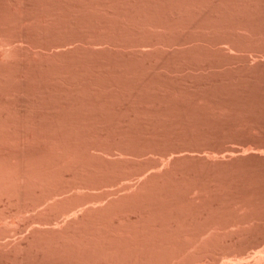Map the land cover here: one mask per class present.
Segmentation results:
<instances>
[{"label":"rangeland","instance_id":"1","mask_svg":"<svg viewBox=\"0 0 264 264\" xmlns=\"http://www.w3.org/2000/svg\"><path fill=\"white\" fill-rule=\"evenodd\" d=\"M16 1H18V0H16ZM19 1H20V0H19ZM19 1H18V2H19ZM22 1L25 3L24 6H23V3H18V4H22L21 7H20V5H18V6H19L21 9H23L22 7H25V5H26V7H28V8H26V7H25V8L28 9V10L30 11L31 14H33V11L36 12L35 10L38 8V9H37V12H38V13L36 12V17L38 16L37 14H39V16H38L37 18H40V19H41L40 16H43V14L40 13L41 9H44L43 11H44V13H45L46 8H48V7L46 6V4H47V5L49 4V3H47V2H46V4L43 3L44 0H40V1H39V0H26V2H25L24 0H22ZM22 1H21V2H22ZM28 1H29V3H30V1H31V3H32V1H33L32 4H35L36 7H35V5L33 6V5L30 3V4L32 5V6H31L29 3H27ZM38 1H39V3H38ZM45 1H48V0H45ZM54 1H55V0H54ZM54 1H53V0H52V1L49 0V2L52 4V5H50V7H51V6H52V7L54 6L52 10H54V12H55L54 14H56V15L53 14V11L48 10V9H47V12H46L47 15L49 14V17L55 16V17H53V18H54L53 23H51L52 20H50V23H49V24L45 23V21H46V22H49L48 19L46 18V16H47L46 14H44V15H46V16H45V20H43L44 18H42V20H41L42 22L44 21V23H42V24H40V25L38 26L36 23L38 22V20L40 21V19H37V18H36V19H37V22H34V23L32 24L29 20H31V19H33V18L29 19V18H30L29 16H31V14L28 13V12H29L28 10H25V8H24L23 10L27 11V13L24 12L23 10L19 12V10H21L20 8H19V10H18V7H17V6H13V7H12V5L10 6V3H9V2H11V3L13 2V3H14V2H15L14 0H0V5L2 6V7L0 6V7H1V9H0V13H1L2 11L5 10V11L2 13L3 16L5 15V12L10 13V11H11V15L14 14V15H13V16H14L13 19H11L12 16H11L10 14L6 13V15L8 14L9 17L5 15L6 17H8V19L6 18V20H10V19L12 20L11 22L8 21L10 24L13 23L14 18L17 17V16H16V13H17V12L20 13V14L17 13V15L19 14L18 16H21V12H24V14L26 13V16H28V19H29V20L26 19L25 22L23 21V19L21 20L22 16H21L20 20H18V18H17V19L15 18V21L17 22V24H18V22L20 21V24H19L18 26H20L21 23L23 24V22H24V24L26 25V27H25V25H23V28H25V29H27V30H29L30 27H31V28L33 27V28H32V29L30 28L29 31L26 30L28 33H27V32H23V34H21V29H20V28L17 29V28H18V27H17V24H16V26H15V21H14V28H13V29H15V30L17 29V30H16V31H17V34H16V35H13V33L15 34V32L11 33L12 36H13V38L15 37L14 39H16V36H17V38L20 37V35H18V30L20 31V34H21V37H20L19 39L23 40L22 37L25 38V37H27V36H29V35H32V33L30 34L29 32H30L31 30L34 32L35 30H33V29H36V27H37V29H36L37 33H40L41 31H42V32H43V31L45 32V31H47V30L49 29V31H48V35H49V36H44V34L47 35V33L45 32V33H43V34L41 33L44 37H42L41 34L36 35V37H34V36H35V33H36V32H35V33H33V36H30V38H29V37H28L27 39L25 38L26 40H28V39L30 40V39H31V40L29 41L30 43L27 41V42L29 43V45H28V44L25 45V44L27 43V42L25 43V41H26L25 39H24V40H25V41H24L25 44H23V42L16 41L17 43L19 42L20 44H21V43L23 44V45H22V44L20 45L21 47L26 46V47L28 48V46H32V44H31L32 42H36V40H38V41H39V44L42 45V48H41L40 46H39V47H40V48L42 49V51H43V50H44L43 47H45V48L48 49V47H50V45H51V48H52L53 43H54V44L56 43L57 47H59V48H57L56 45H54L53 48H55V50H58V51L55 52L54 49H51V50L53 51V52H52V51L50 50V48H49V49H48V52L51 51V52H50L51 54H55V53H60V54H61V53H63L64 56H66V54H65L64 51H65V49H66V47H67L66 51H67V50H68V51H67L66 53L69 54V55L67 54V56H68L69 58H68L67 56H66V57L68 58V61H69L70 59H72L71 61L75 60L76 62L73 61L74 63H77V61L81 60L80 58H81L83 55H85V58L87 59V60H86V59H85V60H86L87 62H85V60L83 59V58H84V56H83V57H82V60H84V61L81 60V61H79L78 63H79L80 66H81V64H82V65L84 64V68H85L86 66H89V67H86V69H84V70H83V66H82V68H80V70H83V72H84L85 74H84L82 71H78V72H82V74H83V75H82V74H79V76H80V75H82V76L86 75V72H88V74L91 73V74H90L91 76L86 75V77H83L84 79H85V78H88V77H90V78H88V80L86 79L87 81H86V80L84 81L83 79H79V78H78V80L74 81L75 78H73V79H71V78H72V76H74L75 74H76V75L78 74L77 71H73V70H76L77 68H75V69L73 68V70L71 71L72 68L70 69V67H68V68L70 69V71H71L70 74H73V75H71L70 79H69V77H68V80L74 81V82H75V85H76V84L78 85V86H77L78 88H79V85H80V91H78L79 89H78L77 91L80 92V93H82L83 95L88 94V97L86 96V97H87V98H86V97L83 96V97H84V99H83L82 97H80V94H79L77 91L75 92V90H74V93H73L72 91H70V88H71V87H69V92H70V94L73 95L74 98H67V97H65V94H66V93H65L64 91H66V89L64 90L63 88H66L67 86H69L70 83H68V81H67L68 84H67V86H66V84H65L66 82H65V81H66L67 79H66V80H65V79H63V80L60 79V78H61L60 74L65 75L67 72H66V73H65V72L63 73L62 70H60V71H61V73H60V71L56 70V75H57V76H60V78H59V77H56V78H59L60 81H59L58 83H56V85H53V86H52V90L56 91V94H55V92H53L52 90H50L51 88H50L49 90L52 91V92H48V94L50 93L49 96H50V95H53V96L56 95V96H55V97H53V96H52V97H49L50 101H46L47 103H46L45 106H47L48 103L52 101L51 98H54V99H55V100H53L54 102L57 100L58 103H60V104L62 103V102H60V101L57 99V98L60 96L59 91H60V92H63L62 94H64V95H63L64 97H63V96H61V97H63L65 100H64V99H61V101H63V100H64L65 102H66V101H69V103H70V104L72 103V104H71V106H69L70 104H69L68 102H66V104H65V103L63 104V103H62V105L59 104V106H61V107H60L61 109H60V108H58L59 106H56V105L58 104L57 102H56V104L51 102V103H52V107L50 106L51 104L49 103V104H50V105H48L49 107L46 108V107L43 106V105H39V104H41V103H40V102H41L40 100H42V101H44V100H46V99L48 100V98H46V96H45V95H48V94H47V93H44L43 89H45V88H43V86L41 85L42 83L44 84V82H42V81H43V80H42L43 77L39 75V76L42 78L41 81H40V80H37V78H38V74H37V73H36L37 75L34 74L35 72H38L39 69L37 68L38 70H37V71H34V72L31 70L33 73H31V72H29L30 74L28 73V74H29V80H31V81L34 80V76H37V77L35 78V80H36V81H39V84H40L41 86H39V85H38V82H36L35 85L37 84L38 86L36 85V86H34V87H38V89H37V88H34V87L32 86L31 81H30V83H28L29 86L27 85V81H25L27 78L25 79V78H24L25 76L21 74L22 71H24V70L19 71V72L17 71L18 73H20V72H21V73H20V75H18V74H16V72H15V75H14V76H15V78H14V83L18 84L17 82H19V81H21L22 79H24V83L26 82V83H25L26 86H25V84H24L23 82H21V83H19V84H21V88H20V85L18 84V85H19V88L16 87V88H17V90H16V88L14 87L15 85L13 84V85H14V86H13V87H14L13 90H15L16 92H17V91H20L21 89L23 90V89H25L26 87H28V91L30 90L32 93L34 92V90H35V91H38L41 87L43 88V89L41 88V90L43 91L44 94H42V93H41L42 91H40V90H39V91H40L41 95H40L39 91H38V92H34V95H36V94L39 93V96H38V95L36 96L38 99H39V98H42V97H43V99H44V97L46 98V99H44V100H43V99L38 100V101H39V102H38L39 104L36 103V100L34 99L33 95H31V93H29L30 91L28 92V94H30L31 97H33V99L30 98V100H28V99H29V98H28L27 101H26V98H27L28 95H27V96L25 95L26 92H25L24 95H23V97L25 96V97H24L25 100H23V101H26L27 103L29 102L28 105H30V102H31V105H32V106H31V109H33L32 107H35V109H34L35 113L38 114V112H36L37 108H38V109H39V108H43V110L45 109L46 112H49L50 110L52 111V109H53V104H55V105H54V106H55V107H54L55 109H56V107H57V109H59V110L61 111V112H60V111H58V110L53 109V111H54V110H55L56 112L58 111V114H56V112L53 113V111H52V112H50V114H49V113H46V114H48V115L45 116V113L43 112V110L40 109V110H39L40 112H39V114H38V115H42L41 118H43V121H45V123L47 122L49 125H53V124L56 125V126H52V128L55 129L54 127H56V129L58 130V132H57V130H55L54 133H55V134L58 133L60 139H57L58 136H55L54 133H52L53 129H51V127H50L49 125H48V127H47V123H46V125H45L44 128L42 127V126H44V122L41 123L42 125H41V124H38V123H40V122H38L37 124H38L39 126L36 125V127H35V126L33 125V124H35V122L33 123V122H31L30 120H26V119H24V117L26 116V113L23 112V111H27V113H28V112H31V113H30L31 116H29L28 119H31L32 121H39L38 118L40 119V116H38V117L36 116V118L34 117V119H36V120H34L33 117H32V116H35V115H36L35 113H33L34 111H33V112L30 111V108H29V107H28V109H27V108L25 109V107L23 106L24 104H26V102H24L23 105H20V106H22V107L19 106L18 109L16 108V109H17V111H16V110H15V106L17 107L18 104H20V103L22 104V103H23V102L21 101V99L23 98V97L21 96L22 93H21V92L17 93L19 97L17 96V94H16V97H15L14 95L11 96L10 94H11V91H12V90L9 91V92H10V94H9V92H7L8 90L5 91L6 89H5V87H4L5 85H4V86H0V87H3V88H4V89H3V88H2V89H3L5 92L1 91L2 89L0 88V91L3 92V94L6 93L7 95L10 96L11 99L14 98V97H15V98H19L20 101H21V102L17 101L18 103L16 102V104H15V101L13 102V99H12L11 102H13V103L15 104V106L13 107V103L10 104L11 102H8V100H6L7 98L5 99V96H7V95L5 94L4 96H2V97H4V99H3V98H2V100L0 99V102L2 101V102H1V103H2V106H3V105L5 106V103L8 104V105H7L8 107L11 105L13 108H12V107H10V108H12L13 111L15 112V113H14L13 111H11V112L14 113V116H13V115L10 113V111H9V110H12V109L9 108V110H8V108H7V106H6L5 108L7 109V113L9 112V113L11 114V116H10V114L8 113V114H9L8 116H10L11 118H12V117H15V115H17V114L19 113V112H18V110H19V111H20V115H19V114H18V115L21 116L20 118H21V120H22L20 123L23 122L22 124H25L24 122H26L27 126H29L28 124L32 123V126H34V127H33L34 130L36 129V131H35L36 133L38 132L37 129L40 130L39 132L42 131V132L40 133L41 136L43 135V136L45 137V134H47V132H48V130H49V132H51L52 135H53L54 137H56V138H53V136L51 135V133H49L50 136L52 137V139H51V138L49 137V135L47 134L45 138H46V139H47V137H49V138H48L47 140H45L44 137L41 138V137H39L40 135L38 136V133H39V132H38V133H37V136L40 138L41 141H40V140H36V139L32 136V135L34 134V136L36 137V135H35V133L32 132V130H31V128H30V129H28V130H31V132H32L33 134L30 133V137H29L28 134L25 133V135H27L28 138H29V139L27 138L28 140H30V138L32 137L34 140H36V142H37V141L40 142V145H42V146L45 145L44 147H46L47 150H49V151H54V150H51L50 148H48V147L52 146L53 143H55L54 145H57V146H55V148H56V147H59V149L57 148L58 151H59V150H63V149H65L67 146H68V149H71V148L74 147L73 149H71L72 151H69V152H72V153H69V156H70V155H73V152H75V154L77 153L76 156L74 155L75 159H78V158H80V159H85V160L87 159V162H88L89 160L92 161V159H94V158L91 159V154H92V157L95 156V159H96V160H99L100 163H101V160L103 159L101 164L104 163V161L106 160V158L108 159L107 162L109 163V162H112V161H110L111 159H112V160H113V158H114V159H117L118 157H119V158H120V157H124V155H125V157L122 158V160H123L124 162H128V161H129L128 163L131 162L130 165L132 164V166H128V167H133V166L135 165V163H138V162H139L140 164H142L141 167H144L143 165L147 162V161H145V160H149L148 163L152 166V161H153V163L155 164V161H158L159 158L161 159V157H162V159H161L162 162L164 161L163 159H166V158H167V159H169V160L171 159L172 161H174V165H175V164L177 163V161H180L181 159L184 160L183 157H184L185 159H187V158L193 153V156L190 157V159L192 160V159L196 156V157H195L196 159L194 158L195 160L193 159V160L191 161V163L194 162V163H193L194 165L191 164V166H190V163H188V164H187L188 166H187V165L184 163L186 160H185L184 162H183L182 160H181V161L186 165V166H184V164H183V166H184L183 169H184L185 167H187V169H190L191 167L194 168V166L196 167L195 169H197L198 167L195 165V164H197V163H195L196 161L198 162L199 165H201L200 163L203 161V158H204V161H203V162L207 161V162H205V163H208V162L210 161V162H209V165H210L211 161H212V163H213L214 156H217V154L221 151V152H220L221 155H219V154H220V153H219V154H218V157H220V156L222 157V155L224 156V155L226 154V156H224V157H225L224 159H225V160L227 159L228 162H230V166H227V168H228L229 170L231 169L230 171H231L232 173L226 172V170H225V172H223V171H224V170H223V171L220 173V175L223 174V173H227L226 175H231V176H232V174H233V170L235 169V170H234L235 175H233L232 177L235 178V176H236V180H234V181L236 182V184H239V185L241 186V188H240V186H237V185L235 186V183L233 182V179H234V178L232 179V177L230 178L231 180H228V179L226 178L229 182L232 181V183H228V181L225 182V180H226V179H225V174L222 175V176H224V179H225V180L223 179V180H224V181H223V184H224V182H225L224 185H223L222 183H220L221 181H219V180H221V179L219 178L220 176L217 175L218 177H216V176H214V173H212V174L209 175V173H211V172H209L207 176H210V177H211V175H213L212 177H216V179L219 178L217 183L220 184L221 187H220L219 190L222 191V192H223V190H221V189H224V188H225V187H222V185H223V186H225V185H230V186H231V185L234 184V185H233L234 187H232V186L230 187V191H231V188H233L234 191H235V189H236V193H233V194L230 193L231 198L227 197V198H225V200L227 199L228 201H230V199H232V198H233V200H240V199H241V200L238 202V203H239V207H240V204H241V205L243 204V205H242L243 208H246V207H244L245 204H246V206H248V207H249V205H251V204L254 206L255 204H254L253 202H254L255 199H256V198H254V197H256V195H258V194L260 193L259 197L257 196L258 198H260V199H258V201L260 202V204H259V202L256 200L255 203H256V204L258 203L259 205L254 206V207H253V211H252V209H251L252 205L249 207V209L252 211L251 213L255 212V214L253 213V215L255 216L256 221H255V218H253L254 220H252V221H255V222L258 223V224L252 222L254 225H252V224H251V225H252V226H255V227H256L255 229H257V230H254V227H252V226L245 227L244 230L242 229V230L244 231V233H243L242 231H239V232H240V236L238 235L239 232H237V231L235 232V229H232V228L230 229V231L233 230V231H231V233H230V231L228 232L229 229L226 230V231H227V234L225 233L226 231H224V233L222 232L224 236H221L222 238H219V239H222V240H223V242H221L222 245L225 244V241H224L225 238H224V237H227V236H228V237H227L228 244L230 243V241H232V245H233L234 243H237V245H236V244H234V245L238 246V248H239V249H238V248L235 246V247H236V249H235V248H234V245L232 246L231 244H229V245H231V247H232V248H230L229 245L227 244V246H225V247H228V248H230L231 250H233V251H232L233 253H232L231 250L229 249V250H230V255L228 254V256H227V255H224V254H223V256L221 255V257L218 256V255H220L219 252H221V251H223V250H224V252H226V248H225V247L223 248L222 245H221V246L219 245V247L217 246V247H218L217 250H219V248H220L221 251H216V250L213 249V248H211V251H210V252H209V250H206V249H205V251H206V252L208 251V254H209V253H212L213 250H215L216 253L218 252V253H217V254H218L217 257H219L220 260H218V261L216 260L217 263L215 262V264H218V263H220V264H226V263H228V264H229V263H232V264H238V263H240V264H245V263H246V264H264V226H262V225H264V224H263V223H264V212H263V211H264V208H263L264 206H263L262 208L260 207V206H262V202L264 201V194H263V192H264V191H263V190H264V183H263V182H264V168H263V167H264V75H263V74H264V52L262 51V50H264V41H261L262 38H263V36H264V34H263V33H264V30H263V29H264V22H263V20H264V0H244V2H243V0H239V1H236V0H228L229 2H228L227 0H218V1H217V0H214V1H213V0H207V2H205V3H207L208 6H209L210 8H212V9H210L209 7H208L209 9L206 8L207 5H205V3L202 1V2L204 3V4H203V3L201 2V0H196V1H195V2H198V3H197L198 6H200V5H202V7L205 6V7H204V9H205L204 11H205V12H206L207 9H208V11H207L206 13H204V14H201V13H203L204 11L201 12V11H200L201 8L199 9L200 14L203 15V18L205 17V16H204L205 14L209 15V12H210V14H211L212 16H207V17H205V18L207 19V18L209 17V18L211 19V17H212L214 21H219V20H220L219 23H218L219 25H220V23H221L222 21H223V22L225 21V23L227 24V22H228L229 20H231V21H229L230 23L228 22V23L230 24V25H229L230 28L228 27V29H231V31H233V30H232V25H233V24H231V23H237V25L234 24L235 27H233V29H235L236 26H237V28L240 27V25L242 24V26H241L240 28H241V30H242V28H243V29H244V32H243V30H242V32H240V28H239L238 33H237V29H236V31H234V32L231 33L232 35H231L230 33H228V32H227V33H228V34H227L226 31H224V30H220V31H222V33H219V32H218V31H219L218 29H220V28L222 29L223 26H222V25H221L220 27H218L219 25L215 26V25H216V22H215V24H214V22L212 23L213 20H211V22H210V23H212V24H211L212 26H208V25H210V24H207V26H203V27H204V28L208 27V28H206V29H209V27H213V26H215L216 28L218 27V29H217V30H218V31H217L218 33H216V31H215V30H216L215 27H213V29L215 28L214 31H211V30H210L211 28H210V29L208 30L209 32L205 31V29L202 28V27H200V26L198 27V25H197L198 23H197V22H194V20L197 19V18L194 19V15H195V17H197V15H198V13H195V12H198V9H197L198 6H195V5H196L195 2H192L193 0H191L192 5H193V3H194L193 8L195 7V8H194V9H195V10H194L195 12L193 11V8H192V11L189 10V9H187L188 12H186V14L188 13V15H189L191 12H192L193 14L195 13V14L193 15V18H192V19H194V20H191L192 22H194V24L190 21L191 18L188 19V21H187V19L185 18L184 21H185V22L187 21L188 23H189V21H190L191 24H190V23H189V24H190L191 26H190L189 24H187V26L189 25V27L192 28L193 30L196 29V30H195L196 32L194 31V32H195V35H196L195 37H188L189 33H188V30H187V29H190V28H187L185 22H184L185 25L181 24V25H183V27H182V26L179 27V26H177V24H174V21H173V20H172V23L174 24V25H173V28H175L176 26H177L176 29H177V28H181V27L184 28V26H185V27H186V28H185L186 31H184V30L181 31V29H179V30L177 29L178 31H176V32L174 33V35H172V34L168 35V34L171 32V31H170V32H168V31H169V30H172V28H171L172 25H171V23H170V22H171L170 20H171V19L177 20V17H176V18H175V17H174V18L172 17L173 15L171 16L172 18H171V17L168 18V22H169V24L171 25V26H170L171 29H169L168 31H164V29L167 30V29L169 28V24H168V22H167V24H168V25H167L168 28H167L166 25H163V27H162L163 29L161 28V26H162L163 23H162L161 25H157V24H156V25H154V26H160V28H159V27H155V28H157V29L153 28V29L150 30V28H151V26H150V28L146 30V34H145V35H144L145 31H144V33L142 34V30H140V27H137L136 23L131 22V20H129L130 22L128 21V18H131V17H132L131 15H133V14L135 13V14H134V16H135V15L137 14V12H135V10H132V9H135V7H136V9H137L138 6L140 5V3L142 4L141 6H143V4H144V7H145L147 4L144 3V2L146 1V2H148V5H149V6L147 5L145 8L150 7V6H151L150 8H152V5H153V9H156V7L159 6V3H161L162 1H163V5H164V4H166V2L170 4L171 1L174 2L175 0H171V1L168 0L169 2H168L167 0H162V1L160 2V0H159V1H158L159 3L157 2V0H156V1L153 0V1H155L156 3H158V4L156 5V7L154 6L156 3H152V2H153L152 0H140V1H138V0H130V1L133 3V5L135 4L136 6H135V5L133 6L132 3L129 2V0H126V2H127L128 4H127L124 0H94V1H93V0H92V1H91V0H85V1L88 3V5H92V6L94 5L93 7H95V8H94L95 10L92 11V10H93L92 7L89 6L90 9H92L90 13H87V12H88L87 9H88L89 7H88L87 5L84 6V5H85L84 3H86L84 0H83L84 3L82 2L83 4H80L79 1H81V0H79V1H78V0H74V1H73V0H68V1H67L68 3H69V1H71V2L69 3V4H70L69 7H70V6H71V7H74V9H75V8L78 9V7H80L78 10L75 9V11H74L73 8H71V7H70V8H71L72 10L65 9V8H67L66 6H68V3L65 2V0H64V1L62 0V2H61V0H60V1L58 0L59 2L56 0V1H57V2L55 1L56 6L54 5ZM151 1H152V2H151ZM165 1H166V2H165ZM179 1H181V0H179ZM179 1L176 0L175 2H179ZM186 1H188V0H186ZM186 1L183 0L181 3L185 2V3L187 4ZM189 1H190V0H189ZM189 1H188V3H190ZM219 1H221V2H219ZM224 1H225V2H224ZM230 1H231V2H230ZM235 1H236V2H235ZM260 1H261V2H260ZM5 2H7V3H5ZM73 2H74V3H73ZM75 2H77V3L75 4ZM78 2H79V3H78ZM89 2H94V3L91 4V3H89ZM121 2H122V6H121ZM134 2H135V3H134ZM136 2H137V3H136ZM142 2H143V3H142ZM149 2H150V3H149ZM164 2H165V3H164ZM175 2H174V3H175ZM200 2H201L202 4H200ZM209 2H213V3H211V5H209ZM217 2H218V3H217ZM223 2H224L225 4H226V3H228V4L225 5ZM232 2H233V3H232ZM237 2L239 3V5H238ZM240 2H241V5H242V6H245V8H244V7L241 8L242 6L240 5ZM246 2H247V3H246ZM258 2H259V3H258ZM8 3H9V4H8ZM37 3H38V4H37ZM40 3H41L42 5H43V4H45V5H43L42 8H41V4H40ZM58 3H59V4H58ZM61 3H62V4L64 3L63 5L65 6V8H64V6H62V7L59 6V5H62ZM66 3H67V4H66ZM71 3H72V4H71ZM98 3H99V6L96 5V4H98ZM151 3H152V5H150ZM174 3H173V4H174ZM181 3H179V5H180ZM214 3H216L217 5H216V4L214 5ZM221 3H222V4H221ZM235 3H236V4H235ZM255 3H256V4H255ZM260 3H261V4H260ZM7 4H8L12 9L9 8V6H8ZM39 4H40V6H39ZM57 4H58V5H57ZM79 4H80V6H79ZM117 4H118V5H117ZM129 4H130V5H129ZM138 4H139V5H138ZM145 4H146V5H145ZM176 4L178 5V3H176ZM176 4H174V5H176ZM186 4H181V5H180L181 8H182V5L186 6ZM218 4H219V6H218ZM233 4H235V6L238 5V6H236L237 8H236ZM251 4H252V5H251ZM5 5H7V6H5ZM14 5H16V2L14 3ZM27 5H28V6H27ZM72 5H74V6H72ZM125 5H126V6L128 5L129 8H128V6L126 7ZM163 5L160 4L161 8H164V7H162ZM166 5H168V4H166ZM166 5H165V6H166ZM174 5L172 6V8L174 7L173 9L176 10ZM187 5L189 6V5H191V4H187ZM246 5H247V6H246ZM250 5H251V6H250ZM29 6H31V7H29ZM37 6H38V7H37ZM44 6H45L46 8H44ZM48 6H49V5H48ZM96 6H97V9H96ZM123 6H124V7H123ZM131 6H132V7H131ZM141 6H140V7H141ZM169 6H171V5H169ZM169 6H166V7L170 8V10L172 11L171 7H169ZM184 6H183L182 9H180V7L178 6V7H179V10H182L181 15L183 14V11H185V10H183V9H185ZM211 6H212V7H211ZM214 6H215V7H214ZM220 6H221V7L224 6V9H226L227 7H228V8H231V7L233 6L234 8H232V9H236V12H237V13L233 12V11H235V10H232V9L228 10V8H227V9L225 10L226 12L223 13V14L227 15L229 18H228L227 16H224V17H223L224 20L221 21V18H220L221 16H220V15H223V14H219L220 12L218 11L219 9L217 8V7H220ZM240 6H241V7H240ZM248 6H249V7H248ZM3 7H4V8L7 7L9 10H10V9H11V10L9 11L7 8L4 9ZM33 7H35V8H33ZM39 7H40V8H39ZM50 7H49V8H50ZM52 7H51V8H52ZM58 7H61V8H62V9H61L62 11H61ZM69 7H68V8H69ZM85 7H87V8H85ZM98 7H99V8H98ZM125 7L127 8V9H126L127 11L125 10ZM154 7H155V8H154ZM166 7H165V8H166ZM176 7H177V6H176ZM196 7H197V8H196ZM221 7H220V8H221ZM225 7H226V8H225ZM239 7H240V10H239ZM252 7H253V9H252ZM14 8H17V9H14ZM31 8H32V9H31ZM51 8H50V9H51ZM54 8H55V9H54ZM56 8H57V9H56ZM63 8H64V9H63ZM81 8H82L83 11L85 10V13L87 14V15H86V14L84 13V14H85V17H87L89 20H88L87 18L85 19L84 15H83V17H84V18H83V19H84L83 22H85V20H88V21L86 22L87 25H83V24H86V23H83V24H82V21H81V25H83V26H81V27L78 28V25H77V27H76V29H75V24H77V23H75V22H76V20H78V18L81 19V15L79 14L80 16H79L78 18H76V20H75V18H73V17L76 16L77 13H80V12L82 11ZM123 8H124V9H123ZM161 8L159 9V8L157 7L158 11L161 10V12H162V9H161ZM165 8H164V9H165ZM189 8H191V6H189ZM215 8H216L217 10H215ZM246 8H247V10H248V8H250V10L246 11ZM2 9H3V10H2ZM13 9H14V12H16V10H17V12L14 13V12H13ZM119 9H120V10H119ZM142 9H143V8H142ZM142 9H141V11H142ZM153 9H152V10L150 9V10L152 11V15L155 14V13L157 14L158 12H155V13H154V12H153V11H154ZM164 9H163V11H164V13H165V10H164ZM166 9H167V8H166ZM202 9H203V8H202ZM213 9H214V10H213ZM224 9H223V10H224ZM244 9H245V10H244ZM6 10H7V11H6ZM32 10H33V11H32ZM38 10H40V11H38ZM57 10L60 11V12H57ZM64 10L66 11V13L64 12ZM68 10H69V11H68ZM88 10H89V9H88ZM117 10H118V11H117ZM122 10H124L123 12L126 11V13L129 12L131 17H127V16H129V15L126 16L125 13L121 12ZM128 10H131V11H128ZM144 10H147V12L149 11L148 13H151L150 10H149V8H148V9H143V12H144ZM211 10H213V11L211 12ZM221 10H222V9H221ZM221 10H220V11H221ZM237 10H239V13H238ZM241 10H243L244 12H242ZM43 11H41V12H43ZM49 11L52 12V13L50 14ZM73 11H74V12H73ZM77 11H78V12H77ZM83 11H82V12H83ZM95 11H96V12H95ZM136 11L139 12V9L136 10ZM166 11H168V10H166ZM176 11L179 12L178 10H176ZM176 11H175V12H176ZM189 11H190V13H189ZM217 11H218L219 13H218ZM240 11H241V12H240ZM12 12H13V13H12ZM62 12H63V13H62ZM67 12H69V13H67ZM70 12H71V13H70ZM76 12H77V13H76ZM132 12H133V14H132ZM145 12H146V11H145ZM147 12H146V15L149 17L150 14H147ZM161 12L159 11V13H158V14H160V16H161ZM168 12H169V11H168ZM172 12H173V11H172ZM172 12H169V16H170V14H171ZM175 12H173V13H175ZM221 12H222V11H221ZM223 12H224V11H223ZM227 12H228V13H227ZM260 12H261V13H260ZM57 13H58V15L60 16L59 18H61V19L64 18V16L66 17V18H65V19H66V20H65L66 22L64 21L65 23L61 20V21H62V24H61L60 20L57 18V16H58ZM72 13H73V14L75 13L76 15L73 16ZM94 13H95V14H94ZM116 13H118V14H116ZM120 13H121V14H120ZM129 13H128V14H129ZM164 13L162 12V16H164V15H163ZM173 13H172V14H173ZM192 13H191V15H192ZM226 13H227V14H226ZM250 13H251V14H250ZM34 14H35V13H34ZM40 14H41V15H40ZM68 14H70V17L73 16V17H71L72 19L68 16ZM81 14H82V13H81ZM92 14H93V16H92ZM123 14H124V15H123ZM138 14H139V13H138ZM138 14H137V15H138ZM140 14H141V13H140ZM167 14H168V13H167ZM167 14H166V15H167ZM177 14H178V17L181 16V15H179V13H177ZM184 14H185V12H184ZM196 14H197V15H196ZM200 14H199L198 16H201ZM213 14H215V15L217 14V15H216V16H215V15L213 16ZM228 14H229L230 16H229ZM234 14H235V15H234ZM240 14H241L242 16H240ZM243 14H244V15H243ZM247 14H248V15H247ZM256 14H257V15H256ZM22 15H23V14H22ZM61 15H62L63 17H61ZM88 15H89V17H88ZM121 15H122L124 18H125V16H126L127 19L124 20V18H123V20H122V18H120V17H122ZM142 15H143V13L141 14V16H142ZM188 15H187V16H188ZM249 15H250V16H249ZM254 15H255V17H254ZM260 15H261V16H260ZM5 16H4V17H1V15H0V17H1L0 20H1V23H2V24L0 23V25L3 26V29H4V27H7V28H8V27L10 26V25L7 24V22H5V19H3V18H5ZM10 16H11V17H10ZM26 16H23V17L27 18ZM114 16H116V17H114ZM141 16H137V19H138V20L135 18L136 16H135V17H132L131 19L133 20V19L135 18V19H136V22H137V21L140 22L141 20H139V17L141 18ZM150 16H151V15H150ZM153 16H154V15H153ZM153 16H151V18H152ZM162 16H161V17H162ZM167 16H168V15H167ZM167 16H164V17H162V18H165V17L167 18ZM175 16H177V15L175 14ZM187 16H186V17H187ZM232 16H233V18H231ZM234 16H235V17H234ZM236 16H237V17H236ZM239 16H240L241 18H240ZM244 16H245V17H244ZM31 17H32V16H31ZM34 17H35V16H34ZM49 17H48V18H49ZM67 17H68V18H67ZM76 17H77V16H76ZM91 17H92V18H91ZM156 17H157V16H156ZM161 17H160V18H161ZM189 17H190V15H189ZM218 17H219L220 19H219ZM238 17H239V18H238ZM249 17H250V18H249ZM251 17H252V18H251ZM25 18H24V19H25ZM55 18H56V19H55ZM90 18H91V19H90ZM142 18H143V17H142ZM149 18H150V17H149ZM151 18H150V19H151ZM179 18L181 19L182 16L179 17ZM183 18H184V16H183ZM183 18H182V19H183ZM198 18H200V17H198ZM209 18H208V19H209ZM227 18H228L229 20H228ZM2 19H3V20H2ZM50 19H51V18H50ZM67 19H69V20L71 19L70 22H69V20H67ZM80 19H79V20H80ZM83 19H82V20H83ZM135 19H134V20H135ZM143 19H145V18H143ZM146 19H147V22H148L149 19H148V18H146ZM146 19H145V22H146ZM155 19H157V18H155ZM155 19H154V18L152 19V20H154L153 23H157V20H155ZM169 19H170V20H169ZM200 19H201V18H200ZM206 19H205V20H206ZM225 19H227V22H226ZM233 19H234V20H233ZM235 19H236V20H235ZM242 19H243V21H242ZM57 20H58V21H57ZM63 20H64V19H63ZM74 20H75V22H74ZM158 20H161V22H162V19H159V17H158ZM163 20H164V19H163ZM198 20H199V19H198ZM201 20H202V19H201ZM201 20H199V21L202 22ZM203 20H204V19H203ZM205 20H204V21H205ZM251 20H252V22H251ZM254 20H255V21H254ZM258 20H259V21H258ZM3 21H4V23H3ZM21 21H22V22H21ZM27 21H29L28 23H31L32 25L30 26V25L27 23ZM33 21H36L35 18H34ZM33 21H32V22H33ZM56 21H57V25H58V24L60 25V26L58 25L60 28L57 26V29H56ZM125 21H128V22H125ZM164 21H167V20H164ZM164 21H163V22H164ZM179 21H181V20H179ZM182 21H183V20H182ZM196 21H197V20H196ZM209 21H210V20H209ZM232 21H233V22H232ZM238 21H239V22H238ZM240 21H242V22L240 23ZM58 22H59V23H58ZM73 22H74V23H73ZM77 22L79 23V21H77ZM122 22H123V24H122ZM139 22H137V23H139ZM145 22H144V23H145ZM149 22H152V21H149ZM149 22H148V23H149ZM161 22L158 21V24L161 23ZM206 22H207V20H206ZM206 22H203V24L205 25ZM248 22H249L250 24H248ZM254 22H255V24H254ZM259 22H260V23H259ZM40 23H41V22H40ZM54 23H55V24H54ZM63 23H64V25H63ZM70 23H71V24H70ZM125 23H126V24H125ZM132 23H134V25H133ZM178 23H179V22H178ZM225 23H222V24L224 25V28H225V26L228 25V24L225 25ZM243 23H244V24H243ZM245 23H247V24H245ZM4 24H5V25H4ZM38 24H39V23H38ZM53 24H54V25H53ZM65 24H66L67 26H65ZM72 24H73V25H72ZM124 24H125V25H124ZM127 24H129V25H127ZM145 24H146V23H145ZM165 24H166V23H165ZM192 24H193V26H192ZM199 24H200V23H199ZM213 24H214V25H213ZM239 24H240V25H239ZM253 24H254V27L256 26L255 28H258L257 30H256L255 28H252V27H251V26H253ZM257 24H258V25H257ZM7 25H8V26H7ZM27 25L30 26V27H28ZM35 25H36V27H34ZM46 25H47V26H46ZM49 25H50V27H51L52 25H53L54 27L52 26L53 28H52V27H51V28H50V27L47 28ZM61 25H63V26L61 27ZM68 25H69L70 27H69ZM119 25H120V26H119ZM146 25H147V24H146ZM150 25H152V23H150ZM175 25H176V26H175ZM178 25H180V23H179ZM200 25H202V24H200ZM238 25H239V26H238ZM243 25H244L245 28H246V26L248 25V26H247L248 28L245 29V28L243 27ZM245 25H246V26H245ZM1 26H0V27H1ZM40 26H42V28H41ZM43 26L46 27L44 30H43V28H44ZM64 26H65L66 28H65ZM73 26H74V27H73ZM79 26H80V24H79ZM85 26H86V27L88 26V28H85ZM122 26L124 27V29L127 28V27H128L127 29H129V27H130L131 29H130V31L126 29V30L128 31V32H126L125 30H123ZM135 26H136V27H135ZM139 26H140V25H139ZM148 26H149V25H148ZM152 26H153V25H152ZM164 26H165L167 29H166ZM259 26H260V27H259ZM12 27H13V25L10 26L11 30H12ZM16 27H17V28H16ZM68 27H69V28H68ZM71 27H72V29H73V28H74V29L72 30ZM117 27H118V28H117ZM133 27H134V30H133ZM143 27H144V25H143V26L141 25V29H142ZM194 27H196V28H194ZM249 27H250V28H249ZM261 27H263V29H262L263 31L260 30ZM7 28H6V29H7ZM10 28H9V29H10ZM21 28H22V27H21ZM39 28L42 29V30H40ZM63 28H65V29L68 30V31H69V29H71L72 31H71V32H68V31H66V30L63 29ZM67 28H68V29H67ZM77 28H78V30H79L80 28H82L81 31H82L83 33H82L80 30L78 31ZM120 28H122V29H120ZM135 28H137V29L139 28V30H140L141 32H139V30H138V33H137V32L135 31V30H137V29H135ZM145 28H146V27H145ZM147 28H148V27H147ZM224 28H223V29H224ZM251 28L253 29V32H252V29H251ZM25 29H24V30H25ZM38 29L40 30V32H39ZM50 29H53L54 31H53V30L51 31ZM55 29L58 30V32L61 30L62 33H61V32H59V33L57 32L58 34H55V33H56ZM59 29H60V30H59ZM62 29L65 30L66 32H65V31H62ZM84 29H85V30H84ZM119 29H120V30H119ZM176 29H175V30H176ZM192 29H191V32H192L191 34H193V30H192ZM201 29H202V30H201ZM203 29H204L205 32L203 31ZM213 29H212V30H213ZM225 29H227V28H225ZM228 29H227V30H228ZM247 29H249L248 32L250 31L249 34H252V33H254V31H256L255 34H257V35H256V36L254 35L253 37H251V36H252V35H251V36H250L251 38H250L249 35H248V33H247V31H246L247 34L245 33V30H247ZM250 29H251V30H250ZM0 30H1V28H0ZM4 30H5V29H4ZM4 30H2V32H0V33H3V34H1V36L4 35ZM11 30H8V31L10 32ZM24 30H22V31H24ZM143 30H144V29H143ZM173 30H174V29H173ZM173 30H172V31H173ZM175 30H174V31H175ZM258 30H260L261 33L263 34L261 40H260V38H258V37L261 36V34L259 33L260 31H258ZM6 31H7V30H5V33H6ZM8 31H7V32H8ZM32 31H31V32H32ZM75 31H78V33H76ZM84 31H85V32H84ZM121 31H122V33H121ZM134 31H135V32H134ZM147 31H148V32H147ZM174 31H173V32H174ZM189 31H190V30H189ZM210 31H211V32H210ZM223 31H224V33H223ZM231 31H229V32H231ZM11 32H12V31H11ZM53 32H55V33L53 34ZM79 32H80V33H79ZM86 32H87V33H86ZM131 32H132V33H131ZM167 32H168V33H167ZM180 32H182V33H180ZM185 32H186V33H185ZM213 32H215L216 34H214ZM257 32H258V33H257ZM68 33H69V34H68ZM115 33H116V34H115ZM118 33H119L120 35H119ZM129 33H130V36H131V37L134 35V33H137V34H136L137 36H138V34H139L138 39L141 37L140 35H143L140 39H142L144 36L149 35V34H150L149 36L152 35V37H153V35H154V38H155V39L158 38V40H154L153 38L150 37L151 39H153V41H159V39H160L159 37H163V40H164V39H165L164 36H167L166 38H168V37L170 38V37L172 36L170 39H172V40L175 39V40L178 41V43L175 42V44H176V43H177V45H179V43H181V44H182V43H187V44H185V46L182 44L184 47H180V46H177V45H176V48H178V50H176L174 47H171V46H170L171 48H169V49H168L167 46L164 48V46H165L166 43H164V45H162L163 43L160 45V44L157 42V43L161 46L160 49H162V52L164 51L163 49H166V48L168 49V50L166 49V50L168 51V54H167L166 51H164L163 53L161 52V53L163 54V57H162V58H160L162 55H160V56L158 55L159 57L155 55V57H154L153 54H157V53L160 54V51H159V52L156 51L157 53H153V54L151 55V56H153L154 58H152L151 56H149V57H151V58H148L146 52H144V54H143V53H140L141 56H142V59H141L140 61H142V63H143V57L145 58V59H144V60H145V63L143 64L144 67L141 68V67H142V66H140L141 63H140V61L138 60L141 56H140V57L138 56V54H139L138 52H136V53H138L137 56H138L139 58L137 59V56H136V57L133 56L134 58L131 56V58H130V62H131V60L133 59V60H134V63H135V58H136V60L139 61V65H138V66H140V67H138L137 64L132 65V64H133V61H132L131 63H129V64H128V62H127V65H126V64H124V63L126 62V58H128L127 53H126V52H127V49H123V48H121L122 45L118 47V45H120L118 42H123V40L121 41L120 39L125 38V37L127 36V34H129ZM148 33H149V34H148ZM205 33H206V34H205ZM209 33H210V34H209ZM233 33H235V34H233ZM241 33H242V34H241ZM6 34H9V33H6ZM25 34H28V35L24 36ZM63 34H64V36H63ZM66 34H67V35H66ZM70 34H71V35H70ZM74 34H75V35H74ZM77 34H80V35H77ZM81 34H82V36H83V35H84V36L82 37ZM131 34H132V35H131ZM175 34H176V35H175ZM179 34L182 35V36H180ZM191 34H190V35H191ZM212 34H213V35H212ZM220 34H221V36H223V37H220V38H219ZM237 34H238V36H237ZM239 34H240V35H239ZM244 34H246L247 36H245ZM9 35H10V34H9ZM9 35H8V38H7L6 40L9 39ZM22 35H23V36H22ZM40 35H41V37H39ZM56 35H57V36L59 35V36L57 37ZM69 35H70V37H68ZM76 35H77V36H76ZM118 35H119V36H118ZM123 35H124V36H123ZM136 35H135V36H136ZM157 35H158V36H157ZM162 35H164V36H162ZM202 35H203V36H202ZM205 35H206V36H205ZM214 35H215L216 37H215ZM226 35H227V36H226ZM259 35H260V36H259ZM1 36H0V37H1ZM50 36H51V37H50ZM54 36H55V37H54ZM61 36H62V37H61ZM65 36H67V37H65ZM74 36H76V37H74ZM85 36H86V37H85ZM113 36H114V37H113ZM120 36H122V37H120ZM130 36H127V37H129V39H131ZM135 36H133L132 38H134ZM137 36L135 37L136 39H137ZM155 36H156V37H155ZM175 36H176L177 38H176ZM185 36H186V37H185ZM193 36H194V35H193ZM213 36H214V37H213ZM217 36H218V37H217ZM229 36H230V37H229ZM239 36H240V37H239ZM241 36H242V37H241ZM6 37H7V36H6ZM6 37L3 38V36H2V40H3V39L5 40ZM38 37H39L40 39H39ZM47 37H48V38H47ZM59 37H61V38H59ZM116 37H117V38H116ZM127 37H126V38H127ZM196 37L198 38V40L201 41L200 43H199V41L197 42V38H196ZM205 37H206V40H205ZM208 37H209V38H208ZM227 37H228V38H227ZM243 37H244V38H243ZM256 37L259 39V42H258V41L254 42L255 40L253 41V38H254V39H257ZM13 38L11 37L10 39H13ZM32 38H33V40H32ZM35 38H37V39L35 40ZM43 38H44V40H43ZM45 38H46V39H45ZM53 38H55V39L58 38L59 40L57 39V41L55 42V39H53ZM70 38H71V40H70ZM73 38H74V40H75V39H77V40L74 41V40H72ZM81 38H82V39H81ZM83 38H85V39H83ZM119 38H120V39H119ZM144 38H145V37H144ZM147 38H148V37H147ZM150 38H149V39H150ZM194 38H195V41H193V44H195V46H196V43H195V42H197V44H201V48H202V46H203L204 44H207V45L205 46V49H206V47L209 48V46H210L209 43H210V42H212V43L214 44V45H213V44L211 43L212 46H215V48L211 46V47H210V51H211V48H213V49H212L213 51H212L211 53L209 52V53L212 54V55H213V52H214V55H213L214 60H213V58H211L212 55L208 58V56H209V53L207 54L208 51L205 53V55L203 54L205 57H204L203 55L200 56V52L198 53V51H199L201 48L198 49V48H197L198 45L196 46V48H197V50H198V51L196 50L197 52L193 51L195 48H194L193 50L191 49V48L193 47V46H192L193 44L191 43V41H192ZM207 38H208V39H207ZM213 38H216V39H213ZM225 38H226V39H225ZM236 38H237V39H236ZM10 39H9V40H10ZM14 39H13L12 42L15 43V40H14ZM47 39H48V41H47ZM49 39H53V40H51V43H52V44L49 43V42H50ZM61 39L63 40V42H62ZM64 39H65L68 43H67ZM116 39L118 40V42H116V41H117ZM184 39L186 40V42H185ZM190 39H191V40H190ZM219 39H221V40H219ZM233 39H234V40H233ZM241 39H242V40H241ZM246 39H249V40L245 41ZM258 39H257V40H258ZM2 40H0V41H2ZM16 40H18V39H16ZM21 40H20V41H21ZM34 40H35V41H34ZM42 40H43V41H42ZM68 40H69V41H68ZM80 40H81V41H80ZM82 40H83V41H82ZM85 40L87 41V43H89L88 45H87V43H86ZM119 40H120V41H119ZM133 40H134V39H133ZM133 40H132V41H133ZM145 40H148V39L145 38ZM145 40H143L144 43L146 42V43L148 44V47H149V45H150L151 43H149L148 41H145ZM163 40H160V41H163ZM175 40H174V41H175ZM181 40H182V41H181ZM204 40H205V41H204ZM209 40H210V42H209ZM214 40H216V41H214ZM228 40H232V41H230V42H231V43L233 42V45H235V46L241 44L243 48H244V46H246V45H244L246 42L252 40L253 43H251L250 48H248L249 50H244V49H242L241 47H239L238 50H240V48H241V49L244 50V51H242V50H240V51H236L237 49H236V50H234L235 48L232 49V47H235V46H232ZM235 40H236V41H235ZM237 40H238V41H237ZM239 40H241V41L239 42ZM263 40H264V38H263ZM38 41H37L36 44L34 43L33 46H35V47H36V45L38 46ZM45 41H46V42H45ZM59 41H60V42H59ZM78 41H80V42H78ZM160 41H159V42H160ZM165 41H167L168 43H172V44L175 46V44L173 43L174 41H173V42H169V39H168V40L165 39ZM202 41H204V42L202 43ZM225 41H226V43H225ZM242 41H243V43H242ZM3 42H4V41H3ZM7 42H9V41H7ZM12 42H11V43H12ZM57 42H58V43H57ZM83 42H84V43H83ZM150 42H152V40H150ZM205 42H206V43H205ZM228 42H229V44L232 46L231 48L229 47L230 45L228 46ZM234 42H235V44H234ZM236 42H238V44H237ZM17 43H16V44H13V45H14V46L17 45L18 47H20L19 44H17ZM61 43H63V44L65 43L64 45H65L66 47L63 48L64 45H62ZM66 43H67V44H66ZM69 43H71V44H74V43H75V46H74V45H70V46H72V47H70V46L68 45ZM76 43H77V44H76ZM80 43H81V44H80ZM117 43H118V44H117ZM123 43H124V42H123ZM126 43H127V44L129 43L128 40H127ZM126 43H125V45H126ZM132 43H133V44L136 43V44L138 45L139 42L137 43V42L133 41ZM153 43L155 44L156 42H153ZM153 43H152V45H154ZM188 43H189V44H190V43L192 44V45H191L192 47L189 45V46H190V49H189ZM215 43H216V44H215ZM6 44H7V43H6ZM6 44H5L4 48L6 47ZM30 44H31V45H30ZM45 44H46V45H45ZM47 44H49V45H47ZM59 44L62 46V51H63V52H62V51L59 52V51L61 50V47H60ZM83 44H85V46H84ZM130 44H131V42L129 43V47H131V45H132V44H131V45H130ZM142 44H143V43H142ZM142 44H141V41H140V45H142ZM158 44H156V45H158ZM181 44H180V45H181ZM246 44L248 45V43H246ZM1 45L3 46L4 44L2 43ZM10 45H12V44H10ZM10 45L7 44L8 47H9ZM13 45H12V46H13ZM43 45H44V46H43ZM78 45H79V46H78ZM115 45H116V46H115ZM125 45H124V46H125ZM156 45H154V46H156ZM168 45H169V44H168ZM173 45H172V46H173ZM14 46H13V47H14ZM80 46H81L82 48H85V47H86L88 50H87L86 48H85V49H82ZM126 46H127V45H126ZM154 46H153V47H154ZM186 46H187V47H186ZM10 47H11V46H10ZM10 47H9V48H10ZM15 47H16V46H15ZM21 47H20V51H19V53H20V52L22 53V51H21L22 48H21ZM69 47H70V49H69ZM78 47H80L79 49H82V50H80L81 52L84 50L82 53L79 52V49L77 50V52H79V54H81L82 56L79 55L77 52H75L76 49H77ZM116 47H118V48H116ZM129 47L127 46V48H129ZM132 47H133V46H132ZM135 47H136V46L134 45V49H133V50H137V51H138V48H139L140 50H142L141 46H140V47H137V48H135ZM143 47H144L143 49H145L146 44H145V46H144V44H143ZM157 47H158V46H157ZM157 47L150 48V49H149V48H146V49H148L147 51L149 52V50H151V49H158ZM199 47H200V46H199ZM0 48H1V46H0ZM4 48L2 47L1 49H4ZM11 48H12V47H11ZM11 48H10V49H11ZM27 48L24 47V49H27ZM33 48H34V47H33ZM74 48H75V50H74ZM172 48H174V49L176 50V52L179 53L180 55H178L176 52H174V49L172 50ZM181 48H182V49H183V48H184V49L186 48L185 51H184V49L181 50V51L188 52L189 50H191L193 53L195 52L196 54H199L200 59H197V58H199L197 55H195L193 58L190 57L191 54H189L190 56L187 57L188 53H186V56H184V55H185L184 52H183L184 55L182 56V55H181L182 52H181V53L178 52ZM236 48H237V47H236ZM245 48H247V46H246ZM1 49H0V50H1ZM13 49H14V48H13ZM18 49H19V48H18ZM29 49H30V48H29ZM29 49H28V50H29ZM31 49H32V47H31ZM31 49H30V50H31ZM34 49H35V51L38 50V51H37V54H38V52H39V48H38V49H37V48H34ZM34 49H32V50L34 51ZM114 49H115V50H114ZM118 49H119V51H118ZM129 49H132V48H129ZM146 49H145V50H146ZM160 49H158V50H160ZM188 49H189V50H188ZM16 50H17V48H16ZM16 50H15V51H16ZM22 50H23V49H22ZM32 50L29 51V52H32L31 54H32V56H33V53H34L35 51L33 52ZM69 50H70V51L73 50L74 52L71 51V52H72V53H71ZM89 50H90V51H89ZM122 50H123V52L126 53V54L124 53V55H126V56H125L126 58H125V60H124V63H122V65L124 64V65H126V66H124V65L121 66V70H120V69H117L118 71L120 70V72L117 71V72H118V74H117L115 68L113 69V67H115V65H116L117 67H119L118 64H119L120 62H118V61H119L118 57L120 58L119 55H122V53H123ZM124 50H125V51H124ZM187 50H188V51H187ZM207 50H209V49H207ZM214 50H215V51H214ZM224 50H225V51H224ZM255 50H256V51H255ZM42 51H40V52L42 53ZM46 51H47V50H46ZM46 51H44V52H46ZM117 51H118L119 53H117ZM131 51H132V50H131ZM142 51H144V50H142ZM151 51H152V50H151ZM154 51H155V50H154ZM171 51H172L176 56H175ZM204 51H205V50L202 48V53H204ZM216 51H217V52H216ZM23 52H26V50H24ZM69 52H70L71 54H73V55H71ZM115 52H116L117 54H116ZM120 52H121V53H120ZM128 52L130 53V50H129ZM133 52H135V51H132L131 54H129V56H130V55H133ZM192 52H191V53H192ZM222 52L224 53V55H222V54H223ZM229 52H230V53H229ZM244 52H245V53H244ZM257 52H258V53H257ZM21 53H20V54H21ZM35 53H36V52H35ZM41 53H40V55H41V56H45V57H46L47 54H48V53H46V54L44 55V54L42 53V54H43V55H42ZM50 53H49V54H50ZM75 53H76V55H75ZM145 53H146V55H145ZM151 53H152V52H151ZM151 53H150V54H151ZM164 53H165V54H164ZM170 53L174 55V59L171 58V57H173V56H171ZM193 53H192V54H193ZM195 53H194V54H195ZM215 53H219V54H217V56H216ZM220 53H221V54H220ZM226 53H227V55H226ZM24 54H25V53H23V55H24ZM27 54H28V52H27ZM27 54H26V55H27ZM37 54H34V56H33L34 59H36V61L34 60V61H35L34 63H36V64L38 63V65H39V62H40V61L37 60L39 54H38V55H37ZM63 54H61L62 59H63V58H66V57H63ZM115 54H116V55H115ZM118 54H119V55H118ZM142 54H143L144 56H143ZM150 54H149V55H150ZM21 55H22V54H21ZM26 55H24V56H26ZM35 55H37V57H35ZM40 55H39V57H41ZM77 55H78V56H81L78 60H77L78 57L76 58ZM86 55L88 56V58L86 57ZM134 55H135V53H134ZM168 55H169V56H168ZM207 55H208V56H207ZM221 55H222V56H221ZM225 55H226V56H225ZM228 55L231 56V57H232V55H233V59H232L231 57L228 58ZM234 55H235V57L237 56L236 59H234ZM248 55H249V56H248ZM50 56H51V58H53V60L50 58ZM50 56H47V57H46V60H48V58H49L51 61H54V59H55L56 57L54 58V57H52V55H50ZM72 56H74V57H72ZM114 56H115V58H114ZM116 56H117V58H116ZM146 56H147V58H146ZM164 56H165V57H164ZM177 56H179V57H177ZM180 56H182V58H181ZM202 56H203V57H202ZM206 56H207V57H206ZM215 56H216V57H215ZM223 56H225L224 58H225L226 60H228V61H230L231 59L234 60V63H233V61L231 60L232 62H231V61H230V62L232 63V65H231L230 62L227 61V62L229 63V64H228L227 62H225L226 60L223 59ZM255 56H258V57H259L258 59H260V61H259V60L257 61V59L255 58ZM27 57H28V56H26V58H27ZM70 57H72V58H70ZM123 57H124V56H123ZM168 57H169V58H168ZM220 57H222V58L219 59ZM244 57H246L247 60H245L246 58H244ZM26 58H25V59H26ZM28 58L31 59L32 57H28ZM67 58H66V60H67ZM74 58H75V59H74ZM159 58H160V59H159ZM170 58H171V59H170ZM175 58H176V59H175ZM179 58H180V59H179ZM187 58H188V59H187ZM194 58H195V60H193ZM201 58H202V59H201ZM227 58H228V59H227ZM240 58H241V59H240ZM242 58H244V59H242ZM20 59H21V56H20ZM39 59H40V58H39ZM42 59H43V58H42ZM59 59H60L61 61H59L58 58L56 59V60H57V64H58V62L61 63V62L64 61V60L62 61V59L60 58V56H59ZM111 59H112V60H111ZM146 59H147V60H146ZM158 59H159V63H156V62H158ZM167 59H169L168 61H170V62L166 61ZM181 59H182L183 61H182ZM189 59H190V61H189ZM251 59H253V61H254V59H256V60H255L256 62H255V63H254V62H251V61H252ZM21 60H23V57H22ZM21 60H20L19 63L22 62ZM40 60H41V59H40ZM44 60H45V58H44ZM46 60L44 61L45 63H47ZM116 60H117V61H116ZM120 60H121V59H120ZM127 60H129V59H127ZM171 60H172V61H171ZM173 60H174L175 62H174ZM176 60H178L179 62H177ZM186 60H187V61H186ZM192 60H193L194 62H193ZM203 60H204V61H203ZM206 60H208V61H206ZM212 60H213L214 62H212ZM216 60H217V61L219 60L218 62H219L222 66H224L225 68H223L220 64H218V62H217ZM261 60H262V61H261ZM23 61H24V60H23ZM32 61H33V58L31 59V62H32ZM37 61H38V62H37ZM51 61H49V63H50ZM115 61H116L117 63H115ZM165 61H166V63H165ZM191 61H192L193 63H195V64L192 65L193 63H192ZM205 61H206V62H205ZM215 61H216L217 63H216ZM221 61H222V63H221ZM241 61H242V62H241ZM243 61L246 62V64H244ZM247 61H248V62L250 61L249 63H251V64L249 65V63H248ZM31 62H30V63H31ZM44 62H42V63H43L42 65L45 66V68H43V67H42V68H43L44 70L46 69V70H45L46 72L49 71V70L47 71V68H48V67H50L51 69H52L53 67H56V68L58 67V69H60V67H61V66H59V65H61V64H59V65H56V64H55V65H54L55 62H51V63H53V66L50 65L51 63H50V64L47 63V65L49 64V66L44 65ZM69 62H70V61H69ZM69 62H68L67 64H63V67H64V65H65V69H66L67 66H69ZM80 62H81V63H80ZM82 62H85L86 64H85V63H82ZM121 62H123V59H122ZM183 62H185V63H184L183 66H182L181 64H182ZM189 62H190L191 64H190ZM200 62H201V63H200ZM207 62H208V63H207ZM224 62H225V64H224ZM240 62H241V63H240ZM257 62H258V63H257ZM0 63H1V62H0ZM3 63H4V62H3ZM3 63H1V64H3ZM5 63H6V62H5ZM19 63H18V64H19ZM25 63H26V66H27V63H29V62H27V59H26V62H25V61L22 62L23 65H24ZM30 63H29V65H31ZM34 63H33V64H34ZM70 63H71V62H70ZM78 63H77V64H78ZM162 63H163V64H162ZM215 63H216V64H215ZM226 63H227V64H226ZM242 63H243V64H242ZM247 63H248V65H249V67H251V68L248 67ZM22 64H21L20 66H23ZM40 64H41V62H40ZM77 64H75V67H77V66H76ZM88 64H91V66L88 65ZM113 64H114V65H113ZM172 64H175V66L172 65ZM197 64H198V65H197ZM201 64H203L204 66L201 65ZM209 64H210V65H209ZM238 64H239V65L241 64V65H244V66L247 65L248 68H247V67H244V68H243V67H241V65L239 66ZM3 65H4V64H3ZM7 65H8V62H7V64H6V66H7ZM13 65H14V64H13ZM34 65H35V64H34ZM38 65H36V66H38ZM79 65H78V66H79ZM120 65H121V64H120ZM129 65H130L131 67H130ZM154 65H155V66H154ZM165 65H166V67L163 68V66H165ZM176 65H177V66H176ZM212 65H213V69H215V70L212 69V67H211ZM216 65H217V66H216ZM226 65H227V66H226ZM236 65H238L240 68H238V66H236ZM0 66H1V65H0ZM4 66H5V65H4ZM6 66H5V67H6ZM9 66H10V65H9ZM16 66H19V65H16ZM26 66H25V67H26ZM32 66H33V65H32ZM32 66H31V67H32ZM70 66H72V63L70 64ZM112 66H113V67H112ZM136 66H137L139 69L141 68L140 71L138 70L139 72H137V70H135L136 68L134 69V67H136ZM146 66H149V68L151 69L152 72H153V70H154V68H155V70H154L155 73L153 72V73H152L153 75L151 74V72L149 73V70H150V69H148V67L146 68ZM150 66H151V67H150ZM152 66H154V68H153ZM168 66H169V67H168ZM170 66H171V67H170ZM179 66H180L182 69H181V68H177V67H179ZM184 66H187V69H185V71H186L187 73L184 72V68H186V67H184ZM195 66H197V67L195 68ZM214 66H216V67H214ZM229 66H231V67H230L231 69L229 68ZM1 67L3 68V71H4L5 68H4L3 66H1ZM23 67H24V66H23ZM23 67L20 68V69H23ZM25 67H24V68H25ZM27 67H28V66H27ZM29 67H30V66H29ZM63 67H61V68L63 69ZM72 67H73V66H72ZM122 67H123V68H122ZM125 67H126L127 69H125ZM132 67H133V68H132ZM158 67L160 68V71H157V70H159ZM172 67H173V68H172ZM174 67H175V69H174ZM190 67H191V68H190ZM192 67H194V68H192ZM199 67H200V68H199ZM217 67H218L219 69H218ZM227 67H228L229 69H227ZM235 67H236V68H235ZM2 68H0V69L2 70ZM8 68H9V67H8ZM8 68H7L6 70H8ZM39 68L42 69L40 66H39ZM88 68H90L91 71H93V73L90 71V69L87 70ZM110 68H111V69H110ZM129 68H130V70H129ZM144 68H145V69H144ZM156 68H157V70H156ZM162 68H163V69H162ZM206 68H207V70H206ZM220 68H221V69H220ZM246 68H247V69H246ZM10 69H11V68H9L8 73H9V71H11L13 68H12L11 70H10ZM20 69H19V67H18V70H20ZM29 69H30V68H29ZM29 69H28V70H29ZM43 69H42V70H43ZM48 69H49V68H48ZM51 69H50V70H51ZM54 69H55V68H54ZM54 69H53V71H55ZM65 69H64V70H65ZM124 69L127 70V72L124 71ZM146 69H148L147 72H146V71H143V70H146ZM152 69H153V70H152ZM166 69H168V70H169V69H170V70L172 69V70H171V71H170V70L168 71V70H166ZM176 69H177V71H176ZM178 69L180 70L179 72H181V73H178ZM188 69H189V70H188ZM191 69H192V71H190ZM195 69H196V71H194ZM197 69H198V70H197ZM199 69H200V70H199ZM217 69H218V72H217ZM222 69H223V71H224L225 73L222 71ZM232 69H233V70H232ZM234 69H236L235 72H232V71H234ZM237 69H238V72L240 71L239 73L237 72ZM248 69H249V70H248ZM253 69H254V70H253ZM14 70H15V68H14ZM28 70L26 69V71H28ZM34 70H36V69L34 68ZM64 70H63V71H64ZM109 70H112V71L114 70V74H117V77L119 76L118 78H120L121 81H122V80H125V79H126V81H124V82L122 81V82H121L120 79H119V80H118V79L115 80L116 77H114L113 74H111L112 72L110 73ZM131 70H132V71H131ZM174 70H175V71H174ZM201 70H202V71H201ZM204 70H205V71H204ZM226 70H227V71H226ZM241 70H242V71H241ZM258 70H259V71H258ZM15 71H16V70H15ZM40 71H41V70H40ZM45 71H44V72H45ZM65 71H67V70H65ZM121 71H124L123 73H124V74H127V75H123V73H122ZM128 71L131 72V74L128 73ZM134 71H135V73H134ZM173 71H174V74L172 73ZM189 71H190V72H189ZM200 71H201V72H200ZM220 71H221V72H220ZM255 71H256V72H255ZM0 72H1V71H0ZM24 72H25V71H24ZM46 72H45V73H46ZM115 72H116V73H115ZM125 72H126V73H125ZM132 72H133V73H132ZM141 72H142V73H141ZM159 72H160V73H159ZM163 72H165V74H164ZM170 72H171V73H170ZM182 72H183V73H182ZM192 72H193V73H192ZM214 72H216V73H214ZM228 72H229V73H228ZM230 72H231L232 74H231ZM236 72H237V73H236ZM2 73H3V72H2ZM10 73H11V72H10ZM40 73L43 74V71H42V72H39V74H40ZM45 73H44V74H45ZM50 73H52V72H50ZM57 73H59V75H58ZM68 73H69V71H68ZM68 73H67L66 75H68ZM145 73H147V74H145ZM166 73H168V76H167ZM176 73H177L178 75H176ZM199 73H200V75H201V78H200ZM213 73H214V74H213ZM218 73H219V74H218ZM242 73H244V74H242ZM3 74H4V73H3ZM6 74H7V72H6ZM23 74H24V73H23ZM26 74H27V73H26ZM28 74H27V75H28ZM32 74H33L34 76H32ZM48 74H49V72H48ZM52 74H53V73H52ZM52 74H51V75H52ZM54 74H55V73H54ZM54 74L52 75L53 77H54ZM110 74H111V75H110ZM119 74H120V75H119ZM121 74H122L123 77H125L124 79L121 78V77H122ZM129 74H130V76H128ZM133 74H134V75H133ZM135 74H137V75H135ZM138 74H139L140 76H142V77H144V76L146 77V76H149V75H150L151 78H152L153 80L150 78V76L148 77V79L146 78L147 81L145 80V77H144V80H143V78L139 77V78H141L142 81L145 82V83H144V82L141 83V80H138V78H136L137 76H139ZM148 74H149V75H148ZM160 74H161L162 78H161ZM169 74H170V75H169ZM179 74H180L181 76H183V74H184L183 78H182ZM189 74H190V75H189ZM194 74H195V75H194ZM217 74H218V75H217ZM222 74H223V75H222ZM229 74H230V75H229ZM234 74L236 75V77H235ZM240 74H241V75H240ZM252 74H253V76H252ZM0 75H1V74H0ZM16 75H18V78H19V79H18L19 81H17V82H15V79H16V77H17ZM21 75H22V76H21ZM27 75H26V76H27ZM30 75H31V76H30ZM51 75H50V77H51ZM66 75H65V77H66ZM92 75H94V76L92 77ZM132 75H133L134 77H133ZM175 75H176V76H175ZM187 75H188V76H187ZM220 75H221L222 77L225 76V79L222 78V77H219ZM227 75H228L229 77H228ZM239 75H240V76H239ZM250 75H251V76H250ZM7 76H9V75L7 74L5 77L7 78ZM10 76H13V75H10ZM10 76H9V77H10ZM23 76H24V77H23ZM43 76H44V75H43ZM82 76H81V77H82ZM108 76H109V78L111 77L110 79H112V76H113L115 79L113 78V79H112L113 81H112V80H110V79L108 78ZM115 76H116V75H115ZM120 76H121V77H120ZM127 76H128V78H127ZM131 76H132V77H131ZM135 76H136V77H135ZM152 76H153V77H158V78H153ZM169 76H170V77H169ZM171 76H173V78H174V76H175V79H173ZM179 76H180V78H179ZM208 76H209V77H208ZM217 76H218V77H217ZM2 77H3V76L0 77L1 80H2L1 82H4L5 79H4V78L2 79ZM20 77H22V78H20ZM30 77L33 78V80L30 79ZM40 77H39V78H40ZM45 77H47V76H45ZM48 77H49V76H48ZM63 77H64V76H63ZM74 77H75V76H74ZM77 77H78V76H77ZM81 77H80V78H81ZM177 77H178L179 79H178ZM186 77H187V78H186ZM192 77H193V78H192ZM197 77H198V78H197ZM211 77H212V78H211ZM213 77H214V78H213ZM66 78H67V77H66ZM91 78H92V79H91ZM105 78H108L111 84L114 83V86H112V85H113V84H112L110 87H108L110 84H109L108 79L106 80ZM130 78H131L132 80H134V78H135L134 83H133V81H132ZM159 78H160V79H159ZM171 78H172L173 80H172ZM181 78H182V79H181ZM185 78H186V80H185ZM189 78H190V79H189ZM205 78H206V79H205ZM230 78H231L232 80H230ZM10 79H12V78H10ZM46 79H47V78H46ZM51 79H52V77L50 78V80H49V79H48V80L51 81ZM59 79H58V80H59ZM154 79H155V80H154ZM158 79H159V82L161 83L160 85H159V82H157ZM161 79H162V80L164 79V81H162ZM166 79H168V80L166 81ZM191 79H192V80H191ZM212 79H213V80H212ZM214 79H215V80H214ZM222 79H224V80H222ZM7 80H8V79H7ZM7 80H6V81H7ZM35 80H34V81H35ZM48 80H47V81H48ZM55 80H56V79H55V77H54V80L51 81V82H53V84H54V81H55ZM58 80H56L55 82H57ZM61 80H62V82H61ZM64 80H65V81H64ZM81 80H82V81H81ZM96 80H97V81H96ZM148 80H149V81H148ZM170 80H171L172 83H170ZM184 80H185V81H184ZM220 80H221V81H220ZM225 80L227 81L228 84L226 83ZM8 81L11 82V80H8ZM12 81H13V80H12ZM22 81H23V80H22ZM34 81H33V83H34ZM49 81H48V83H45L44 85L47 84V85L49 86V85L51 84V83H49ZM63 81H64L65 83H64ZM83 81H84V82H83ZM89 81H91V82H89ZM92 81L94 82V84H93ZM117 81H119L120 84H119ZM135 81H137V82H135ZM155 81H156V82H155ZM178 81H181V82H178ZM192 81H193L195 84H196V82H197V84L195 85L194 83H192ZM222 81H224V82H222ZM228 81H229V82H228ZM230 81H231V83H230ZM1 82H0V83H1ZM40 82H42V83H40ZM45 82H46V81H45ZM60 82H61V84H60ZM87 82H88L89 84H87ZM107 82H108V84H107ZM115 82H116V83H115ZM125 82H127L128 85H130L128 89L126 88L128 85H127V83H125ZM129 82H131V83H133V84H131V83H129ZM148 82H150V84H148ZM154 82H155V83H154ZM168 82H169V83H168ZM177 82H178V83H177ZM185 82H186V83H185ZM211 82H212V83H211ZM220 82H221V83H220ZM253 82H254V83H253ZM11 83H12V82H11ZM22 83H23L24 86H25L24 88L22 87V86H23ZM62 83L65 84V87H64V85H63V87H61V86H62ZM71 83H73V82H71ZM81 83H85V84L89 85V86H87L89 89L86 87V91H87V90H90V91H87V92H86L84 88H83V89H84V90H83L81 87L84 86V85L82 84V86H81ZM91 83H92L93 85H91ZM95 83H96L97 85H96ZM104 83H105V84H104ZM135 83H137V84L139 85V87H138V85L135 84ZM140 83H141V84H140ZM173 83H174V84H173ZM181 83H182V84H181ZM209 83H210V84H209ZM3 84H4V83H3ZM8 84H10V83H8ZM57 84L59 85L58 88L56 87ZM118 84H119V85H118ZM121 84H122V85H125V84H126V85H125V88H124V86H122ZM142 84H143V85H142ZM146 84H148L149 86L146 85ZM170 84H171V85H170ZM172 84H173V85H172ZM177 84H178V85H177ZM192 84H194V86H193ZM222 84H223V85H222ZM229 84H230V85H229ZM254 84H255V85H254ZM261 84H262V85H261ZM18 85H16V86H18ZM107 85H108V86H107ZM133 85H134V86H133ZM135 85H137V86H135ZM145 85H146V86H145ZM151 85H152V86H151ZM156 85H157V87H158V85H159V87H158V88H157V87L155 88ZM162 85H163V86H162ZM166 85H167V86H166ZM179 85H180V86H179ZM183 85H185V86H183ZM201 85H202V91H200V90H201ZM207 85H208V86H207ZM225 85H226V86H225ZM231 85H232V86H231ZM8 86H10V85H8ZM8 86H7V87H8ZM50 86H51V85H50ZM50 86H49V87H50ZM70 86H71V85H70ZM73 86H74V84H72V88L77 89V88H75V87H73ZM91 86L94 87V89H92ZM105 86H106V87H105ZM115 86H116V87H115ZM117 86L119 87L118 89H117ZM120 86H122V87H120ZM131 86H133V87H131ZM140 86H141V87H140ZM143 86H144V87H143ZM153 86H154V87H153ZM178 86H179V87H178ZM189 86H190L191 88H189ZM199 86H200V88H198ZM221 86H222V87H221ZM223 86H224V87H223ZM230 86H231V87H230ZM236 86H237V87H236ZM242 86H243V88H242ZM261 86H262V87H261ZM11 87H12V86H10V87H8V88L12 89L13 87H12V88H11ZM39 87H40V88H39ZM49 87H48V88H49ZM54 87H56L57 90H55L56 88L54 89ZM59 87H61L63 90H62V91L59 90ZM96 87H98V88H96ZM100 87H101V88H100ZM102 87H103L104 89H103ZM111 87H112V88H111ZM113 87H115V89H114ZM134 87H135V89L138 88L137 90H138L140 93H137L138 91H136V90L134 89ZM148 87H151L152 89L150 88L149 91H147V90H148ZM163 87H164V90H165V91L162 89ZM165 87H166V88H165ZM167 87H168V89H167ZM174 87H175V88H174ZM182 87H184L185 89H184V88L181 89ZM196 87H197V88H196ZM215 87H216V88H215ZM225 87H227V88H226L227 90L225 89ZM232 87H233V88H232ZM29 88H31V89H29ZM46 88H47V86H46ZM67 88H68V87H67ZM106 88H107L108 91H110L111 89L114 90V91L112 90L113 92L111 91V94H110V95L113 94L112 96H110V95L108 94V91L105 90ZM108 88H109V89H108ZM120 88H121V90H120ZM139 88H140L141 91L144 92L145 94L142 93V92L140 91ZM145 88H146L147 90H146ZM159 88L161 89V91H160ZM173 88H174V89H173ZM186 88H187V89H186ZM188 88H189V89H188ZM203 88H204L205 90H204ZM207 88H208V89H207ZM218 88H219V89H218ZM222 88H224V92H223V89H222ZM234 88H235L236 90H235ZM19 89H20V90H19ZM32 89H33V90H32ZM100 89H101V91H100ZM116 89H117V90H116ZM122 89H123L124 91L128 90V91L126 92L127 94H125V93L123 94V92L120 93L119 91H122ZM131 89L133 90V93L136 94V96L132 97L134 94L131 95L132 92H131V93L129 92V90L132 91ZM143 89H144V91H143ZM153 89H155V90H153ZM177 89H178V90H177ZM229 89H230V93H229ZM239 89H240V90H239ZM241 89H242V90H241ZM26 90H27V89H26ZM151 90H152L153 92H152ZM162 90H163V91H162ZM169 90H170V91H169ZM172 90H173V91H172ZM182 90H183V92H182ZM197 90L199 91L198 93H196ZM203 90H204V91H203ZM210 90H211L212 92H211ZM219 90H220V91H219ZM231 90H232V91H231ZM15 91H14V94H15ZM102 91H103V92H102ZM117 91H118L119 93H118ZM146 91H147L148 93H149L150 91H151L152 93H155L154 91H156V92H158V93H155V94L149 93V94H148ZM159 91H160V92H159ZM167 91H168V93H167ZM195 91H196V92H195ZM214 91H216V92L219 91V93H216V92H214ZM23 92H24V91H23ZM45 92H47V89H46ZM66 92H67V91H66ZM69 92H67V94H69ZM94 92H95L96 94H94ZM104 92H107V95H109V96H107L106 93L104 94ZM116 92H117L118 94H121V96H122V97H121L122 99H121V98L119 97L120 95H117L119 101L117 100V98H116V96H115V95L117 94ZM135 92H136V93H135ZM169 92H170V93H169ZM176 92H177V93H176ZM181 92H182V93H181ZM213 92H214V94H212ZM234 92H236V93H234ZM35 93H36V94H35ZM92 93H93V94H92ZM101 93H102V95H101ZM109 93H110V92H109ZM114 93H115V94H114ZM146 93H147V94H146ZM160 93H161V94H160ZM163 93H164V95H163ZM171 93H172L173 95H172ZM178 93H179V94H178ZM183 93H184V95H183ZM204 93H205V94H204ZM209 93H210V94H209ZM3 94L1 93V95H3ZM26 94H27V93H26ZM90 94H92V95H94V96H92V95H90ZM98 94H100L101 96H99ZM103 94H104V95H103ZM137 94H139V96H140V94H141V96L144 94L143 96H144L145 98H143V96H142V97H139ZM176 94H177V95H176ZM180 94H182V95H181L182 97L180 96ZM215 94H216V95H215ZM256 94H257V95H256ZM1 95H0V97H1ZM30 95H29V96H30ZM57 95H59V96L57 97ZM124 95H126V97H124V99H123V96H124ZM146 95H147V98H146ZM166 95H167V96H166ZM169 95H170V96H169ZM175 95L178 96V97H176ZM188 95H189V96H188ZM200 95H201V96H200ZM206 95H207V96H206ZM9 96H7V97L9 98ZM13 96H14V97H13ZM20 96H21V97H20ZM29 96H28V97H29ZM67 96H68V95H67ZM75 96H76V97H75ZM89 96H91V99H89V98H90ZM95 96H96L97 98H96ZM128 96H129V98L127 99ZM184 96H185V97H184ZM186 96L188 97V100L186 99V98H187ZM191 96H192V97H191ZM194 96H195L197 99H196ZM197 96H198V97H197ZM199 96H200V97H199ZM204 96H205V97H204ZM208 96H210V97L207 98ZM216 96H217V97H216ZM36 97H35V98H36ZM56 97H57V98H56ZM70 97H71V95H70ZM78 97H79L80 99H79ZM94 97H95V98H94ZM100 97L102 98V100H98V98L100 99ZM103 97H104V100H106V99H107V100L104 101V100H103ZM109 97H110V98H111V97H115L116 100L113 99V98H111V100H110ZM138 97L140 98V100H139ZM153 97H154V98H153ZM157 97H158V99H157ZM163 97H164V98H163ZM168 97H169V98H168ZM203 97H204L205 99H204ZM10 98H9V99H10ZM37 98H36V99H37ZM75 98H76V99H75ZM77 98H78V99H77ZM131 98H132V99H131ZM134 98H135V99L138 98V99L135 100ZM148 98H149V99H148ZM160 98H161V99H160ZM166 98H167V99H166ZM174 98H175V101H174V100L171 101V100L174 99ZM210 98H211V99H210ZM213 98H214V99H213ZM215 98H217V101H213V100H216ZM220 98H221V99H220ZM227 98H228V99H227ZM237 98H238V99H237ZM66 99H67V100H66ZM70 99H71V100H70ZM72 99H73V102H72ZM86 99H87V100H86ZM95 99H96V100H95ZM120 99H121V100H120ZM125 99H126V100H125ZM146 99H147V100H146ZM156 99H157V100H156ZM165 99H166V100H165ZM181 99L185 101V104H184V101H183V102H180V101H182ZM190 99H191V100H190ZM200 99H201V102H199ZM203 99H204V101H205V100H206V101L204 102ZM15 100H18V99H15ZM74 100H75L76 102H74ZM92 100H93V101H96V103L93 102ZM108 100H109V101H113V100H114V101H115V104H116V105L118 104L120 107H119L118 105H117V106L114 105V101H113V102H109V103L111 104V105H109V103L107 102ZM129 100H130V104H129ZM134 100H135V101H134ZM138 100L141 101L140 103H141V104L143 103L144 105L142 104V106H140L141 104L139 103V106H138V102H139ZM144 100H145V101H144ZM152 100H153V101H152ZM163 100H164V101H163ZM167 100H168V101H167ZM178 100H179V101H178ZM192 100H193V101H192ZM194 100H195V101H194ZM208 100H209V102H208ZM258 100H259V101H258ZM5 101H6V102H5ZM9 101H10V100H9ZM64 101H63V102H64ZM79 101H80V102H79ZM84 101H85V103H84ZM99 101H100V102H99ZM116 101H117V103H116ZM123 101H124V103H126V102H128V103H126V104L121 103V102H123ZM133 101H134L135 104H136V101H137V104H136L137 107H136V105L133 103ZM148 101H149V102H148ZM155 101H156V102H155ZM158 101H159V102H158ZM177 101H178L179 103H177ZM211 101H212V102H211ZM218 101H221L222 103H221V102H218ZM233 101H234V102H233ZM44 102H45V101H44ZM44 102H43V103H44ZM102 102H104V103H102ZM150 102H151V104H149ZM153 102H155V105H154ZM163 102H164V103H163ZM165 102H166V103H165ZM174 102H175V103H174ZM197 102H198V104H197ZM206 102H207V103H206ZM213 102H214V103H213ZM216 102H217V103H216ZM258 102H259V103H258ZM32 103H33V104H32ZM43 103H42V104H43ZM88 103H89V104H88ZM90 103H91V104L93 103L94 105H90ZM98 103H100V105H98V106L100 107V109H102V110L105 112L106 116H105V114L103 113V111L101 112L102 114H101L100 112H98V111H101V110L99 109V107L96 105V104H98ZM120 103H121V104H120ZM132 103H133L134 105H131ZM152 103H153V104H152ZM159 103H160V104H159ZM161 103H162L163 105H162ZM169 103H170V104H169ZM171 103H173V104H171ZM188 103H189V104H188ZM195 103H196V105H195ZM205 103H206L207 105H206ZM212 103H213V105H212ZM244 103H245V104H244ZM260 103H261V104H260ZM44 104H45V103H44ZM86 104H87V105H86ZM103 104H104V105H103ZM123 104H124V105H123ZM128 104H129V105H128ZM145 104H146V105L148 104V107H147ZM181 104H182V105H181ZM190 104H191V105H190ZM201 104H202V105H201ZM208 104H209L210 106H209ZM214 104H215V105H214ZM216 104H218V105L221 104V105H219V106H220V107H219L218 105L216 106ZM222 104H223V106H222ZM0 105H1V104H0ZM33 105H34V106H33ZM38 105H39L40 107H38ZM72 105H73V107H72ZM76 105H78V106L80 105V106H79L80 108H81V106H82V108H84V107H86V106H87V107H86L85 109H82V108L80 109L78 106H77V107H78V108H77ZM84 105H85V106H84ZM95 105H96L97 108L94 107ZM101 105H103L104 107L101 106ZM105 105H106V106H105ZM113 105H114L116 108L113 107ZM126 105H127V106H126ZM149 105H152L151 108H152L153 106H157V108H156V107H153L154 109L152 108V111H151V108L149 107ZM158 105H159V106H158ZM167 105H168V106H167ZM170 105H171V106L173 105V107H171ZM178 105H179V106H178ZM184 105H185V106H184ZM189 105H190L191 107H190ZM192 105H193V107H192ZM211 105H212V106H211ZM224 105H225L226 107H224ZM236 105H237V106H236ZM239 105H240V106H239ZM248 105H249V106H248ZM2 106H0V107H2ZM25 106H26V105H25ZM64 106H65V109L67 110V111H66V114H67V115H66V114H65V115H66V117H68V118H67L68 120H67L66 118H64L65 115H64V117H62L63 115H62V116H61V115L59 116V117H61L62 119H61V118L59 119V117H58V115H59L60 113L63 114V113L65 112V110H62V107L64 108ZM74 106H75L77 109H76ZM91 106L94 107V108H96V109H94V111H93V110H90V109H93ZM145 106H146V107H145ZM161 106H163V108H162ZM169 106H170V108H168ZM174 106H175V107H174ZM186 106H187V107H186ZM205 106H206V107H205ZM238 106H239V107H238ZM242 106H243V107H242ZM69 107H71V108H69ZM102 107H103V108H102ZM105 107H106V108L109 107L110 110H109V109H106ZM111 107H112L113 109H112ZM126 107H128V108H126ZM129 107H130L131 109H130ZM134 107H135V108H134ZM140 107H141V108H140ZM160 107H161V110H160ZM194 107H195V108H194ZM202 107H203V108H202ZM210 107H211V109H210ZM213 107H214V108H213ZM218 107H219L220 110L218 109ZM228 107H229L230 110H231V109H232V110L230 111V110L228 109ZM240 107H241V108H240ZM246 107H247V108H246ZM5 108H4V109H5ZM19 108H20V109H19ZM67 108H68L69 110L71 109L72 112H73V110H74V114H73L71 111L69 112ZM87 108H89V109H87ZM104 108H105L106 110H105ZM121 108H122V109H121ZM125 108H126V110H125ZM155 108H156V109H155ZM173 108H175V110H174ZM192 108H193V109H192ZM196 108H197L198 111L196 110ZM205 108H206V109H205ZM224 108H225V110H224ZM237 108H238V109H237ZM1 109H2V108H1ZM1 109H0V110H1ZM98 109H99V110H98ZM111 109H112L116 114H115L113 111H111ZM114 109H115V110H114ZM118 109H119V110H122V111H121L122 114H123L124 112H125L124 114H127L128 111L130 110L129 113L127 114L128 116L125 115L126 118H125V116L123 117L124 114L122 115ZM133 109H134V110L136 109V110H135V112H137V114H136L137 117H136V118H138V120H137L136 118H134V117H135V116H134L135 112H134ZM137 109H138V110H137ZM139 109H140V110H139ZM141 109H143V111H142ZM147 109H148V110H147ZM149 109H150V110H149ZM157 109H158V110H157ZM164 109H166V110H164ZM179 109L181 110V111H180V112H181V116H180ZM183 109H184V110H183ZM227 109H228L229 111H228ZM41 110H42V111H41ZM77 110H80V111L82 110L83 112H81V114H80V113H79L80 111H78V113L76 112ZM86 110H89V111H86ZM108 110H109V111H108ZM116 110H117V111H116ZM144 110H145V111H144ZM146 110H147V111H146ZM156 110H157V111H156ZM159 110H160V112H159ZM168 110H169L170 112H168ZM177 110H178V111H177ZM182 110H183L185 113H183ZM201 110H202V111H201ZM211 110H212V111H211ZM240 110H241V111H240ZM246 110H247V111H246ZM2 111H3V110H2ZM37 111H38V110H37ZM63 111H64V112H63ZM85 111H86V113H85ZM107 111H108L109 113H110V111L113 112V113H110V115H109V113H108ZM132 111H133V112H132ZM140 111H141V112H140ZM153 111H154V112H153ZM187 111H188V112H187ZM194 111H196V112H194ZM203 111L205 112V114H204ZM216 111H217V112H216ZM219 111H220L221 113H220ZM225 111H226V113H225ZM16 112H18V113L16 114ZM41 112H43L44 114H41ZM68 112H69V113H68ZM75 112H76V113H75ZM97 112H98V113H97ZM106 112H107V113H106ZM117 112H118V114H117ZM131 112H132V113H131ZM139 112H140V113H139ZM147 112H149V113H147ZM155 112H156V113H155ZM164 112H165V113H164ZM174 112H176L177 114L175 113L176 115H174ZM198 112H199V113H198ZM209 112H210V113H209ZM214 112H215V114H214ZM238 112H241V113H238ZM3 113H4V112H3ZM23 113H24V114H23ZM52 113H53V114H52ZM82 113H83L84 116L82 115ZM87 113H89V114H91V115L89 116ZM92 113H93V115H92ZM94 113H95V116H94ZM99 113H100V114H99ZM133 113H134V114H133ZM160 113H161V114H160ZM167 113H168V114H167ZM196 113H197L198 116L201 114L204 118H199V120H198V119H197L198 116H196ZM202 113H203L205 116H204ZM206 113H207L208 115H207ZM223 113H224L225 115H223ZM232 113H233V116H232ZM21 114H23V115H21ZM28 114H29V113H28ZM77 114L80 115V117H81V118L79 117V119H81V120H80L81 123H78V121H77L78 117H77V119H75V117H76ZM107 114L109 115V117H108ZM112 114H113V115H112ZM130 114H131L132 116H130ZM149 114L151 115L150 117H149ZM153 114H154V115H153ZM155 114H156V115H155ZM159 114H160V115H159ZM166 114H167V115H166ZM178 114H179V115H178ZM182 114H183V116H182ZM185 114H186L187 116H186ZM192 114H193V116H192ZM219 114H220V115H219ZM239 114H240V115H239ZM55 115H57L58 118H57ZM96 115H97V117H96ZM115 115H116V116H115ZM169 115H170V116H169ZM194 115H195L197 118H195ZM215 115H217V116H215ZM222 115H223V116H222ZM236 115H239V116H236ZM241 115H242V116H241ZM8 116H7V117H8ZM19 116H18V118H19ZM22 116H24V117H22ZM50 116H52V117L55 116V117L51 119ZM69 116H70V118L72 117V120L70 119L71 121L69 120ZM87 116H88V117H87ZM110 116H111V117H110ZM121 116L123 117V119L121 118ZM140 116H141V117H140ZM142 116H143V119H144V120L142 119ZM145 116L148 117L149 119H148V118H145ZM153 116H155V118H151V117H153ZM158 116H160V117H158ZM162 116L165 117V118H163ZM172 116H175V120H176V121H174V122L172 121V123H171L170 120H174V117H172ZM177 116H178V117H177ZM189 116H190V117H189ZM202 116H199V117H202ZM207 116H208V117H207ZM212 116H213V117H212ZM218 116H219V118H218ZM229 116H230V117H229ZM240 116H241V117H240ZM248 116H249V117H248ZM7 117H5V119H6ZM16 117H17V116H16ZM47 117H50L49 119H50L51 121H50ZM73 117H74V118H73ZM82 117H83V118H82ZM86 117H87V119L85 120L84 118H86ZM99 117H100L101 120L99 119ZM102 117H103V119H102ZM104 117L107 118V120H106ZM112 117H113V118L115 117V119H113ZM119 117H120V119H122V121H121L120 119H118ZM127 117H128V119H127ZM168 117H169V118H168ZM176 117H177V118H176ZM179 117H180V118H179ZM205 117H206V118H205ZM221 117H222V118H221ZM232 117H233V118H232ZM235 117H236V118H235ZM237 117H238V118H237ZM243 117H244V118H243ZM11 118H10V119H11ZM26 118H27V116H26ZM44 118L48 119L50 122H49V121H46V119L44 120ZM55 118L59 119L61 123H62V121H64L65 123L67 122V123L69 124V125H66L67 123L65 124V123L63 122V124H65V126H64L63 124H60V123L58 122L59 120L56 121V122H58L61 126L63 125L64 127H67V128H68V126H69V127H71V128L73 129V128L77 127V125H78V129H79V130L82 128V125H81V124L84 123V122L82 123V121L85 120L86 124H85V123H84V124H85L86 126L83 124V126L85 127V129H84L83 131H86V132L79 131L77 128H75V129H74L75 131H76V129H77V131H79V132L76 133V132H74V130L70 129V130H72L71 134L74 132L76 135L79 136V138H78L77 136H76L77 138L74 137V136L72 137V135L69 134V135L71 136V140H68V142H67L66 140L68 139V136H69V135H67V134L69 133L70 130H69V129L67 130L68 133L65 132V133H67V134H66L67 139L63 138L62 135L65 137V135H64V131H66V130H62V129H61V130H62V131H61L62 133L59 132V129H58V128H60V127H59L60 125L57 126V123H56L55 120H54ZM94 118H95V120H97V118H98L97 121H98L99 123H98L97 121H95ZM109 118H110V119H109ZM116 118H117V119H116ZM124 118H125V119H124ZM156 118H157L158 120H157ZM159 118H160L161 120H160ZM170 118H171V119H170ZM181 118H182V119H181ZM186 118H188L190 122H189ZM190 118H191L192 120H190ZM212 118H213V119H212ZM214 118H216V119H214ZM225 118L228 119V120H226ZM239 118H240V119H239ZM245 118H246V119H245ZM8 119H9V117L5 120V121H7V123H8ZM10 119H9V121H10ZM16 119H17V118H16ZM74 119H75V122H77V125L74 123V121H73ZM82 119H83V120H82ZM90 119H92L93 122H92ZM104 119H105V120H104ZM131 119H134V121H132ZM140 119H141V120H140ZM145 119H146V120H147V119L149 120L148 123H147V121H146ZM151 119H152L153 121H152ZM162 119H164V120H163V123H162ZM166 119H168V120H166ZM183 119H184V120H183ZM185 119H186V120H185ZM196 119L198 120V121H196V122H199L200 124H196V122H195ZM200 119H202V120L200 121ZM203 119H204L205 121H204ZM237 119H238V120H237ZM241 119H242V121H241ZM12 120H14V119H12ZM19 120H20V119H19ZM52 120H54V123H53V124H52V122H53ZM99 120H100L101 122H100ZM103 120L105 121V124H104V121H103ZM110 120H111V122H107V121H110ZM117 120H118V121H117ZM124 120H126V121L124 122ZM128 120H131L132 123H133V122H137V123H135V124L133 123V124H134V125H133V124H132L130 121H128ZM135 120H136V121H135ZM150 120H151V121H150ZM179 120H180V122H182V124L179 123ZM207 120H208V121H207ZM209 120H211V121H209ZM215 120H216V121H215ZM217 120H218V121H217ZM244 120H245V121H244ZM255 120H256V121H255ZM40 121H41V120H40ZM69 121H70L72 124L74 123L73 126H72V124H71ZM80 121H79V122H80ZM88 121L90 122V124H89ZM113 121H114V122H113ZM115 121H116V122H115ZM127 121H128V122H127ZM144 121H146L145 123H147L149 126H148L147 124H146V125H145V124L143 125ZM155 121H156V122H155ZM164 121L166 122V125H164V124H165ZM168 121H169V122H168ZM185 121H187V122H185ZM192 121H193V123H192ZM206 121L209 122V123H207ZM214 121H215L216 123H215ZM235 121H236V122H235ZM87 122H88V123H87ZM91 122H92V123H91ZM106 122H107V123H106ZM112 122H113V124H112ZM118 122H119V124L122 123V124H120V125H121V126H125V128H124V127H120V126L118 127V126H117V125H118ZM139 122H141V123L143 122V123H142V124H139ZM149 122H150V124H149ZM160 122H161V123H160ZM175 122H176V123H175ZM227 122H229V123H227ZM231 122H232L233 124H232ZM11 123H13V121H12ZM11 123H9V125H10ZM15 123H17V122L15 121ZM94 123H96V124H94ZM101 123H102V124H101ZM109 123H111V125H109ZM114 123H115V124H114ZM116 123H117V125H116ZM151 123H152V124H151ZM153 123H154V124H153ZM157 123L160 124V125H157V126H156ZM168 123H171V124H168ZM184 123H185V124H184ZM187 123H189V124L191 123V124L189 125V124H187ZM203 123H204L205 125H204ZM230 123H231V124H230ZM247 123H248V124H247ZM13 124H14V123H13ZM13 124H12V125H13ZM22 124H19V125H21V126H19V127H21V128H19V129H21V131H24V128H23L24 126L22 127ZM79 124L81 125L80 127H79ZM87 124H89V126H88ZM93 124H94V126H93ZM123 124H125V125H123ZM126 124H127V125H126ZM131 124H132V125H131ZM175 124H176V125H175ZM195 124H196V125H195ZM206 124H207V126H206ZM227 124H228V125H227ZM234 124H235V125H234ZM239 124H240L242 127L239 126ZM40 125H41V126H40ZM74 125H75V126H74ZM96 125H99V126L97 127ZM104 125H106V126H104ZM107 125H108V126H107ZM113 125H114L115 127L117 126L116 129H115V127H114ZM129 125H131V127H129ZM139 125H140V127H139ZM142 125H143V127H142ZM163 125H164V128H163ZM171 125H172V126H171ZM173 125H174V127L176 126V127H175L176 129L173 127ZM179 125H180V126H179ZM188 125H189V126H188ZM208 125H209V126H208ZM210 125H211V126H210ZM216 125H217V126H216ZM222 125H223V126H222ZM25 126H26V125H25ZM63 126H62V127H63ZM91 126L93 127V130H94V131L96 130L95 132L92 130V127H91ZM101 126H103V127H101ZM110 126H113L114 128L112 129V127H110ZM126 126L128 127V130H129V131H127V127H126ZM137 126H138V127H137ZM146 126H147V127H146ZM153 126H154V127H153ZM155 126H156V127H155ZM185 126H188V127H185ZM198 126H199V127H198ZM220 126H221V127H220ZM228 126H229V127H228ZM236 126H237V127H236ZM29 127H31V125H30ZM46 127H47V129H46ZM57 127H58V128H57ZM64 127H63V128H64ZM84 127H83V128H84ZM86 127H87L88 130H91V131H88V130L86 129ZM95 127H96L97 129H96ZM106 127H107V128L110 127V128H108V129H109L110 135L112 134V136L109 135L108 129H107ZM141 127H142V128H141ZM145 127H146V131L144 130ZM149 127H150L151 129H153L154 132L157 131V133H153V130L150 131V130H149ZM152 127H153V128H152ZM169 127H172V128L170 129ZM178 127H180V128H178ZM197 127H198V128H197ZM215 127H216L217 129H216ZM225 127H226V128H225ZM8 128H12V126H11V127L9 126ZM13 128H15V125H14ZM13 128L11 129L12 131L14 130ZM48 128H49V129H48ZM67 128H66V129H67ZM89 128H90V129H89ZM103 128H106V129H103ZM117 128H118V129H117ZM120 128H121V130H120ZM132 128H134L135 130L133 131ZM140 128H141V129H140ZM154 128H155V129H154ZM158 128H159V129H158ZM161 128H162L163 130H161ZM173 128H174L175 130H173ZM210 128H212L213 130L210 129ZM219 128H220V129H219ZM230 128H231V130H230ZM234 128H235V129H234ZM22 129H23V130H22ZM25 129H26V127H25ZM45 129H46V130H45ZM98 129H99V130H98ZM114 129H115V130H114ZM124 129H125V130H124ZM147 129H148L150 132H152L153 134H152V133H149ZM156 129H157V130H156ZM165 129H166V130H165ZM169 129H170L171 131H170ZM233 129H234V130H233ZM26 130H27V129H26ZM34 130H33V131H34ZM51 130H52V131H51ZM97 130H98V131H97ZM105 130H106V131H105ZM111 130H112V131H111ZM116 130H117V131H116ZM118 130H119V131H118ZM123 130H124V131H123ZM136 130H137V131H136ZM138 130H139V131H138ZM142 130L145 131V132H143V134H142V132H141ZM168 130H169L170 132H169ZM179 130H180L181 132H180ZM197 130H198V131H197ZM226 130H227V131H226ZM9 131H10V129H9ZM21 131L19 130V132H21ZM87 131H88L90 134H89ZM113 131H114V132H113ZM120 131H121V132H120ZM132 131H133V133H132ZM175 131H176V133H175ZM182 131H183V132H182ZM184 131H185V132H184ZM186 131H187V133H186ZM218 131H219V132H218ZM6 132L8 133V130L5 131V135L7 134ZM16 132H17V131H14V133H16ZM91 132H92V133H91ZM96 132H97V133L100 132V133L97 134ZM103 132H104V134H102ZM105 132H107L108 136L106 135ZM115 132H117L118 134L121 133L122 135H121V134H120V136H119V135H117V136H116V135H113V133L116 134ZM122 132H123V133L128 132V133H127V135H126V133L123 134ZM136 132L139 133L140 135H138ZM140 132H141V133H140ZM164 132H165V133L167 132L168 134H167V133L165 134ZM190 132H191V133H190ZM11 133H13V132H9V133H8V134H10V138H11V137L14 138V136H15L16 134H15L14 136H11ZM23 133H24V132H21V135H18V133H17V135H18V136H22ZM28 133H29V132H28ZM59 133H61V136H60ZM74 133H73V134H74ZM78 133H79V134H78ZM80 133H82L83 135L80 136ZM85 133H86V134H85ZM144 133H146V134H144ZM161 133H162L163 135H161ZM172 133H173V134H172ZM183 133H184V134L186 133L187 135L185 136V135H183ZM203 133H204L205 135H204ZM232 133H233V134H232ZM84 134L87 135L86 138H88V140L85 138ZM92 134H93V135H92ZM94 134H95V135H94ZM96 134H97V135H96ZM130 134H131V136H130ZM132 134L134 135L133 138H132ZM148 134H151V135H148ZM154 134H155V135H154ZM157 134H158V136H157ZM170 134L173 135V136H170ZM179 134H181V136H180ZM12 135H13V134H12ZM23 135H24V134H23ZM25 135H24V136H25ZM88 135H89V136H88ZM90 135H91V136H90ZM105 135H106L107 137H105ZM136 135H138V137H137ZM141 135H144V136L146 135V137H142ZM153 135H154V136H153ZM168 135H169V136H168ZM176 135H178L179 137L176 136ZM188 135H191V136L193 137V139H191V136H188ZM193 135H195V136H193ZM225 135H227V136H225ZM248 135H249V136H248ZM257 135H258V136H257ZM7 136H8V135H7ZM24 136H23V137H24ZM93 136H94L95 139L93 138ZM102 136H104V137L106 138V140L103 139L104 137L102 138V142H104V145H105V146H104V145L102 144V142L100 141V140H101L100 137H102ZM109 136H110V137H109ZM115 136H116V138H115ZM118 136H119V137H118ZM126 136H128V139H129V137H130L129 140L131 141V144H133V142H137V143H134V144L130 147V146H129V145H131V144H130V141L127 140L126 138H124V137H126ZM165 136H167V137H165ZM184 136H185L186 138H185ZM221 136H222V137H221ZM8 137H9V136H8ZM23 137H22V140H23V142H24V138H23ZM38 137H37V139H39ZM96 137H97V138H96ZM117 137H118V138H117ZM149 137H150V138H149ZM156 137H157V139H156ZM158 137H159L160 139H159ZM161 137H162V139H163V138L166 139V140L163 139V140H165V144H164V141L161 139ZM174 137H175V138H174ZM187 137H188L190 140H189ZM198 137H200V138H198ZM203 137L205 138V141H206V142L203 141V143H202V140L204 139ZM217 137H218V138H217ZM228 137H229V138H228ZM13 138H11V139H13ZM32 138H31V140H30L31 142H32V140H33ZM61 138H62L63 140L65 139L64 142L62 141ZM123 138H124V139H123ZM140 138H141V139H142V138H145V139H142V140H141ZM168 138H169V139L171 138V139L169 140ZM183 138H184V139H183ZM197 138H198V140H199L200 142L196 140ZM222 138H223V141H222ZM6 139H7V137H6ZM8 139H9V138H8ZM11 139L8 140V142H9V141H11V142L14 141L13 143L16 144L17 141H16V140H13V141H12ZM16 139H18V142H20L18 137H16ZM42 139H43L44 141H43ZM49 139H51V140H49ZM55 139H57L56 142H55ZM69 139H70V137H69ZM73 139H74V140H73ZM92 139H93V140H92ZM122 139H123V140H122ZM133 139H134V140H133ZM136 139H137V141H136ZM146 139H147V140H146ZM149 139H150V140H149ZM154 139H155V140H154ZM167 139H168V140H167ZM175 139H176V140H175ZM180 139H181V141H180ZM211 139H212V140H211ZM214 139H215L216 142L214 141ZM216 139H217V140H216ZM219 139H220V140H219ZM224 139H225L226 141H225ZM229 139H230V141H228ZM25 140H26V137H25ZM34 140H33L32 143L35 144V146H34V145H31V143H30V144L28 143V146L31 145V146H30L31 149H33V148L38 149V148L36 147V142H35ZM48 140H49L50 142H49ZM60 140H61L63 143H62ZM76 140H77V141H76ZM78 140H79V141H78ZM82 140H84V141H82ZM85 140H86V141H85ZM95 140H97L96 143H95ZM113 140H114V142L118 141V142H116V143H118V146L120 145L122 149L124 148V151H126V154H127L128 157L126 156V154H124L125 152H124V153L122 152V153H123V156H120L121 152L119 151V149H120L121 151H123V150L120 148V146L118 147L117 144L113 142ZM121 140H122V141H121ZM132 140H133V141H132ZM138 140H141V141H138ZM173 140H174L176 143H174ZM185 140H186V141H185ZM192 140H194L195 143H194V141H192ZM15 141H16V142H15ZM42 141L44 142V144H41ZM45 141H47V142H45ZM52 141H53V143H51ZM57 141H58V142H57ZM65 141L67 142V144H66ZM71 141L73 142V144L71 143ZM81 141H82V142H81ZM125 141H126V142H125ZM143 141H144V142H143ZM151 141H153V142H151ZM157 141H161V142H157ZM162 141H163V142H162ZM169 141H170V142H169ZM171 141H173V142H171ZM190 141L193 143V145H192V143H191ZM207 141H209V142H207ZM212 141H214V142H212ZM224 141H225V142H224ZM8 142H7V144H9V145L12 144V145L15 147V144H13V143H11V142L8 143ZM23 142H22V141L20 142V146H25V145H27V143L24 145ZM25 142H27V140H26ZM28 142H29V141H28ZM38 142H37V143H38ZM43 142H42V143H43ZM48 142H49L50 144H49ZM74 142H75V144H74ZM80 142H81V143H80ZM85 142H86V143H85ZM87 142H88V144H87ZM91 142H92V143H91ZM93 142H94V143H93ZM106 142H108V143L106 144ZM123 142H124L125 144H124ZM138 142H140V143H138ZM141 142H142V144H141ZM148 142H149V143H148ZM154 142H157V143H154ZM166 142H167V143H166ZM179 142H180V143H179ZM183 142H184L185 144H184ZM196 142H197L199 145L196 144ZM219 142H220V143H219ZM21 143H23V144H21ZM45 143H48V144H45ZM77 143H80V144H77ZM82 143H83V144H82ZM97 143H99V144L101 143L103 146H101V144L98 145ZM109 143H111V144L113 143L114 147H113L111 144H109ZM121 143L124 144V145L122 146ZM147 143H148V144H147ZM158 143H160V144H158ZM161 143H162V144H161ZM168 143H170V144H168ZM173 143L176 144V145L174 146ZM187 143H189V144H187ZM201 143H202L204 146H203ZM206 143H208V144H206ZM215 143H216L217 145H218V144H219V145L216 146ZM7 144H6V145H7ZM58 144H59V146H58ZM60 144H61V145H60ZM62 144H63V145L66 144L67 146L65 145V146L63 147ZM68 144H69V145H68ZM71 144H72V145H71ZM81 144H82V145L85 144L84 146H85L86 148H85V147H82ZM90 144H91V147H90ZM96 144L98 145V149H99L100 151H98ZM108 144H109V145H108ZM115 144H116V145H115ZM136 144H137V145H136ZM138 144H140V145H138ZM145 144H146V146H145ZM153 144H154V145H153ZM163 144L166 145V146H164ZM179 144H180V145L182 144V145L179 146ZM190 144L192 145V148H190V147H191ZM205 144H206L207 146H206ZM212 144H213V145H212ZM224 144H225V145H224ZM4 145H5V144H4ZM4 145H0V146L2 147V146H4ZM40 145L38 144V146H40ZM46 145H47L48 147H47ZM49 145H50V146H49ZM54 145H53V147H54ZM76 145H78L79 148H80V149H83V150H79V151H78L79 148H78V146H76ZM126 145H127V148H128V146L130 147L129 149L126 148L127 150L125 149V146H126ZM135 145H136L137 147H136ZM141 145H142V146H141ZM151 145H152V146H151ZM155 145H156L157 147H158V146H159V147L157 148V147H155ZM161 145H163V146H161ZM167 145H168V151H166V150H167ZM172 145H173V146H172ZM183 145H185V146H183ZM197 145H198V146H197ZM200 145H201V147L203 146V148H202L203 153L199 154V155H200L199 157H200L202 160L199 158L201 161H200V160L198 161V160H197V159H198L197 157H198V153H199L200 151H199V152H197V151L201 149ZM209 145H210L211 147H213L214 145H215V146H214V148H211V150H210V146H209ZM242 145H243V146H242ZM18 146H19V144H18ZM28 146H27V147H28ZM42 146H41V147H42ZM70 146H71V148H70ZM75 146H76V147H75ZM87 146H88V147H87ZM95 146H96V147H95ZM100 146H101V147H100ZM107 146H109V147H107ZM138 146H140L139 148H141V150H140V149L138 150ZM144 146L147 147V148H148V147H151L152 149H151V148H148V149H147V148H145ZM170 146H172L173 149H172V147H170ZM176 146H177L178 148H176ZM195 146L198 147V148H196ZM1 147H0V151H3V150H1V149L4 148L5 146L2 147V148H1ZM25 147H26V146H25ZM25 147H23V150L25 149ZM27 147H26V148H27ZM30 147H29V149H28V153H29V151L32 152V150H30ZM32 147H33V148H32ZM41 147H40V148H41ZM44 147H43V148H44ZM53 147H52V148H53ZM61 147H62V148H61ZM94 147H95V149H94ZM103 147H104V148H103ZM105 147H106V148H105ZM111 147H112V148H111ZM133 147H134L135 149H133ZM160 147H161L162 149H161ZM174 147H175V148H174ZM199 147H200V148H199ZM204 147H206L205 149H207V150H206V152L208 151L207 153L205 152ZM208 147H209V150H208ZM220 147H221V148H220ZM11 148H12V146H10V148H7L8 150H7V149L5 150V148H4V152H6V153H8V152H13L15 149H17V144H16V147H15V149H14L13 151H10ZM19 148L21 149V147H19ZM46 148H45V149H41V150L46 151V152L48 153V154L45 153V155H46V154L49 155V156H50V155H53V154H51V153L49 154V152L46 150ZM60 148H61V149H60ZM76 148H77V149H76ZM84 148H85V149H84ZM87 148H89V149H87ZM107 148H109V149H107ZM143 148H144L146 151L148 150L149 153H150V152H151V153L149 154V153L147 152L148 155L145 154L146 151H144ZM164 148L166 149L165 151H163ZM180 148H181V149H180ZM189 148H190V150H189ZM20 149H19V150H20ZM35 149H33V150H35ZM93 149H94V150H93ZM113 149L115 150V152H112V151H114ZM116 149H117V150H116ZM136 149H137V150H136ZM150 149H151V150H150ZM160 149H161L162 151H161ZM182 149H183V152H182ZM186 149H187V151H186ZM193 149L195 150V153L197 152L196 155H195ZM196 149H197V150H196ZM218 149H219V151H218ZM229 149H230V150H229ZM231 149H232V150H231ZM237 149H238V150H237ZM245 149H246V150H245ZM11 150H12V149H11ZM65 150H66V152L68 153L67 148H66ZM76 150H77V151H76ZM86 150H87V151H86ZM91 150H92V151H91ZM104 150H105V151H104ZM106 150H108V151L110 150V151H109L110 153H109L108 151H106ZM128 150H129V151H128ZM135 150H136V151H135ZM152 150H154V152H153ZM157 150H158V151H161L162 154H163V153L165 154V152H167L166 154H168L169 151H170L169 154L171 155V153H172V155H171V156H167V155L165 154V155L167 156V157H166L164 154L161 155V152H158ZM174 150H175V151H174ZM179 150H180V153H179ZM212 150H214V151H213V154H214V152H216V150H217V154L215 153L216 155H215V154H214V156L212 155L213 158H212V157H211V158L209 157V160H207V158H208V153L211 152ZM35 151H36V150H35ZM38 151H39V149H38ZM55 151H56V149H55ZM55 151H54V152H55ZM58 151H57V152H58ZM63 151H64V150H63ZM80 151H81V153L83 154V156L85 155L84 158L81 157L82 154H81V156L79 155V154H80V153H79ZM82 151H83V152H82ZM84 151H86L85 154H84ZM103 151H104V152H103ZM127 151H128V152H127ZM137 151H139V154L142 152L143 154H142V153H141V154H142V155L145 154V155L142 157V155H141V154L139 155ZM155 151H156V154H157V152H158L157 155L154 154ZM176 151H177V152H176ZM192 151H193V152H192ZM222 151H223V152H222ZM238 151H239V152H238ZM242 151H243V152H242ZM15 152H16V153L19 152V155H20V153H21L22 155H24V154H23L24 151L21 152V151H17V150H16ZM31 152H30V153H31ZM33 152H34V151H33ZM40 152H41V151H39V153H40ZM57 152H56V154H58ZM102 152H103V155H102ZM105 152H106V153H105ZM117 152H119V156L117 155V154H118ZM131 152H132V153H131ZM134 152H135V153H134ZM173 152H174V153H173ZM181 152H182V154H181ZM184 152H186L187 154H188V152H190V153L188 154L189 156H187V154H185ZM191 152H192V153H191ZM241 152H242V153H241ZM16 153H15V154H16ZM28 153L25 152V155H26V154L28 155ZM36 153H37V156H38L39 153H38L37 151H36ZM36 153H34L33 155H35ZM59 153H60V152H59ZM78 153H79V154H78ZM87 153H88V154L91 153L90 156L88 157L89 159H88V158H85ZM112 153H116V155L114 154V157H113V154H112ZM130 153H131V154H130ZM177 153H179V154H177ZM211 153H212V152H211ZM211 153H209V154L211 155ZM222 153H223V154H222ZM230 153L233 154V155H232L233 158L231 157V154H230ZM17 154H18V153H17ZM31 154H32V153H31ZM41 154H42V153H41ZM62 154L64 155V154H65V151H64V153L62 152L61 154H58V155L60 156V155H62ZM100 154H101V155H100ZM105 154H106V155H105ZM111 154H112V155H111ZM134 154H135V155H134ZM169 154H168V155H169ZM175 154H177V156H176ZM180 154H181L182 156H181ZM183 154H184V155H183ZM227 154H228V155H227ZM229 154H230V155H229ZM33 155H30V154H29L28 156H31V157H32ZM42 155H43V154H42ZM42 155H40L39 157H41ZM45 155H44V157H45ZM77 155H79V156H77ZM99 155H100L101 157L103 156V158H102V159H101V157H100V158H97ZM110 155H111V156H110ZM129 155H130V156H132V155H133V156H137V155H138V156H137V157H134V158H133V156H132V157L130 158ZM160 155H161V156H160ZM173 155L176 156V157H173ZM194 155H195V156H194ZM210 155H209V156H210ZM244 155H245V156H244ZM37 156H36V157H37ZM67 156H68V155H67ZM69 156H68V160H69ZM96 156H97V157H96ZM116 156H118V157L116 158ZM139 156H141V157H139ZM159 156H160V157H159ZM164 156H165L166 158H165ZM178 156H180V157L178 158ZM229 156H230V158H232V159H228V158H226V157H229ZM238 156H239V157H238ZM33 157H34V156H33ZM44 157H43V158H44ZM46 157H47V156H46ZM46 157H45L44 159H46ZM53 157H54V156H52V158H53ZM72 157H73V156H72ZM72 157L70 156V158H72ZM74 157H73V159H74ZM104 157H105V160H104ZM138 157H139V158H138ZM163 157H164V158H163ZM205 157H206V159H205ZM218 157H215V160H216V161H217ZM221 157H220V158H221ZM242 157H243V158H242ZM49 158H50V157H47L48 160H49ZM54 158H55V157H54ZM56 158H57V157H56ZM59 158H60V157H59ZM62 158H63V157H62ZM64 158H65V161H66V159H67V158H66V155H65ZM110 158H111V159H110ZM119 158H118L117 160H119ZM127 158H130V159H128V161H125V160H127ZM132 158H133V163H134V165H133V163H132V161H131ZM135 158H136V159H135ZM173 158H174V159H173ZM177 158H178L179 160H178ZM216 158H217V159H216ZM220 158H219V159H220ZM41 159H42V158H41ZM41 159H40V160H41ZM60 159H61V158H60ZM75 159H74L75 166H76V165L78 166L81 162H80V163L77 162V161L75 162ZM80 159H78V161H81ZM95 159H94V160H95ZM120 159H121V158H120ZM124 159H125V160H124ZM134 159H135V160H134ZM137 159H139V160L137 161ZM167 159L163 162L164 164H165V162H167ZM175 159H177V160H175ZM188 159H189V158H188ZM188 159H187V161H188ZM210 159H212V160H210ZM219 159H218V161H217L218 163H219ZM40 160H39V162L41 163ZM42 160H43V159H42ZM50 160H51V159H50ZM61 160H62V159H61ZM68 160H67V161H68ZM117 160H116V161H117ZM122 160H119V161L121 162ZM222 160H223V159H222ZM222 160H220V161H221V163H219L220 166H223L222 162L224 163L225 166H226L227 164L229 165V163L227 162V160H226V162H225V161H222ZM229 160H230V161H229ZM45 161H46V160H45ZM52 161H53V160H52ZM62 161H64V160H62ZM83 161H84V160H83ZM99 161H98V162H99ZM123 161H122V163L124 164ZM135 161H136V162H135ZM141 161H142V162H141ZM144 161H145V163L143 164ZM150 161H151V163H150ZM181 161H180L179 163H177V164H181V166H182ZM189 161H190V160H189ZM189 161H188V162H189ZM216 161H214V163H215ZM232 161L234 162V164H233ZM249 161H250V162H249ZM50 162H51V161H50ZM55 162L58 163V162H59V159L56 160ZM60 162H61V161H60ZM70 162H71V161H70ZM96 162H97V161H96ZM107 162H105V164H106ZM158 162H160V160H159ZM162 162H161V163H162ZM217 162H216V163H217ZM253 162H254V163H253ZM45 163H46V162H45ZM45 163H44V164H45ZM64 163H65V162H64ZM76 163H78V164H76ZM82 163H83V165H84V164H85V161L82 162ZM113 163H114V162H113ZM118 163H119V162H118ZM118 163H114V166H116L115 164H118ZM148 163H146V165H149ZM205 163H204V165H205ZM218 163H217V164H218ZM225 163H227V164H225ZM237 163H238V164H237ZM247 163L249 164V167L252 166V168H253V169H256V170L253 171V169H251V167H250L251 170L248 169L249 167H248V164H247ZM251 163H252V164H251ZM46 164L49 165L50 163L47 162ZM55 164H56V163H55ZM60 164H63V162L60 163ZM67 164H69V163H67ZM71 164H72V163H71ZM101 164H98V165L100 166ZM105 164H104V165H105ZM109 164H110V163H109ZM126 164H127V163H126ZM140 164H136L135 167L141 169L140 166H139ZM156 164H157V163H156ZM156 164H155V165H156ZM158 164H159V163H158ZM158 164L156 165V167L160 165V164H159V165H158ZM177 164H176V165H177ZM198 164H197V165H198ZM202 164H203V163H202ZM219 164H218V165H214V164H212V165H214V167H217V166H219ZM221 164H222V165H221ZM231 164H232V166H231ZM235 164H236V165H235ZM245 164H247L246 167H245ZM250 164H251V165H250ZM64 165L66 166V164H64ZM64 165H61V166H64ZM73 165H74V164H73ZM88 165L90 166L91 163H90V162H89V164L86 163V164L84 165V167H85V166H88ZM95 165H96V164H95ZM110 165H111V164H110ZM120 165H121V163H120ZM120 165H119V166H120ZM124 165H125V164H124ZM124 165L120 166V168H121V167L125 168ZM128 165H129V164H128ZM146 165H145V167H146ZM150 165H149V166H150ZM161 165H162V164H161ZM204 165H201V168H202V166H203V167H206V166L209 167V165H206V166H204ZM237 165H238L239 167H238ZM240 165H241V166H240ZM242 165L244 166L243 168H245V169H244L245 171H243L244 175H245V174L250 175V176L245 175V176L247 177V179L249 178L250 180H249V179L246 180V177L243 175L242 171H241V173H240L239 170H241L240 168H242ZM253 165H254V166H253ZM255 165H256V166H255ZM257 165H258V166H257ZM259 165H261V166H259ZM52 166H53V163H52ZM52 166H51V165L49 166L50 169H52V168H51ZM55 166H56V165H55ZM57 166H58V165H57ZM69 166H70V164H69ZM75 166H71V167L74 168ZM77 166H76V167H77ZM91 166L94 167V163H92ZM114 166H113V164H112L113 169L117 170V167H114ZM137 166H138V167H137ZM149 166H148V167H149ZM151 166H150V167H151ZM153 166H154V165H153ZM177 166H178V165H177ZM181 166L179 165V168H178V169H180ZM220 166H219V167H220ZM233 166H234V167H233ZM67 167H68V166H67ZM78 167H79V166H78ZM82 167H83V166H82V164H81V166H80L79 168H82ZM96 167H97V165H96ZM100 167H103V166H100ZM108 167L111 168V166H109V165H108ZM128 167H126V168L128 169L127 171H129V169H130V168H128ZM135 167H133V169H134ZM145 167H144V168H145ZM154 167H155V166H154ZM160 167H161V166H159V168H157V170L160 171L159 173L164 172V171H163L164 169H162V168H164V166H162L161 169H160ZM189 167H190V168H189ZM231 167H232V168H231ZM237 167H238L239 170L237 169ZM257 167H258V168L260 167V169H257ZM54 168H55V167H54ZM54 168H53V169H54ZM87 168H90V167H86V169H87ZM109 168H107V169H109ZM123 168H121V169L123 170ZM144 168H142V169H144ZM174 168H175V166H174ZM192 168H191V169H192ZM210 168H212V170H213V172H214V168H213L212 166H210ZM210 168H209V169H210ZM224 168L227 169L226 167H224ZM243 168H242V170H243ZM246 168H247V169H246ZM261 168H262V169H261ZM50 169H48V171H49ZM64 169H65V167L63 168V171H64ZM86 169L84 168L83 170L86 171ZM94 169H95V167L92 168V169L90 168V170H93V171H94ZM102 169H105V167L102 168ZM111 169H112V168H111ZM111 169H109V172L111 171ZM118 169H119V168H118ZM139 169L136 170V171L138 172ZM152 169H153V168H151V169H149V168H148V169L145 168V170H146V173H145V174H147V172H150L149 170L152 171ZM154 169H155V168H154ZM181 169H182V168H181ZM183 169H182V170H183ZM195 169H194V170H195ZM199 169H200V168H199ZM203 169H204V168H203ZM209 169L207 168V169H204V170H206L205 172H207ZM217 169H219V168L217 167ZM232 169H233V170H232ZM57 170H58V168H57ZM60 170H61L60 172H62L61 167H60ZM66 170H67V169H66ZM66 170H65V172H66ZM72 170H73V169H72ZM83 170H82V171H83ZM90 170H89V171H90ZM100 170H101V168H99V171H100ZM115 170H113L112 172H115ZM145 170H144V171H145ZM155 170H156V169H155ZM157 170H156V171H157ZM173 170H174V169H173ZM176 170H177V169L174 170L175 172L173 171V174L175 175V173H176V176H178V175L180 176V173H181L180 171H181V170H180V171H179V170L176 171ZM204 170H202V172H204ZM210 170H211V169H210ZM212 170H211V171H212ZM237 170H238L239 173H240V174L238 173V175H236L237 173L235 172V171H237ZM248 170H250V171H248ZM260 170H263V171H260ZM52 171H53V170H52ZM58 171H59V170H58ZM74 171H76V170L74 169ZM74 171H72V172L74 173ZM79 171H81V170L79 169ZM82 171H81V172H82ZM89 171H87V172H89ZM93 171H92V172H93ZM102 171H103V170H102ZM107 171H108V170H107ZM125 171H126V170L124 169V171H123L122 173H123V175L126 176V174H127L128 172L126 171V172H127V173H126ZM132 171H133V170H132ZM141 171H142V170H141ZM141 171H140V173H141ZM183 171H186V172H187L186 168H185V170H183ZM183 171H182V172H183ZM188 171H190V170H188ZM198 171H199V170H198ZM215 171H216V173H217V172L220 171V170H216V169H215ZM238 171H237V172H238ZM247 171H248L249 173L252 172L253 174H255V171H256V174L259 173L258 175H259L260 177H259L258 175H256V174H255L256 176H255V175H252V173L249 174ZM257 171H258V173H257ZM55 172H56V171H55ZM67 172L71 173V171H68V170H67ZM83 172H84V171H83ZM97 172H98V171H97V169H96V173H97ZM117 172H118V173H117ZM117 172H115V173L119 174V171H117ZM124 172H125L126 174H124ZM129 172H130V171H129ZM134 172H135V171H134ZM142 172H143V171H142ZM154 172H155V171H154ZM157 172H158V171H157ZM157 172H156V173H157ZM177 172H178V173H177ZM190 172H192L191 175H190L189 172H187V174L189 173L190 176H193V174H194L193 172H195V174H197V173H196L197 171H192V170H191ZM202 172H201V173H202ZM245 172H246V173H245ZM69 173H68V174H69ZM73 173H72L70 176H72ZM78 173H80V172H78ZM89 173H91V172H89ZM103 173H105V171H104ZM115 173H114V174H115ZM130 173H131V172H130ZM135 173H136V172H135ZM135 173H133V174H135ZM140 173H139V174H140ZM166 173H167V172H166ZM168 173H170V172H168ZM184 173H185V172H183V174H184ZM216 173H215V175H216ZM261 173H262V174H261ZM50 174H51V173H50ZM54 174H55V173H53V175H52L53 177H54ZM57 174H58V172H57ZM63 174H64V172H63L62 174H60L59 176H61V175H63ZM84 174H86V172H85ZM94 174H95V172H94ZM99 174H100V173H99ZM105 174L107 175V172H106ZM112 174H113V173H112ZM117 174H115V176H116ZM141 174H142V173H141ZM149 174L151 175L152 173H149ZM177 174H178V175H177ZM183 174H182V175H183ZM185 174H186V173H185ZM185 174H184L183 176H181V177L183 178V177L185 176ZM217 174H219V173H217ZM241 174H242V175H241ZM65 175H66V174H65ZM75 175H76V174H75ZM80 175L82 176V177H80V178L82 179L84 176H83L82 174H80ZM88 175H90V174H88ZM91 175H92V173H91ZM103 175H104V174H103ZM108 175L110 176V173H109ZM152 175H153V174H152ZM162 175H163V174H162ZM199 175H200V171H199L198 176H199ZM201 175H202V174H201ZM201 175H200V176H201ZM251 175H252V176H251ZM261 175H262V176H261ZM56 176H57V175H56ZM67 176H68V175H67ZM67 176H64V179H63V180H64L65 182H67V181L65 180V178H70V176H68V177H67ZM99 176H100V175H99ZM127 176H128V175H127ZM127 176H126V177H127ZM131 176H134V175H131ZM131 176H128V179H129V177L131 178ZM143 176H145V175L143 174ZM143 176L141 175V177H140V175H139L138 178L136 177V178H137V181L139 182V180H138L139 177L141 178V181H143V179H144ZM146 176L148 177L149 175H146ZM164 176H165V175H164ZM168 176H169V177H167V176H166V177L169 179V178H171L172 174H171V176H170V175H168ZM190 176H189V177H190ZM196 176H197V175H196ZM200 176H199V177H200ZM202 176H204V174H203ZM202 176H201V177H202ZM205 176H206V175H205ZM237 176H238V177H237ZM242 176H243V177H242ZM62 177H63V176H62ZM75 177H76V176H75ZM86 177H89V176H86ZM86 177H85V178H86ZM92 177H93V175H92ZM95 177H96V176H95ZM95 177H94V178H95ZM102 177H104V176H102ZM102 177H101V178H102ZM105 177H106V176H105ZM117 177H118V176H117ZM117 177H116V178H117ZM149 177H150V176H149ZM149 177H148V178H149ZM155 177H156V176H155ZM157 177L159 178L160 176L157 175ZM157 177H156V179L159 180L160 178L158 179ZM174 177H175V176H174ZM174 177L172 176V178H174ZM201 177H200V181H201ZM239 177H240L242 180H239ZM244 177H245V178H244ZM251 177H252V178H251ZM261 177H262V179H261ZM51 178H52V177H51ZM73 178H74V175H73ZM73 178L71 177V179H73ZM76 178H77V177H76ZM89 178H90V177H89ZM107 178H108V179H107V181H108V180H109V177H107ZM111 178H112V177L110 176V179H111ZM113 178L116 179L114 176H113ZM113 178H112V179H113ZM124 178H125V177H124ZM136 178L133 177V179H131V180L133 181V180L136 179ZM145 178H146V177H145ZM148 178H147V180H148ZM150 178H151V177H150ZM150 178H149V180H150ZM153 178H154V176H152V182L154 183V181H156V180H153ZM172 178H171V179H172ZM187 178H188V177H187ZM193 178H196V177H195V176H194V177H191V179H193ZM208 178H209V177H208ZM237 178H238V181H237ZM256 178H257V179H260V180H256ZM53 179H54V178H53ZM57 179H58V178H56L55 181H57ZM83 179H84V178H83ZM91 179H92V178H91ZM91 179H88V180H91ZM96 179H98V178L96 177ZM99 179H100V177H99ZM126 179H127V178H126ZM175 179H176L177 181H179V179H177L176 177H175L172 181L175 182V181H174ZM184 179H186V178L184 177ZM203 179L205 180V179H207V177H202V180H203ZM211 179H213V178H209V180H211ZM216 179L214 178V180H216ZM252 179H253L254 181H253ZM59 180H61V178H60ZM77 180H79V178H78ZM88 180H87V181H88ZM102 180L104 181L103 183H105L106 178H105V180L102 178ZM116 180H118V179H116ZM119 180L121 181V178H120V177H119ZM160 180H162V176H161V179H160ZM160 180H159V181H160ZM181 180H182V179L180 178V183H181ZM189 180H190V179H189ZM189 180H188V181H187V180H183L184 182L182 181V183H187V182H188V183H187V185L184 184V185H182V186H183V187H184V186H185V187L187 186V189H188V184L191 183V182H193V181L190 182ZM193 180H194V179H193ZM196 180H197V182H198V181H199V178L196 179ZM245 180H246V182H245ZM262 180H263V181H262ZM64 181H62V182H64ZM72 181H73V180H72ZM72 181H71V182H72ZM74 181H76V180H74ZM74 181H73V182H74ZM79 181H80V180H79ZM84 181H85V179H84ZM84 181L82 180V182H84ZM92 181H93V180H92ZM92 181H91V182H92ZM98 181L100 182L101 179L98 180ZM98 181H97L95 184L99 183ZM110 181H111V180H110ZM112 181H115V180H112ZM126 181H128V180H125V181H123V182L121 181V182H122V183H127ZM137 181L134 180L133 183H134V182H137ZM150 181H151V180H150ZM164 181H165V178H164ZM164 181H163V182H164ZM167 181H168V180H167ZM172 181H171V182H172ZM200 181H199L198 183H200ZM249 181H250V182H249ZM255 181H256V182H255ZM59 182H61V181H59ZM59 182H58V183H59ZM62 182H61V183H62ZM77 182H78V181H77ZM138 182H137V183H138ZM160 182H161V181H160ZM160 182H159V183H160ZM195 182H196V181H195ZM203 182H205V181H203ZM207 182H208V181H207ZM211 182H212V183L209 182V183H210L209 185H211V186H208V185H206L205 183H204V185H205V186H204L203 183H202V186H203V187H206V189H207V186H208L207 191H208V194H209L210 196H212V198H210L209 195H208V197H209V198H210L215 204H217V205H218V203H220V205H225L226 203L228 204V202H226L225 204H224V203H223V204L221 203V202H225V201H223L224 199L222 200V197H223V196L220 197V194H222V192H219L218 189H217V187L219 188V184H218L217 187H215L216 185L214 186L215 189H216V190H215L214 187H213V185L216 183V181L213 182V181L211 180ZM238 182H239V183H238ZM241 182H242V183H241ZM253 182H254V184H256V185H255V187H252V189L254 188L253 190H254L256 193H255V192H252L253 190L251 189V185L253 184ZM259 182H260V184H261V183H263V184L260 185ZM100 183H101V182H100ZM106 183H109V181L106 182ZM106 183H105L104 185H106ZM114 183H115V182H114ZM116 183H117V182H116ZM116 183H115V184H116ZM118 183H119V182H118ZM118 183H117L118 186L115 185L116 187H114V186H113V187H112V186L109 187V186H110V184H109V186H108L107 188H103V189H104L105 191H107L108 193H110V194H111V193L113 194L114 192H116L117 189H119V187H122V189H124V187H123L124 185L121 186V185H120L121 183H119V184H118ZM129 183H132V182L129 180V181H128V184H129ZM141 183H142V182H141ZM153 183H152V184H153ZM157 183H158V182H156L155 184H157ZM159 183H158V184H159ZM164 183H165V182H164ZM166 183L168 184V186H169V185H171V187L173 186L172 184H169L170 181H169V182H166ZM175 183H176V184H175ZM175 183H174V184H175L174 187H175V189L177 190L176 186H177V183H178V182H175ZM213 183H214V184H213ZM240 183H241V184H240ZM243 183H246V184H244L245 186L242 185ZM248 183H250L251 185L248 184ZM139 184H140V183H138L137 186H138ZM160 184H161V183H160ZM160 184H159V185H160ZM162 184H163V183H162ZM167 184H166V185H167ZM178 184H179V183H178ZM193 184H194V182H193ZM196 184H197V183H196ZM196 184H195V185H196ZM200 184H201V183H200ZM207 184H208V183H207ZM254 184H253V186H254ZM258 184H259V185H258ZM97 185H98V184H97ZM107 185H108V184H107ZM133 185H134V184H133ZM153 185H154V184H153ZM153 185H152V187H153ZM159 185H158V186L156 185L157 188L160 187ZM163 185H164V184H163ZM166 185H165V186H166ZM191 185H192V183H191ZM246 185L248 186V187H247V188H248V191H249V192H252L254 195H255V194H256V195H255V196H254V195L252 196V198H253L254 200L251 198V200H252L253 202H252L251 200L248 201V200L250 199V197H249V199H248V196H247V195L251 196L252 193H250L251 195L249 194V192L247 193V195L245 194V195H246V196H245L246 198H245L243 195H241V196H243L246 200L248 199L247 201L245 200V202L242 203L241 201H242V200L244 201V198H243V197H240L239 199H234V197H232V195H234V194L237 195V194H238V192H237L238 189H237V188H240V189L238 190V191L240 192L239 195L242 194V193L244 194V192H245L246 190L243 192L241 189H243V187L246 189ZM129 186H130V185H129ZM131 186H132V185H131ZM134 186L137 187V186H136V183H135ZM165 186H163V187L165 188ZM189 186H190V185H189ZM242 186H243V187H242ZM258 186H259V187H258ZM104 187H105V186H104ZM154 187H155V186H154ZM166 187H167V186H166ZM169 187H170V186H169ZM169 187H167V188H169ZM178 187H179V185H178ZM193 187H194V186H193ZM197 187H198V186H197ZM199 187H200V186H199ZM203 187H200V188H203ZM212 187H213V188H212ZM227 187L229 188V186H227ZM227 187L224 189V191H226ZM235 187H236V188H235ZM249 187H250V188H249ZM256 187H257V188H256ZM262 187H263V188H262ZM97 188H99V190H100V188H102V187H100V185H98V187H97V186L95 187V190H96ZM157 188H156V189H157ZM179 188H180V187H179ZM191 188H192V186L189 187L190 190H191ZM210 188H211V189H210ZM89 189H92V188H87V189L84 188V189H82V190H83V191L86 190V192H87ZM165 189H166V188H165ZM171 189H172V188H171ZM187 189H184V190L186 191ZM189 189H188V190H189ZM194 189H195V188H194ZM209 189H210V190H209ZM261 189H263V190H261ZM82 190H80V191H82ZM93 190H94V189H93ZM104 190L101 189V191H99V192H103V194H104ZM154 190H155V189H154ZM154 190H153V191H154ZM159 190H162V187H161ZM173 190H174V189H173ZM173 190H172V191H173ZM176 190H175V192H177ZM180 190H181V189H180ZM180 190H178V191H180ZM184 190L182 189V192H184ZM192 190H193V189H192ZM204 190H205V189H204ZM204 190H203V189L200 190L201 192L199 193V195L204 194L203 197H205L207 194L205 195L206 192L203 193ZM243 190H244V189H243ZM250 190H252V191H250ZM83 191H82L80 194H84L85 192L83 193ZM96 191L98 192V190H96ZM118 191H119V190H118ZM118 191H117V192H118ZM120 191H121V189H120ZM120 191H119V192H120ZM165 191H166V190H165ZM165 191H164V192H165ZM169 191H170V190H169ZM196 191H197V190H196ZM210 191H212L211 193H215L216 191L218 192V194L220 193L218 196L220 197L221 201H220V199H219V197H218L217 195H216L217 197L214 199L213 196H215V195H214V194H210ZM214 191H215V192H214ZM228 191H229V189H227L226 192H228ZM230 191H229V192H230ZM234 191H233V192H234ZM241 191H242V192H241ZM257 191H259V192H257ZM260 191H263V192H260ZM91 192L93 193L94 191H90V192L88 191L89 194H90ZM99 192H98V193H99ZM159 192H160V191H159ZM161 192L163 193V190H162ZM161 192H160V193H161ZM166 192H168V191H166ZM166 192H165V193H166ZM170 192H171V191H170ZM182 192H181V193H182ZM187 192H188V191H187ZM187 192H186V193H187ZM193 192H194V191H193ZM198 192H199V188H198ZM122 193H124V191H123ZM122 193H121L120 195H122ZM149 193H150V192H149ZM149 193H148V194H149ZM153 193H154V192H153ZM153 193H152V196H151V194H150L149 196H151V197L153 198V196L155 195V197H156V199H157V197H159L158 194H160V193H157V192H156L157 194H154V195H153ZM172 193H174V192H172ZM172 193H171V194H172ZM177 193H178V192H177ZM188 193H189V192H188ZM188 193H187V194H188ZM194 193H196V192H194ZM194 193H192V191H191V194L189 193V194H190L189 196H191V195L194 194ZM257 193H258V194H257ZM261 193H262V194H261ZM96 194H97V193H95L94 195H96ZM100 194H102V193H100ZM100 194H99V195H100ZM103 194H102V195H103ZM106 194H107V193H106ZM106 194H105V195H106ZM110 194H108V197H109ZM117 194H118V193H117ZM117 194L115 195V193H114L115 196L112 195L111 198L113 199V197L116 198V196H117V197L120 196L119 194H118V195H117ZM148 194H147V195H148ZM171 194H170V196H171ZM174 194H175V193H174ZM178 194H179V193H178ZM187 194H186V197H188ZM197 194H198V193H197ZM224 194H225V192H223V195H224ZM226 194H227V193H226ZM156 195H157V196H156ZM166 195H167V193H166ZM175 195H176V194H175ZM195 195H196V194H195ZM199 195H198V196H199ZM230 195H229V193H228L227 196H230ZM236 195H234V196H236ZM100 196H101V195H100ZM110 196H111V195H110ZM145 196H146V194H145ZM149 196H148V197H149ZM160 196H161V195H160ZM163 196H164V194H163ZM163 196H162V197H163ZM168 196H169V195H168ZM168 196H166V197H168ZM172 196H173V194H172ZM180 196H181V201H182V203H183V201L186 200V199H185V195H184V199H183V197H182L181 194H180ZM198 196H197V197H198ZM225 196H226V195H225ZM106 197H107V196H106ZM108 197H107V199H105L102 203H105L106 200H109L110 198H108ZM139 197H140V196H139ZM141 197H142V196H141ZM151 197H149V198H151ZM166 197H164L163 199H165ZM191 197H192V196H191ZM191 197H188V198H191ZM193 197H194V196H193ZM193 197H192V199H193ZM197 197L195 196L194 198L198 199L199 197H198V198H197ZM203 197H202V198H203ZM208 197H207V198L205 197V199H206V200H207V199L209 200ZM236 197L238 198L239 196H236ZM144 198H145V197H144ZM170 198H171V197H170ZM175 198H176V196H175ZM175 198H174V199H171L172 202H173V200H174V201L178 200L179 197L177 196V199H175ZM188 198H187V200H190V199H188ZM242 198H243V199H242ZM262 198H263V200H262V202H261V199H262ZM146 199H147V196H146ZM160 199H162V198H160ZM168 199H169V197H168ZM179 199H180V198H179ZM182 199H183V200H182ZM192 199H191V200H192ZM199 199L201 200V198H199ZM203 199H204V198H203ZM213 199H214V200H213ZM217 199L219 200V202H218ZM142 200H143V199H142ZM142 200L140 199L141 204L143 205V204H145V203H142V202H143ZM147 200H148V199H147ZM154 200H155V198H154ZM158 200H159V198H158ZM166 200H167V199H165V201H166ZM187 200H186V202H187ZM194 200H195V199H194ZM208 200H207V201H208ZM211 200H209L210 203H208V202L206 201V202H207V205L211 204ZM233 200H232V202H233ZM145 201H146V200H145ZM148 201H150V200H148ZM152 201H153V200H152ZM152 201H151V203H153ZM160 201H161V200H159V201H155V203H156V202H157V203H158V202L160 203ZM196 201H197V200H196ZM196 201H194V203H193V201H191V202H192V205L194 204V206H195V204H196L195 202H196ZM198 201H199V200H198ZM201 201H202L203 203L205 202L204 200H201ZM146 202H147V201H146ZM163 202H164V200L162 201V203H163ZM168 202H170V200H169ZM177 202H178V201H177ZM186 202L184 201L183 206L186 205ZM189 202H190V201H189ZM199 202H200V201H199ZM202 202H201V203H202ZM206 202H205V203H206ZM216 202H218V203H216ZM232 202H231V203H232ZM240 202H241V203H240ZM247 202H248V203H247ZM250 202H252V203H250ZM148 203H150V202H147V204H148ZM151 203H150V204H151ZM157 203H156V205L159 204V203H158V204H157ZM173 203L175 204V202H173ZM179 203H180V201H179ZM182 203H181L180 205H182ZM201 203H200V205H201ZM231 203H230V204H231ZM234 203H235V202H234ZM238 203H235L236 205H234V204L232 203L234 206H237V208H236V207H232V205L229 206V204H228V207H227V208H226L227 204H226L224 207H222V208L220 207V205H218V206L221 208L220 210H222L223 208H225V210H227V209L232 210V211H231L232 213L235 212L234 215L236 214V216H235L234 219H238V218H240V217H241L242 219H243V218H247V217H248V218L250 217V218L252 219V216H251L252 214L250 213V210H249L248 208H247V209H248L249 211L247 210V212H246V216H247V215H248V216H247V217H243L244 214H242V212L244 213L245 211H244V209H243V211H242L241 208H240L241 210L239 209V207H238ZM132 204H133V203H132ZM139 204H140V203H139ZM141 204H140V206H141ZM153 204H154V203H153ZM166 204H169V203L166 202L165 205H166ZM174 204H173V206H172V203H171V206H172L173 208H174V206H176L178 203H176V205H174ZM215 204H214V207L216 206L215 209H218L219 207H218L217 205H215ZM134 205L137 206V207H139L138 205H136V202H135ZM145 205H146V204H145ZM160 205H161V203H160ZM163 205H164V203L161 205V207H163ZM165 205H164V206H165ZM180 205L178 204L177 206H178V207H181ZM189 205H191V204H188V207H191V206H189ZM197 205H199V204L197 203ZM200 205H199V207L201 208ZM203 205H206V204H202V206H203ZM207 205H206V208H207ZM212 205H213V204H211V207H213ZM263 205H264V202H263ZM146 206H148V207L142 206L141 208H144V209H142V210H145V209H147V208H148V210H149L150 207H152V205H151V206H150V205H146ZM154 206H155V205H154ZM154 206H153V207H154ZM158 206H159V205H158ZM167 206L169 207L170 205H167ZM258 206L260 207L261 211H260V209L258 208ZM131 207L134 209V206H131ZM156 207H157V206H156ZM161 207H158V208H159L158 210H160ZM168 207H167V208L165 207V208L168 210ZM172 207H171V208H172ZM188 207L183 208V209H187ZM192 207H193V206H192ZM192 207H191V208H192ZM199 207L196 206V209H198ZM211 207L208 206V209L210 208V212H211ZM217 207H218V208H217ZM132 208H130L131 211H132ZM163 208H164V207H163ZM173 208H172V210L169 208V210H168L169 214H170V210L173 212ZM181 208H182V207H181ZM200 208H199V209H200ZM203 208H204V206L201 208L202 211H203L204 214H205V215L203 216V218H204V217H207V216H206V212H205L206 208H205V209H203ZM231 208H232V209H231ZM234 208H236V210H235ZM257 208L259 209L258 211H257ZM130 209H129V210H130ZM151 209H152V211L150 210V211H151V213L149 212L150 214H152V212L154 211L153 208H151ZM154 209H156V208H154ZM174 209H176V208H174ZM179 209H180V208H179ZM199 209L197 210V212H199ZM208 209H207V211H208ZM213 209H214V208H213ZM233 209H234V210H233ZM255 209H256V211H255ZM134 210H135V209H134ZM148 210H147V211H148ZM181 210H182V209H181ZM181 210H180V211H181ZM189 210H190V209H189ZM189 210H188V211H189ZM191 210H192L191 212L193 213V214H191V215H192V217H194V212H195V211H194L193 209H191ZM220 210L218 209V212H219ZM230 210H227V212H226V211H224V209H223L224 212H221V213H222V214H225V215H222L221 213H218V214H215V215H218V217L223 216V217H226V218H227V217L229 218V215H230V218H231L232 214H230ZM131 211H129L128 214H132ZM135 211H136V216H138V219H139V216H140L139 211H141V210L138 208V210L136 209ZM145 211H146V210H145ZM164 211H165V210H163V212H164ZM186 211H187V210H186ZM202 211H201V212H202ZM212 211H213V213H214V211H216V210H212ZM228 211H229V212H228ZM239 211H240L241 213H240ZM259 211L262 212L263 215H261V214L259 213ZM137 212H138V213H137ZM155 212H156V211H155ZM160 212H161V210H160ZM160 212H159V215H160ZM172 212H171V213H172ZM175 212H177V209L174 211V214H175ZM178 212H179V210H178ZM181 212H182V211H181ZM181 212H179V213H181ZM189 212H190V211H189ZM197 212H196V213H197ZM203 212H202V213H203ZM248 212H249L250 214H248ZM141 213H142V211H141ZM147 213H148V212H147ZM149 213H148V217H149ZM156 213H157V212H156ZM161 213H162V212H161ZM179 213H176L177 215H175V217H176V216L178 217V216H179V215H178ZM183 213H184V210H183ZM186 213H187V212H186ZM186 213H185V214H186ZM213 213H212V219H215V218H216V221H217V219L219 220L220 218H218V217H216V216H215V218H214ZM226 213H228L229 215L226 214ZM237 213H238V214H237ZM239 213H240V215H239ZM256 213H258V214H256ZM126 214H127V212H126ZM133 214L135 215V212H133ZM137 214H139V215H137ZM188 214H190V213H188ZM197 214H198V213H197ZM200 214H201V213H199V215H200ZM208 214H211V213H209V211H208ZM219 214H220V215H219ZM122 215H123V214H122ZM122 215H121V216H122ZM134 215H133V216H134ZM144 215H145V214H143V217H144ZM154 215H155L154 213H153V215H150L151 218H152V216H154ZM164 215H166V217H165V221H166L167 219H169V218L167 217L168 213L165 214V212H164ZM164 215L162 214V218H163ZM180 215H181V214H180ZM195 215H196V214H195ZM199 215L196 217V220H197V218L199 217ZM202 215H203V214H202ZM227 215H228V216H227ZM234 215H233V216H234ZM249 215H250V216H249ZM124 216H125V213H124ZM128 216H129V215H128ZM128 216H127V217H128ZM133 216H132V217L130 216L129 218H126V217H125V218H123V219H127L126 222H129V223H130V221L132 220L133 224L131 223V225H134V220L137 221V220H136L137 217H134V218H133ZM170 216H171V215H170ZM173 216H174V215H172L171 217H173ZM182 216H183V214H182ZM187 216H188V217H187V220H185V221H188V220H189V223H190V222H191V220H190L191 216H190V215H187ZM208 216H209V215H208ZM233 216H232V217H233ZM237 216H238V217H237ZM254 216H253V217H254ZM256 216H257V217H256ZM259 216H261V217H259ZM116 217H117V216H116ZM118 217H119V216H118ZM122 217H123V216H122ZM146 217H147V215H146ZM154 217H155V216H154ZM157 217L159 218L158 213H157V216L154 218L155 220H154V219H151V220H153V223H154V221H156V218H157ZM183 217H184V216H183ZM189 217H190V218H189ZM210 217H211V216H209V218H210ZM223 217H222L221 219H223V220H227V219H225V218H223ZM262 217H263V219H260V218H262ZM113 218H114V217H113ZM130 218H132V219H130ZM166 218H167V219H166ZM179 218H180V216H179ZM203 218H201V219L203 220ZM241 218H240V219H241ZM250 218H249V219H250ZM257 218H259V220H258ZM121 219H122V218H121ZM121 219L119 218V221H118V222H121ZM128 219H130V221H128ZM133 219H134V220H133ZM141 219H142V218H141ZM144 219H145V217H144ZM144 219H143V220H144ZM160 219H161V217H160ZM171 219H172V218H171ZM173 219H174V217H173ZM175 219H176V218H175ZM184 219H186V218H184ZM184 219H183V221H184ZM191 219H192V218H191ZM193 219H194V218H193ZM199 219H200V217H199ZM199 219H198V220H199ZM201 219H200L198 222L201 223V224H203V222L206 220V218L203 220V222H200ZM212 219L210 218V221H208V219H207V222H208V223L211 222ZM114 220H115V218H114ZM143 220L140 221V222H139V221H137V222L140 223V225H142L141 222H144ZM157 220H158V219H157ZM169 220H170V219H169ZM181 220H182V219H180V221H181ZM223 220H222V221H217V222H223ZM262 220H263V221H262ZM115 221H116V220H115ZM123 221H124V220H123ZM146 221H147V220H146ZM148 221H149V224H150V217H149V220H148ZM148 221H147V222H148ZM159 221H161V220H159ZM162 221H164V220H162ZM172 221L174 222V220H172ZM176 221L178 222L179 219H178V220L176 219ZM176 221H175V222H176ZM180 221H179L178 223H180ZM185 221L183 222V223H184V224H183L184 226H185V224H186ZM194 221H195V219H194ZM194 221H193L192 227L194 226V223L196 222V221H195V222H194ZM259 221H260V222H259ZM112 222L115 224V226H116V224L118 225V222H117V221L114 222V221L112 220ZM147 222H146V223L144 222L143 224H145V226H146V225L148 226ZM157 222H158V221H157ZM157 222H156V224H157ZM169 222H170V221H169ZM198 222H196V223H198ZM262 222H263V223H262ZM113 223H111V221H110V224H113ZM138 223H137V224H138ZM153 223H152V224H153ZM160 223H161V222H160ZM170 223H172V222H170ZM170 223H169V224H170ZM178 223H177V224H178ZM199 223H198V224H199ZM204 223H205V222H204ZM208 223H206V224H208ZM260 223H261V224H260ZM114 224H113V225H110V229H111V226H114ZM125 224H126V223H125ZM125 224H123V226H124ZM158 224H159V223H158ZM163 224H165V223H163ZM163 224H161V225L163 226ZM172 224H174V223H172ZM175 224H176V223H175ZM177 224H176V225H177ZM180 224H181V223H180ZM201 224H199V226H200ZM119 225H121V224H119ZM119 225H118V228H119ZM127 225H129V224H127ZM131 225H130V226H131ZM135 225H136V222H135ZM154 225H155V223H154ZM154 225H153V226L149 225V226H151V231H153L152 229H153ZM165 225H166V226H164V232H165V229H166L165 227H169V226H171V224H170V225H167V223H166ZM176 225H175V226H176ZM178 225H179V224H178ZM181 225H182V224H181ZM188 225H189V224H188ZM188 225L186 226V228L188 227V229H190L191 227L189 228ZM190 225H191V223H190ZM196 225H197V224H196ZM203 225H204V224H203ZM257 225H258V226H257ZM123 226H122V228H123ZM142 226H144V225H142ZM145 226H144V227H145ZM147 226H146V227H147ZM149 226H148V227H149ZM159 226H160V224H159ZM173 226H174V225H173ZM184 226H182V228H183ZM205 226H206V225H205ZM116 227H117V226H116ZM136 227H139V226H136ZM144 227H143V228H144ZM156 227H157V226H156ZM171 227H172V226H171ZM171 227H170V228H171ZM177 227L179 228V227H181V226L179 225V226H177ZM251 227H252V229H249V228H251ZM112 228H113V227H112ZM122 228L120 229L121 232L124 231V230H122ZM133 228H134V227H133ZM157 228L160 229L159 227H157ZM161 228H162V227H161ZM182 228H181V229H182ZM184 228H185V227H184ZM186 228H185V230H186ZM200 228H203V227L201 226ZM204 228H205V227H204ZM247 228H248L249 230H248ZM106 229H109V228H106ZM115 229H116V228H115ZM124 229H125V231L128 230V228H125V227H124ZM126 229H127V230H126ZM130 229H132V228H130ZM137 229H140V230H139V233H140V231L142 230V228H137ZM137 229H136V230H137ZM149 229H150V228H149ZM149 229H147V232H146V233H148V234H149ZM154 229H155V227H154ZM162 229H163V228H162ZM172 229H175V227H172ZM179 229H180V228H179ZM193 229H194V230H192V232L196 230V229H195V226L193 227ZM245 229H246V230H245ZM258 229H259V230H258ZM261 229H262L263 231H262ZM102 230H103V229H101V232H102ZM113 230H114V229H113ZM113 230H110V231L107 230V232H109L108 235H110V233H111ZM132 230H133V229H132ZM134 230H135V229H134ZM144 230H146V229H144ZM155 230H156V229H155ZM155 230H154V231H155ZM160 230H161V229H160ZM169 230H170V229H169ZM175 230H176V229H175ZM182 230H183V229H182ZM200 230L202 231L203 229H200ZM247 230H248V231H247ZM120 231H118V233H119ZM130 231H131V230H130ZM142 231H143V230H142ZM142 231H141V232H142ZM170 231L173 232V230H170ZM177 231H178V229H177ZM177 231H175V233H176ZM180 231H181V230H180ZM183 231H184V230H183ZM183 231H182V233H181L182 235H184V234H183ZM245 231H247V232H245ZM254 231H255V232H254ZM260 231H261V232H260ZM115 232H116V231H115ZM115 232H114V233H115ZM134 232H136V231H134ZM134 232H133V233H134ZM137 232H138V231H137ZM143 232H144V231H143ZM143 232H142V233H143ZM161 232H163V231H161ZM164 232H163V233H164ZM166 232H167V231H166ZM172 232H170V233L168 232V235H169L168 237H169V238H170V234H171ZM186 232H187V231H185V233H186ZM196 232H198V229L196 230ZM234 232H235V233H234ZM249 232H251V233H249ZM103 233H104V232H103ZM103 233H102V234H103ZM128 233L130 234V236H132V235H131L132 232H129V230H128V232L125 233V234H128ZM139 233H138V234H139ZM153 233H154V232H153ZM155 233H157V231H156ZM158 233H159V230H158ZM173 233H174V232H173ZM173 233L171 234V236L173 235ZM188 233H191V232H188ZM193 233L195 234V232H193ZM201 233H202V235H203V232H201ZM222 233L220 232L219 234H222ZM233 233L235 234L234 236H233ZM237 233H238V234H237ZM242 233H243V234H242ZM246 233H247V234H246ZM122 234H123L122 236H124V239H125V240H123L122 237H120V238H122L121 241L123 240V241H124V244H125V242H126V238H125L124 232H123ZM136 234H137V233H136ZM140 234H141V233H140ZM151 234H152V232H150V235H151ZM160 234H161V233H160ZM177 234H178V233H177ZM186 234H187V233H186ZM186 234H185V235H186ZM208 234H209V233H207L206 236H207ZM212 234H213V233H212ZM214 234L217 235V233H214ZM231 234H232V235H231ZM244 234H245L246 236H245ZM105 235H106V233H105ZM112 235L114 236L115 234H113V232H112ZM144 235H145V234H144ZM152 235H153V234H152ZM152 235H151V236H152ZM158 235H159V234H158ZM158 235L156 234V236H155V234H154V236H152L151 238H154V237L156 238V237H158ZM161 235H162V234H161ZM164 235H165V234H164ZM164 235H163V236H164ZM179 235H180V234H179ZM182 235H181V237H180L181 239H182V237H183V238H184V237L186 238V236L188 237V235H186V236H182ZM189 235L191 236V235H193V234H189ZM202 235H201V236H202ZM204 235H205V234H204ZM209 235H210V234H209ZM216 235H215V236H216ZM226 235H227V236H226ZM230 235H231L232 237H231ZM242 235H243V236H242ZM106 236H107V235H106ZM106 236H105V237H106ZM118 236H119V235H118ZM138 236H139V238L136 239L137 241H138V239H143V234L141 235L142 238H140V237H141L140 235H137V237H138ZM145 236H146V235H145ZM145 236H144V238H145ZM165 236L167 237V235H165ZM175 236H177V235H175ZM211 236H212V235H211ZM213 236H214V235H213ZM236 236H237V237L239 236L238 239H240V242H238ZM248 236L251 238L250 240L248 239ZM114 237H116V236H114ZM128 237H129V236H128ZM134 237H136V236H134ZM166 237H164V238H166ZM168 237H167V239H168ZM178 237H179V236H178ZM191 237H192V236H191ZM202 237H203V236H202ZM207 237H209V236H207ZM207 237H206V238H207ZM217 237H218V236H217ZM219 237H220V236H219ZM240 237L243 238V239H241ZM246 237H247V239H246ZM108 238H109V236H107L105 239H107V241L109 242ZM118 238H119V237H118ZM118 238H116V239H118ZM131 238H133V237H131ZM147 238H150V237L147 235ZM159 238H161V236H160ZM172 238H173V237H172ZM172 238H171V240H173ZM174 238H176V237H174ZM180 238H178V239H180ZM185 238H184V239H185ZM206 238H205V239H206ZM209 238H210V237H209ZM211 238H213V237H211ZM223 238H224V239H223ZM228 238H229V239H228ZM244 238H245L246 240H249L250 243H249L248 241H247V242H248L249 244H251V245H249L248 243H245L246 241L244 240ZM254 238H255V239H254ZM109 239H110V238H109ZM127 239H128V238H127ZM133 239H134V238H133ZM133 239H131V241H134ZM207 239H208V238H207ZM207 239H206V240H207ZM219 239H217V240H219ZM230 239H232V240H230ZM233 239L236 240V242H234ZM252 239H253V240H252ZM136 240H135V242H137ZM143 240H144V239H143ZM159 240H161V239H159ZM168 240H169V239H168ZM168 240H167V241H168ZM175 240H177V239H175ZM182 240H183V239H182ZM182 240H180V241H178V242L180 243ZM202 240H203V239H202ZM225 240H226V239H225ZM251 240H252V241H251ZM105 241H106V240H105ZM105 241H102V242H105ZM118 241H120V240H118ZM118 241H116V243H117ZM163 241H164V240H163ZM165 241H166V240H165ZM169 241H170V240H169ZM183 241H187V239H185V240H183ZM211 241H213V243H214V240H213V239H212ZM220 241H221V240H220ZM220 241H215V242H216V244H217V243L220 242ZM227 241H226V243H227ZM243 241H244L245 246H244V244L242 243ZM97 242H100V241L97 240ZM110 242L113 243L114 241L112 242V241L110 240ZM172 242H173V241H172ZM174 242H175V241H174ZM178 242L176 241V242H175L176 245L174 244V246H176V247H175L176 249L178 248V246H177ZM189 242H190V237H189ZM205 242H207V241H205ZM233 242H234V243H233ZM251 242H252V243H251ZM121 243H122V242H121ZM129 243H130V242H129V239H128V244H129ZM139 243H140V242H139ZM183 243H184V242H183ZM183 243H180V244L183 245ZM201 243L203 244L204 242L201 241ZM240 243L243 244L242 247H240V245H241ZM100 244H102V243H99L98 246H97L96 248H99V245H100ZM124 244H123V247L126 246V245H128L127 242H126V245H124ZM180 244H178V245L180 246ZM204 244H206V243H204ZM216 244H214V245H216ZM218 244H220V243H218ZM218 244H217V245H218ZM238 244H240V245H238ZM96 245H97V243H96ZM96 245H95V246H96ZM103 245H104V244H102V245L100 246V249H101L102 247H104ZM105 245H106V243H105ZM116 245H117V244H116ZM121 245H122V244H120V246H121ZM184 245H185V244H184ZM188 245H189V244H188ZM208 245L211 246V247L214 246L213 244H211V242H210ZM225 245H226V244H225ZM246 245H248L249 248L246 247ZM117 246H119V245H117ZM135 246H136V245H135ZM174 246H173V248H174ZM223 246H224V245H223ZM93 247H94V245H93ZM105 247H106V248H105ZM105 247H104V248H105V250H106V249H107V246H105ZM121 247H122V246H121ZM128 247H129V246H127V248H128ZM131 247H132V246L130 245L129 248H131ZM138 247L140 248V245H139V244H138ZM180 247H181V246H180ZM180 247H179V248H180ZM203 247L205 248L206 246H203ZM117 248H120V247H117ZM117 248H116V249H117ZM132 248H133V247H132ZM132 248H131V249H132ZM139 248H138V249H139ZM181 248H184V247H181ZM206 248H207V247H206ZM214 248H216V247L214 246ZM222 248H223V250H222ZM228 248H227V252H226V254H227L228 251H229ZM92 249H94V248H92ZM92 249H91V251H94V250H92ZM102 249H103V248H102ZM108 249H109V248H108ZM125 249H126V248H125ZM131 249H130V250H131ZM133 249H134V248H133ZM133 249H132V250H133ZM135 249H136V248H135ZM141 249H142V248H141ZM143 249H144V248H143ZM208 249H209V247H208ZM212 249H213V250H212ZM247 249H248V250H247ZM117 250H119V249H117ZM117 250H116V253H118ZM126 250H127V249H126ZM126 250H125V252H127ZM132 250H131V251H132ZM139 250H140V249H139ZM95 251H98V250H95ZM99 251L102 252V254L104 253V252H103L104 249H103V250H99ZM120 251H121V250H120ZM135 251H136V250H135ZM125 252H124V253H125ZM140 252H141V251H140ZM87 253H89V251H88ZM93 253H94V252H93ZM97 253H99V252H97ZM105 253H106V251H105ZM121 253L124 255L123 251H122ZM127 253L130 254L131 252H129V250H128ZM141 253H143V252H141ZM144 253H145V252H144ZM188 253H189V252H188ZM188 253H187V254H188ZM214 253H215V252H214ZM222 253H223V252H222ZM36 254H37V253H36ZM74 254H75V253H73L72 257L74 256ZM76 254H77V252H76ZM76 254H75V255H76ZM89 254H90V253H89ZM91 254H92V253H91ZM95 254H96V253H95ZM95 254H94V255H95ZM102 254H101V255H100V254H97V255H99V257H101V256H105V255H102ZM108 254H109V252H107V255H108ZM122 254H121V255H122ZM129 254H127V255L125 254L126 257H127ZM187 254L185 255L186 258L189 256V255H187ZM189 254L191 255V253H189ZM208 254H206V255H208ZM233 254H234V255H233ZM33 255L35 256V253H33L32 256H31V255H30V256L33 257ZM121 255H120V256H121ZM123 255H122V256H123ZM0 256H1V255H0ZM30 256H28V257H30ZM38 256H40V259H42V258L44 257V256L42 257L40 253H39ZM77 256H78V255H76L75 257L78 258ZM81 256H82V255H81ZM89 256L91 257L92 255H89ZM89 256H88V258H89ZM115 256H116V255H115ZM185 256H184V257H185ZM35 257H37V256H35ZM51 257H52V256H51ZM51 257H50V258H49V256L46 257V260H47L48 258L51 259L50 262L47 261V264L52 263V259L54 260V258H53V257L51 258ZM94 257H96V256H94ZM112 257H114V254H113ZM123 257H125V256H123ZM192 257H193V254H192ZM207 257H208V256H207ZM215 257H216V255H215ZM215 257H214V258H215ZM55 258H57V257L55 256ZM76 258H75V260H76ZM80 258H81V257H80ZM121 258H122V257H121ZM190 258H191V256H189V258H187V261H188V259H190ZM212 258H213V257H212ZM214 258H213V259H214ZM32 259H33V258H31V260H32ZM34 259H35V258H34ZM38 259H39V258H38ZM40 259H39V260H36V262L40 261ZM43 259H44V258H43ZM83 259H85V258H83ZM90 259H91V258H90ZM90 259H89V261H93V260H92L93 258H92L91 260H90ZM107 259H108V258H107ZM107 259H106V260H107ZM181 259H182V258H181ZM183 259H185V258H183ZM191 259H193V258H191ZM209 259H210V255H209ZM22 260H23V259H22ZM28 260H29V259H28ZM44 260H45V259H44ZM55 260H56V261L53 262L54 264H56V262H57L58 264H63V263H64L61 259L58 260V258H57V259H55ZM70 260L73 262V261H74V258H73V259L70 258ZM86 260H87V259H85L84 261L86 262ZM95 260H96V258H95ZM110 260H111V258L109 259V261H110ZM123 260H125V259L123 258ZM1 261H2V260H0V262H1ZM18 261H19V260H18ZM58 261H60V262L62 261V262L59 263ZM77 261H79V259L76 260V261H74V264H75ZM84 261H83V262H84ZM89 261H88V262H89ZM98 261H99V259H98ZM107 261H108V260H107ZM107 261H105V263H104V262H103V263L101 262V263H102V264H106ZM109 261H108V262H109ZM126 261H127V260H125V262H126ZM155 261H158V259H156ZM182 261H183V260H182ZM189 261H192V260H189ZM189 261H188V262H189ZM193 261H194V260H193ZM193 261H192V262H193ZM13 262L15 263L16 261H13ZM21 262H22V261L18 262V264H20ZM23 262H25V260H23ZM23 262H22V263H23ZM26 262H29V264H32V263L35 264V260H34V262L31 261V262H32V263H31L30 261H27V258H26ZM26 262H25V264H27ZM42 262L45 263V261L41 260L40 263H42ZM93 262L96 263V261H93ZM111 262H112V261H110V263H111ZM123 262H124V261H123ZM139 262H140V261H139ZM159 262H160V261H159ZM159 262H158V263L156 262V264H159ZM247 262H248V263H247ZM40 263H39V264H40ZM53 263H52V264H53ZM77 263H78V262H77ZM79 263L81 264L82 262L79 261ZM136 263H137V262H136ZM142 263H143V262H141V264H142ZM162 263H163V262H162ZM162 263L160 262V264H162ZM178 263H179V262H178ZM16 264H17V263H16ZM45 264H46V263H45ZM67 264H68V263H67ZM72 264H73V263H72ZM83 264H84V263H83ZM88 264H89V263H88ZM90 264H91V262H90ZM96 264H100V263L98 262V263H96ZM107 264H109V263H107ZM113 264H114V263H113ZM121 264H122V263H121ZM126 264H127V263H126ZM132 264H134V263H132ZM138 264H140V263H138ZM143 264H144V263H143ZM145 264H146V263H145ZM153 264H154V262H153ZM163 264H164V263H163ZM186 264H187V262H186ZM188 264H189V263H188ZM192 264H193V263H192Z\"/></svg>","mask_w":264,"mask_h":264},{"label":"bare ground","instance_id":"2","mask_svg":"<svg viewBox=\"0 0 264 264\" xmlns=\"http://www.w3.org/2000/svg\"><path fill=\"white\" fill-rule=\"evenodd\" d=\"M14 1L16 2V5H14L15 2H14V3H13V2H12V3L9 2V3H10V6H11V5H12V7H13V6H17V7H18V10H19V8L22 6V4H18V3H23V6H24V4H25L22 0H20V1L18 0L19 2L16 1V0H14ZM21 1H22V2H21ZM24 1L26 2V0H24ZM39 1H40V0H39ZM39 1H38V3H39ZM50 1H52V0H50ZM53 1H54V0H53ZM55 1H56V0H55ZM55 1H54V5L56 6ZM57 1H58V0H57ZM57 1H56V2H57ZM59 1H60V0H59ZM59 1H58V2H59ZM63 1H64V0H63ZM67 1H68V0H65V2H67ZM73 1H74V0H73ZM78 1H79V0H78ZM84 1H85V0H84ZM84 1L81 0V1H79V2H80V4H83ZM91 1H92V0H91ZM93 1H94V0H93ZM124 1L126 2V0H124ZM138 1H140V0H138ZM152 1H153V0H152ZM152 1H151V2H152ZM155 1H156V0H155ZM155 1H153L152 3H156ZM158 1H159V0H157V2H158ZM161 1H162V0H160V2H161ZM167 1H168V0H167ZM169 1H171V0H169ZM169 1H168V2H169ZM175 1H176V0H175ZM175 1H174V2H175ZM177 1H179V0H177ZM182 1H183V0H181V1H179V2H175V3L171 1L170 4L167 3V2L165 1L166 4H168V5H166V4L163 5V1H162L161 3L158 2V3H159V6H157V7H158L159 9L161 8V6H160V4H161V5H163L162 7H164V8H165L166 6L171 5V6H169V7H171V9H172L173 12H175L176 10L179 11V12L176 11L175 13H173V12L170 10V8H168V7H166L167 9H166V8H165V9H164V8H161L163 13H164L163 9L165 10V13H164L163 15H164V16H167V15H168L167 18H166V17H165V18H162V17H164V16H162V12H161V10H159V11L161 12V16H162V17L160 16V14H158L159 11H158V9H157V7H156V5H157L158 3H156V4L154 5V6L156 7V9H153V5H152V3L150 4V5H152V8H150L151 6L145 8V7L148 5V2H146V1L144 2V3L147 4V5L145 4V5H146L145 7H144V4H143V6H141L142 4L140 3V5L138 4L139 6H138L137 9H136V7H135V9H132V10H135V12H137V14L139 13L138 15L136 14V15H135L136 17H135V16H134L135 13L133 14V12H132L133 15H131V16H132V17H135L136 19H137V16H141V14L143 13V15L141 16V18L139 17V20H141V21H140V22L137 21V22H139V23L136 22V19H135V18H134L135 20H134V19H133V20L131 19L132 17L130 16V13H129V12L126 13V11H127V10H126V9H127L126 7H127L128 5H127V6L125 5V6H126V7H125V10H126V11L123 12L124 10H122L121 12L125 13L126 16L129 15V16H127V17H131V18H128V21L131 20V22L136 23L137 27H140V30H142V34H143L144 31H145L144 35L146 34V30L149 29L150 26H151L150 30L153 29V28H155V27H159V28H160V26H154V25H156V24H157V25H161V24L163 23L162 26H161V28L163 27V25H166V26H167V25L169 24V22H168V18H170L172 15H173V16H172L173 18H174V17H175V18L177 17V20H174V19H171V20H170V19H169V20L171 21L170 23H171L172 26L169 24V28H168V26H167L168 29L164 26V27L167 29V30L164 29V31H168V30L171 29V28H172V30H173V29L175 30L177 26H179V27L182 26V27H183V25H185V23H186V26H187V24H189L190 21H191V20H194L195 18H197V19H195L194 22H197V23H198V24H197L198 27L200 26V27L204 28L203 26H207V24H210V25H208V26H212L211 24H212L213 22H214V24H215V22H216V25H215V26L219 25L218 23H219L220 20H219V21H214L212 17H211V19H210L209 17H208L209 19H208V18H207V19L205 18V17H207V16H212V15L210 14V12H209V15L205 14V15H204V16H205L204 18H203V15H201V14L206 13V12L208 11V9L210 8V7L208 6V4L205 3V2H207V0H201V2L203 1V2L205 3V5H207L206 8L209 7V8L207 9L206 12L204 11V10H205V9H204L205 6H204V7H202V5L198 6V4H197L198 2H195L196 0H193L192 2H195V4H196L195 6H198V8L196 7V8L198 9V12H195V11H194V10H195V9H194L195 7L193 8L194 3H193V5H192L191 0H190V1L188 0L190 3H188V1H186V0H184V1L187 2V4H191V5H189V6H191V8H189V6H188L185 2L181 3ZM213 1H214V0H213ZM217 1H218V0H217ZM227 1H228V0H227ZM236 1H239V0H236ZM236 1H235V2H236ZM46 2L49 3V4H48L49 6L46 4ZM61 2H62V0H61ZM70 2H71V1H69V3H70ZM79 2H78V3H79ZM82 2H83V3H82ZM85 2H86V1H85ZM129 2H131V1L129 0ZM165 2H164V3H165ZM201 2H200V4L203 3V2H202V3H201ZM219 2H221V1H219ZM224 2H225V1H224ZM224 2H223V3H224ZM228 2H229V1H228ZM230 2H231V1H230ZM243 2H244V0H243ZM260 2H261V1H260ZM5 3H7V2H5ZM9 3H8V4H9ZM27 3H29V1H28ZM30 3H31V1H30ZM30 3H29V4H30ZM32 3H33V1H32ZM32 3H31V4H32ZM38 3H37V4H38ZM43 3H45L46 6H47L48 8H46V7L44 6V8H46L45 13H44V11H43L44 9H41V11H43V12H41L40 10H38V11H40V13L43 14V16H40L41 19H40V18H37V17L39 16V14H37L38 16L36 17V12H37V9H38V8L35 10L36 12H34V11L32 10V11H33V14H31L30 11H29L28 9H26V8H28V7H26V5H25L26 8H25V7H22V8H23V9L25 8V10H28V11H29L28 13H30L31 16H32V17L29 16V17H30L29 19H31V18H33V19L29 20V19H28V16H26L27 11H25V10H23V9H21V8H20L21 10H19V12L23 10V11L26 12V13L24 14V12H21V16H22V18H21V16H18L20 13L17 12V10H16V12L19 13L18 15H17L16 12H14V9H17V8H14V9H13V12L16 13V16H17V17H15V18H16V19L18 18V20H20V18H21V20L23 19L24 22L26 21V19H28L32 24H33L34 22H37V19H40V21L38 20V22L36 23V24L39 26L40 24L44 23V21L42 22L41 20H42V18H44L43 20H45V16L47 15V13H46V12H47V9L53 11V14L55 13L54 10H52L54 6H53V7L51 6L52 8L50 7V5H52V4L49 2V0H48V1H45V0H44ZM67 3H68V2H67ZM67 3H66V4H67ZM69 3H68V6H66L67 8H65V6L63 5L64 3H63V4L61 3L62 5H59V6H61V7L64 6L65 9H69V10H72L71 8H73V10L75 11V9H77V8L74 9V7H71V6H70V7H71V8H70V7H69V5H70ZM73 3H74V2H73ZM76 3H77V2H75V4H76ZM89 3L92 4V3H94V2H89ZM126 3H127V2H126ZM131 3H132V2H131ZM134 3H135V2H134ZM136 3H137V2H136ZM142 3H143V2H142ZM149 3H150V2H149ZM173 3H174V4L178 3V5H177V4L174 5ZM179 3H181V4H186V6L182 5V8H183V6H184V8H185V9H183V10H185V11H183V14H182V15H181L182 10H179V7H180V9H182L181 6H180L181 4L179 5ZM204 3H203V4H204ZM211 3H213V2H209V5H211ZM217 3H218V2H217ZM232 3H233V2H232ZM237 3H238V2H237ZM246 3H247V2H246ZM258 3H259V2H258ZM8 4H7V5H8ZM31 4H30V5H31ZM40 4H41V3H40ZM40 4H39V6H40ZM45 4H43V5H45ZM58 4H59V3H58ZM58 4H57V5H58ZM71 4H72V3H71ZM80 4H79V6H80ZM84 4H85L84 6H86V5H87L88 7L91 6L92 9H93V10L90 9V7H89V8H88L89 10L87 9V11H88L87 13H90L91 10H92V11L95 10V9H94L95 7H93L94 5H93V6H92V5H88L87 2L84 3ZM127 4H128V3H127ZM215 4H216V3H214V5H215ZM221 4H222V3H221ZM224 4H225V3H224ZM227 4H228V3H226L225 5H227ZM235 4H236V3H235ZM235 4H233V5L235 6ZM255 4H256V3H255ZM260 4H261V3H260ZM7 5H5V6H7ZM18 5H20V7H19ZM32 5L34 6L35 4H32ZM32 5H31V6H32ZM43 5L41 4V8H42ZM96 5L99 6V3L96 4ZM117 5H118V4H117ZM129 5H130V4H129ZM132 5H133V3H132ZM134 5H135V4H134ZM134 5H133V6H134ZM165 5H166V6H165ZM173 5L175 6V9H176V10L173 9L174 7L172 8ZM216 5H217V4H216ZM238 5H239V3H238ZM238 5H236V6H238ZM240 5H241V2H240ZM251 5H252V4H251ZM251 5H250V6H251ZM0 6H1V5H0ZM8 6H9V5H8ZM10 6H9V8H11ZM27 6H28V5H27ZM31 6H29V7H31ZM72 6H74V5H72ZM121 6H122V2H121ZM135 6H136V5H135ZM140 6H141V7H140ZM148 6H149V5H148ZM176 6H177V7H176ZM178 6H179V7H178ZM218 6H219V4H218ZM236 6H235V7H236ZM241 6H242V5H241ZM241 6H240V7H241ZM246 6H247V5H246ZM1 7H2V6H1ZM1 7H0V9H1ZM35 7H36V5H35ZM35 7H33V8H35ZM37 7H38V6H37ZM49 7H50L51 9H50ZM61 7H58V8L61 10V9H62ZM68 7H69V8H68ZM123 7H124V6H123ZM131 7H132V6H131ZM155 7H154V8H155ZM211 7H212V6H211ZM214 7H215V6H214ZM220 7H221V6H220ZM220 7H217V8L219 9L218 11L220 12V13H219V12L217 11L219 14H223V13H225V12H226L225 10L228 8V7H227V8L225 7L226 9H224V6L221 7V8H220ZM240 7H239V10H240ZM243 7L245 8V6H242L241 8H243ZM248 7H249V6H248ZM3 8H4V7H3ZM6 8H7V7H6ZM6 8H4V9H6ZM39 8H40V7H39ZM64 8H63V9H64ZM79 8H80V7H78V9H79ZM85 8H87V7H85ZM98 8H99V7H98ZM128 8H129V6H128ZM142 8H143V9H148V8H149V10H150V9H151V10L153 9V10H154V11H153L154 13H155V12H158V13H157V14H156V13L153 14V15H154V16H153L151 10H150L151 13H148L149 11L147 12V10H144V12H143V9H142ZM192 8H193V11H194L195 13H198V15L200 14V11H201V12L204 11V12L200 14L201 16H198V15L196 14L197 17H195V15H194L195 13L193 14V13L191 12V13H192V15H191V13H190V11H189V13H190V14H189L190 17H189L188 13L186 14V12H188L187 9H189V10L192 11ZM200 8H201V9H200ZM202 8H203V9H202ZM232 8H234V7L232 6L231 8H228V10H230V9H232ZM236 8H237V7H236ZM7 9H8V8H7ZM11 9H12V8H11ZM11 9H10V10H11ZM31 9H32V8H31ZM54 9H55V8H54ZM56 9H57V8H56ZM78 9H77V10H78ZM96 9H97V6H96ZM123 9H124V8H123ZM138 9H139V12L136 11V10H138ZM141 9H142V11H141ZM199 9H200V11H199ZM210 9H212V8H210ZM221 9H222V10H221ZM223 9H224V10H223ZM252 9H253V7H252ZM2 10H3V9H2ZM8 10H9V9H8ZM10 10H9V11H10ZM69 10H68V11H69ZM81 10H82V8H81ZM119 10H120V9H119ZM166 10H168L169 12H172L173 14L171 13L170 16H169V12L166 11ZM213 10H214V9H213ZM213 10H211V12H212ZM215 10H217V9L215 8ZM220 10H221L222 12H221ZM232 10H235V11H233V12L237 13V12H236V9H232ZM239 10H237L238 13H239ZM244 10H245V9H244ZM248 10H250V8H248ZM248 10H247V8H246V11H248ZM4 11H5V10H4ZM4 11H2V12L0 13L1 17H4V16L6 15V13H8V12H5V15L3 16L2 13H3ZM6 11H7V10H6ZM61 11H62V10H61ZM74 11H73V12H74ZM82 11H83V10H82ZM82 11H81L80 13H77V12H78V11H77V12H76L77 15H76L75 13H74V14L72 13L73 16H74V15L77 16V17H76V16H74V17L71 16V17L75 18V20H76V18H78V17L81 15V19L78 18V20H76V22H75V20H74V22L77 23V24H75V29H76L77 25H78V28L81 27V26H83V25H87L86 22L89 20L87 17H85V14H86V13H85V10H84L83 12H82ZM117 11H118V10H117ZM128 11H131V10H128ZM145 11L147 12V14H150V15L153 16V17L151 18V16L149 15V17L151 18V19H150V18L146 15V12H145ZM223 11H224V12H223ZM241 11L244 12L243 10H241ZM241 11H240V12H241ZM13 12H12V13H13ZM57 12H60V11L57 10ZM64 12L66 13L65 10H64ZM95 12H96V11H95ZM184 12H185V14H184ZM34 13H35V14H34ZM37 13H38V12H37ZM49 13L51 14L52 12L49 11ZM62 13H63V12H62ZM67 13H69V12H67ZM70 13H71V12H70ZM81 13H82V14H81ZM84 13H85V14H84ZM128 13H129V14H128ZM140 13H141V14H140ZM167 13H168V14H167ZM177 13H179V15L182 16V18H183V16H184V18H183V19H182V18L180 19L179 17H181V16L178 17V14H177ZM227 13H228V12H227ZM227 13H226V14H227ZM260 13H261V12H260ZM8 14L11 15V11H10V13H8ZM8 14H7L6 16H8ZM22 14H23V15H22ZM44 14H46V15H44ZM79 14H80V15H79ZM94 14H95V13H94ZM116 14H118V13H116ZM120 14H121V13H120ZM166 14H167V15H166ZM175 14H176L177 16H175ZM250 14H251V13H250ZM13 15H14V14H13ZM13 15H11L12 17L10 16L11 19H13V17H14ZM40 15H41V14H40ZM54 15H56V14H54ZM57 15H58V13H57ZM83 15H84L85 19H86V18L88 19V20H85V22H83V21H84V19H83V18H84ZM86 15H87V14H86ZM123 15H124V14H123ZM187 15H188V16H187ZM193 15H194V19H192V18H193ZM214 15H215V14H213V16H214ZM216 15H217V14H216ZM216 15H215V16H216ZM228 15H229V14H228ZM234 15H235V14H234ZM243 15H244V14H243ZM247 15H248V14H247ZM256 15H257V14H256ZM6 16H5V18H3V19H5V22H7L8 25H10V26L13 25V27H12V30H11L10 26H9L8 28H7V27H4L5 30H7V31H8V30H11V31H12V32H11V31H10V32H9V31H8V32L6 31V33H9V34H10V35H9V34H6V33H5V30L3 29V26L0 25V26H1V27H0V28H1L0 32H2V30H4V35H2L3 38L7 36V37L5 38V40H4V39L2 40V36H1V34H3V33H0V36H1V37H0V40H2V41H0V46H1V48H2V47L4 48V46H5L6 43H7L8 45H10V44H12V45H13V44H16V43H17L16 41L23 42V44H25L27 41L29 42V41L31 40V39H30V40H29V39L26 40V39H27L28 37L30 38V36H33V33H35V32H36V33H35V36H34V37H36V35H39V34H41V33L43 34V33H45V32L47 33V35L44 34V36H49V35H48V31H49V29H48L47 31H45V32H44V31H43V32H42V31L40 32V30H42V29L39 28L40 30H39V29H38V30H39L40 33H37V31H36L37 27H36V25H35L34 27H36V29H33V30H35V31L33 32V31L31 30L32 32H31V31L29 32L30 34L32 33V35H29V36L25 37L26 39L22 37L23 40H21V39H19V38L21 37V34H23V32H27V31H29L30 28H31L30 26H31L32 24H31V23H28L29 21H27V23L30 25V26L27 25L28 27H30L29 30H27V29L23 28V25H25L24 22H23V24L21 23V25L18 26V25L20 24V21H19L18 24H17V22L15 21V18H14L13 23L10 24L8 21L11 22L12 20H11V19H10V20H6V18L8 19V17H9V16H8V17H6ZM23 16H26L27 18H25V17H23ZM34 16H35V17H34ZM68 16L70 17V14H68ZM92 16H93V14H92ZM121 16H122V15H121ZM126 16H125V18H124L123 16L120 17V18H122V20H123V18H124V20H126V19H127ZM156 16H157V17H156ZM186 16H187V17H186ZM220 16H221L220 18H221V21H222V20H224L223 17H224V16H227V15L223 14V15H220ZM229 16H230V15H229ZM240 16H242V15L240 14ZM240 16H239V17H240ZM249 16H250V15H249ZM260 16H261V15H260ZM1 17H0V19H1ZM48 17H49V14L46 16V18L48 19L49 22H46V21H45V23L49 24V23H50V20H52L51 23H53V21H54V18H53V17H55V16H52V17H49V18H48ZM59 17H60V16L58 15L57 18L60 20V22H61V24H62V21L64 22V21L66 20V19H65L66 17L64 16V18H62V19L59 18ZM61 17H63V16L61 15ZM71 17H70V18H71ZM88 17H89V15H88ZM114 17H116V16H114ZM142 17L145 18V19L148 18L149 21H152V22H149V21H148V22H149V23H148V22H147V19H146V22H145V19H143ZM158 17H159V19H162V22H161V20H158ZM160 17H161V18H160ZM172 17H171V18H172ZM198 17H200L202 20H201L200 18H198ZM227 17H228V16H227ZM234 17H235V16H234ZM236 17H237V16H236ZM239 17H238V18H239ZM244 17H245V16H244ZM254 17H255V15H254ZM24 18H25V19H24ZM34 18H35L36 21H33ZM36 18H37V19H36ZM50 18H51V19H50ZM67 18H68V17H67ZM91 18H92V17H91ZM91 18H90V19H91ZM153 18H154V19L157 18V19H155V20H157V23H153V21H154V20H152ZM185 18L187 19V21H188V19L191 18L190 21H189V23H188L187 21H186V22L184 21ZM218 18H219V17H218ZM220 18H219V19H220ZM228 18H229V17H228ZM228 18H227V19H228ZM231 18H233V16H232ZM240 18H241V17H240ZM249 18H250V17H249ZM251 18H252V17H251ZM3 19H2V20H3ZM55 19H56V18H55ZM63 19H64V20H63ZM71 19H72V18H71ZM71 19H70V20H71ZM79 19H80V20H79ZM82 19H83V20H82ZM163 19H164V20H167V21H164ZM198 19L201 20L202 22H200ZM203 19H204V20L206 19L207 22H206V20L204 21ZM227 19H225L226 22H227ZM61 20H62V21H61ZM67 20H69V19H67ZM70 20H69V22H70ZM137 20H138V19H137ZM172 20L174 21V24H177V26L175 25V26H176L175 28H173V25H174V24L172 23ZM179 20H181V21H179ZM182 20H183V21H182ZM196 20H197V21H196ZM209 20H210V21H209ZM211 20H213L212 23H210ZM228 20H229V19H228ZM233 20H234V19H233ZM235 20H236V19H235ZM14 21H15V26H16V24H17V27H18V28H17V27H16V28H17V29H19V28L21 29V34H20V31L18 30V35H20V37L17 38V36H16V39H18V40L14 39L15 37L13 38V36H12V34H11V33H13V32H15V34L13 33V35H16V34H17V31H16L17 29H16V30L13 29V28H14ZM32 21H33V22H32ZM57 21H58V20H57ZM57 21H56V29H57V26L59 25V24L57 25ZM77 21H79V23H78ZM81 21H82V24H83V23H86V24L81 25ZM128 21H125V22H128ZM158 21L161 22V23L158 24ZM163 21H164V22H163ZM229 21H231V20H229ZM229 21H228V22H229ZM242 21H243V19H242ZM242 21H240V23H241ZM254 21H255V20H254ZM258 21H259V20H258ZM21 22H22V21H21ZM40 22H41V23H40ZM65 22H66V21H65ZM65 22H64V23H65ZM74 22H73V23H74ZM129 22H130V21H129ZM144 22H145L147 25H146ZM167 22H168V24H167ZM178 22L180 23V25H178V24H179ZM184 22H185V23H184ZM191 22H192V21H191ZM194 22H192V23L194 24ZM203 22H206V24L204 25ZM228 22H227V24H228V25H227V24L225 23V21H224V22L222 21L218 27H220V26L222 25L223 28H224V25H223L222 23H225V25H227V26H225V28L228 29V27L230 28V26H229V25H230V24H229L230 22H229V23H228ZM232 22H233V21H232ZM238 22H239V21H238ZM251 22H252V20H251ZM263 22H264V20H263ZM0 23H1V20H0ZM3 23H4V21H3ZM38 23H39V24H38ZM58 23H59V22H58ZM64 23H63V25H64ZM134 23H132V24L134 25ZM150 23H152L153 26L150 25ZM165 23H166V24H165ZM199 23L202 24V25H200ZM259 23H260V22H259ZM1 24H2V23H1ZM54 24H55V23H54ZM54 24H53V25H54ZM70 24H71V23H70ZM79 24H80V26H79ZM122 24H123V22H122ZM125 24H126V23H125ZM125 24H124V25H125ZM181 24H183V25H181ZM190 24H191V23H190ZM190 24H189V25H190ZM193 24H192V26H193ZM214 24H213V25H214ZM231 24H233V25H232V30H233V31H231V29H228V30H227V29H225V28H224V29H223V28H222V29H221V28L218 29V27H217V28H216L215 26H213V27L216 28V30H215L216 33H218V32H219V33H222V31H220V30H224V31H226V33L228 32V33L231 34L232 32L236 31V29H237V33H238V30H239V28L242 26V24H241V25L239 24L240 27H238V28H237V26H236L235 29H233V27H235L234 24L237 25V23H231ZM243 24H244V23H243ZM245 24H247V23H245ZM248 24H250V23L248 22ZM254 24H255V22H254ZM254 24H253V26H251L252 28H255V27H256V26L254 27ZM4 25H5V24H4ZM8 25H7V26H8ZM53 25H52V26H53ZM63 25H61V27H62ZM72 25H73V24H72ZM127 25H129V24H127ZM139 25H140V26H139ZM141 25H142V26L144 25V27H143L142 29H141ZM148 25H149V26H148ZM189 25L187 26V28H190ZM239 25H238V26H239ZM257 25H258V24H257ZM46 26H47V25H46ZM52 26H51V27H52ZM59 26H60V25H59ZM59 26H58V27H59ZM65 26H67V25L65 24ZM65 26H64V27H65ZM68 26H69V25H68ZM119 26H120V25H119ZM170 26H171V28H170ZM190 26H191V25H190ZM245 26H246V25H245ZM247 26H248V25H247ZM247 26H246V28H248ZM21 27H22V28H21ZM25 27H26V25H25ZM40 27L42 28V26H40ZM43 27H44V26H43ZM49 27H50V25H49L47 28H49ZM51 27H50V28H51ZM53 27H54V26H53ZM53 27H52V28H53ZM69 27H70V26H69ZM69 27H68V28H69ZM73 27H74V26H73ZM135 27H136V26H135ZM145 27H146V28H145ZM147 27H148V28H147ZM182 27H181V28H177V29H178V30L181 29V31H183V30L186 31V30H185L186 27H185V26H184V28H182ZM213 27H209V29L211 28L210 30H211V31H214L215 28L213 29ZM243 27H244V25H243ZM259 27H260V26H259ZM6 28H7V29H6ZM9 28H10V29H9ZM32 28H33V27H32ZM32 28H31V29H32ZM45 28H46V27H44L43 30H44ZM59 28H60V27H59ZM65 28H66V27H65ZM65 28H63V29H65ZM68 28H67V29H68ZM78 28H77V30H78ZM85 28H88V26H87V27L85 26ZM117 28H118V27H117ZM122 28H123V30H125L126 32H128L127 30L130 31V29H131L130 27H129V29H127L128 27L124 29L123 26H122ZM122 28H120V29H122ZM194 28H196V27H194ZM206 28H208V27H206ZM206 28H204L205 31L209 32V31H208L209 29H206ZM244 28H245V27H244ZM246 28H245V29H246ZM249 28H250V27H249ZM252 28H251V29H252ZM24 29H25V30H24ZM56 29H55L56 33L53 32V34H54V33H55V34H58L59 32H61L60 29H59V30H60L59 32H58V30H56ZM63 29H62V31H65V30H66V29H65V30H63ZM71 29H72V27H71ZM71 29H69V31H68V30H66V31L71 32L74 28H73L72 30H71ZM81 29H82V28H80L79 30L81 31ZM120 29H119V30H120ZM126 29H127V30H126ZM135 29H137V28H135ZM143 29H144V30H143ZM155 29H157V28H155ZM162 29H163V28H162ZM177 29H176L175 31L173 30L174 32H173L172 30H169L168 32H170V31H171V32H170L168 35H170V34L174 35V33H175L176 31H178ZM191 29H192V28L187 29V30H188V33H189L188 37H195V36H196V35H195V32H196L195 30H196V29H194V30L192 29V30H193V34H191V33H192V32H191ZM204 29H203V31H204ZM212 29H213V30H212ZM217 29H218L219 31H218ZM251 29H250V30H251ZM255 29L257 30L258 28H255ZM262 29H263V27L260 28L261 31L264 30V29H263V30H262ZM22 30H24V31H22ZM26 30H27V31H26ZM50 30L52 31L53 29H50ZM79 30H78V31H79ZM84 30H85V29H84ZM133 30H134V27H133ZM138 30H139V28H138L137 30H135V31L138 33ZM140 30H139V32H141ZM189 30H190V31H189ZM201 30H202V29H201ZM242 30H243V32H244V29H243V28H242ZM242 30H241V28H240V32H242ZM248 30H249V29L245 30V33H246V31H247L249 37H250L251 35H252L251 37H253L254 35H255V36L257 35V34H255L256 31H254V33H252V34H249L250 31L248 32ZM260 30H258V31H260ZM53 31H54V30H53ZM66 31H65V32H66ZM78 31H75V32L78 33ZM135 31H134V32H135ZM194 31H195V32H194ZM205 31H204V32H205ZM211 31H210V32H211ZM217 31H218V32H217ZM224 31H223V33H224ZM229 31H231V32H229ZM261 31L259 32V33L261 34V36L259 35L260 37H258V38H260V40H261V38H262V35L264 34V33L262 34ZM57 32H58V33H57ZM81 32H82V31H81ZM84 32H85V31H84ZM147 32H148V31H147ZM168 32H167V33H168ZM252 32H253V29H252ZM27 33H28V32H27ZM61 33H62V32H61ZM79 33H80V32H79ZM82 33H83V32H82ZM86 33H87V32H86ZM121 33H122V31H121ZM131 33H132V32H131ZM137 33H134L133 36H135ZM180 33H182V32H180ZM185 33H186V32H185ZM213 33L216 34L215 32H213ZM228 33H227V34H228ZM247 33H246V34H247ZM257 33H258V32H257ZM42 34H41V35H42ZM68 34H69V33H68ZM115 34H116V33H115ZM118 34H119V33H118ZM148 34H149V33H148ZM190 34H191V35H190ZM205 34H206V33H205ZM209 34H210V33H209ZM233 34H235V33H233ZM241 34H242V33H241ZM246 34H244V35L247 36ZM8 35H9V39L12 37V38L15 40V43L12 42L13 39H10V40L8 39V40H6V39L8 38ZM26 35H28V34H25L24 36H26ZM41 35H40L39 37H41ZM66 35H67V34H66ZM70 35H71V34H70ZM70 35H69L68 37H70ZM74 35H75V34H74ZM77 35H80V34H77ZM77 35H76V36H77ZM119 35H120V34H119ZM119 35H118V36H119ZM131 35H132V34H131ZM149 35H150V34H149ZM149 35L144 36L146 39H148V40H145L144 37H143L142 39H140L143 35H140L141 37H140L139 39H138L139 34H138V36L136 35V36H137V39H136V38H135L136 36H135L134 38H132L133 36L131 37V36H130V33H129V34H127V36H130L131 39H129V37H127V36H126L127 38H126V37H125V38H122V39L119 38L121 41L123 40L124 43H123V42H118V40L116 39V40H117L116 42H118V43L120 44V45H118V47L122 45L121 48H123V49H127V52H126V53H127V56H128V58L125 57L126 55H124L125 52H123V50H122V52H123L122 55H119V54H118V55L120 56V58L118 57V59H119L118 62H120V63L118 64L119 67H117L116 65H115V67L112 66L113 69L115 68L116 72L118 71L117 69H120V70H121V66H123L124 64L127 65V62H128V64H129V63H131V62L133 61V64H132V65L137 64V66H138V65H139V61L142 59V56H141L140 53H143V54H144V52H146L148 58H151V57L154 58L155 55H156V56H158V55H159V56L162 55V56L160 57V58H162V57H163V54H162V53H163L164 51H166L167 54H168V51H167V50H168L169 48L174 47L176 50H178V48H176V45H177L178 41L175 40V39H174L175 41L172 40V39H170L172 36H171L170 38H169V37L166 38L167 36L162 35V36L165 37L166 40L169 39V42H173V41H174V42H173L174 44H175V42H177V43L175 44V46H174L172 43H168L167 41H165V39L163 40V37H159V38H160L159 41H160V40H163V41H160V42H159V41H153V39H154V40H158V38L155 39V38H154V35H153V37H152V35H151V36H149ZM175 35H176V34H175ZM179 35H180V34H179ZM193 35H194V36H193ZM212 35H213V34H212ZM231 35H232V34H231ZM239 35H240V34H239ZM22 36H23V35H22ZM44 36L42 35V37H44ZM56 36H57V35H56ZM58 36H59V35H58ZM58 36H57V37H58ZM63 36H64V34H63ZM76 36H74V37H76ZM81 36H82V34H81ZM83 36H84V35H83ZM83 36H82V37H83ZM123 36H124V35H123ZM157 36H158V35H157ZM180 36H182V35H180ZM202 36H203V35H202ZM205 36H206V35H205ZM214 36H215V35H214ZM214 36H213V37H214ZM226 36H227V35H226ZM237 36H238V34H237ZM39 37H38V38H39ZM50 37H51V36H50ZM54 37H55V36H54ZM61 37H62V36H61ZM61 37H59V38H61ZM65 37H67V36H65ZM85 37H86V36H85ZM113 37H114V36H113ZM120 37H122V36H120ZM147 37H148V38H147ZM150 37L153 38V39H151ZM155 37H156V36H155ZM175 37H176V36H175ZM185 37H186V36H185ZM215 37H216V36H215ZM217 37H218V36H217ZM220 37H223V36H221V34H220L219 38H220ZM229 37H230V36H229ZM239 37H240V36H239ZM241 37H242V36H241ZM251 37H250V38H251ZM47 38H48V37H47ZM116 38H117V37H116ZM149 38H150V39H149ZM176 38H177V37H176ZM196 38H197V37H196ZM208 38H209V37H208ZM208 38H207V39H208ZM227 38H228V37H227ZM243 38H244V37H243ZM256 38H257V37H256ZM258 38H257V39H258ZM263 38H264V36H263ZM263 38H262L261 41H264ZM24 39H25L26 41H25ZM36 39H37V38H35V40H36ZM39 39H40V38H39ZM45 39H46V38H45ZM53 39H55V38H53ZM53 39H49V40H50V42H49L50 44H52V43H51V40H53ZM57 39H58V38L55 39V42L57 41ZM81 39H82V38H81ZM83 39H85V38H83ZM133 39H134V40H133ZM213 39H216V38H213ZM225 39H226V38H225ZM236 39H237V38H236ZM257 39H254V38H253V41L255 40L254 42H256V41L259 42V39H258V40H257ZM20 40H21V41H20ZM32 40H33V38H32ZM35 40H34V41H35ZM43 40H44V38H43ZM43 40H42V41H43ZM58 40H59V39H58ZM61 40H62V39H61ZM64 40H65V39H64ZM70 40H71V38H70ZM72 40H74V38H73ZM75 40H77V39H75ZM75 40H74V41H75ZM120 40H119V41H120ZM127 40H128L129 43L131 42V44H132V45L130 44L131 47H129V43H128V44L126 43ZM132 40L135 41V42H137V43L139 42L138 45H137L136 43L133 44V43H132V42H133ZM143 40L148 41L149 43H151V44L149 45V47H148V44H147L146 42L144 43ZM150 40H152V42H150ZM184 40H185V39H184ZM190 40H191V39H190ZM205 40H206V37H205ZM205 40H204V41H205ZM219 40H221V39H219ZM233 40H234V39H233ZM241 40H242V39H241ZM241 40H239V42H240ZM247 40H249V39H246L245 41H247ZM3 41H4V42H3ZM7 41H9V42H7ZM24 41H25V43H24ZM37 41H38V40H36V42H32V43H31L32 46H28V48H27L26 46L21 47L20 45H21L22 43L20 44V43L18 42L17 44H19V46L23 49V50L21 49L22 53L20 52L22 55L19 53V51H20V47H18L17 45H15L16 47H15L14 45H13L14 47H13L12 45H10V46L12 47V48H11V47L9 46L11 49L7 46V44H6V47H5L4 49H1V48H0V49H1V50H0V62H1V63L4 62L3 64H4L5 66H6V64H7V62H8V65H7L6 67H5L3 64L0 63V65L3 66V67L5 68V70L3 71V68L0 66V68H2V70L0 69V71H1V72H0V74H1L0 77L3 76L2 79H3V78L5 79L4 82H1L2 80H1V78H0V82H1V83H0V86H4V85H5V86H4L5 89H6L5 91L8 90L7 92H9V91L12 90V91H11V94H10V92H9V94H10L11 96L14 95V96L16 97V94L19 93V92L22 93V95H21L22 97H23V95H24L25 92L27 93V94L25 93V95H26V96H27V95L29 96L30 94H28V92H29L30 90L28 91V87H26V88L23 89V90H22V89H21V90L19 89L20 91H17V92H16L15 90H13L14 87H15V88H16V87L19 88V85H20V88H21V84H19V83H21V82L24 83V79H22L23 81H22V80H21V81L18 80V79H19V78H18V75H20V73H21V72H20V73H18V72H19V71H22V70L25 71V72L22 71L21 74L25 76V77L23 76L25 79L27 78L25 81H27V85H28V83H30V81H31V80H29V74H30L29 72L33 73L34 71H37V70L39 69L38 72H35L34 74H35V75L38 74V78H37V80H40V81H41V79H42L40 76H42V77H43V79H42L43 81H42V82H44V84H45V83H48V81L50 80L51 77H52L51 81H53V80H54V77H55L56 80H58V79L60 78V76H61L60 79H62V80H63V79L66 80V79H67L66 81L64 80L66 83L63 81V82L66 84V86H67L68 83H70V85H71V86H70V85L67 86L68 88H67V87H66V88H63L64 90L66 89V91L69 92V87H71V88H70V91H72L73 93H74V90H75V92H76L78 89H79L78 91H80V85H79V88H78V87H77L78 85H77V84L75 85V82H74V81L78 80V78H79V79H83V80L85 81L86 79L88 80V78H90V77L85 78V79H84L83 77H86V75L91 76V75H90L91 73L88 74V72H86V75L82 76V75H83V74H82L83 70L86 69V67H89V66H86V67L84 68V64H83V65L81 64V66H80L79 63H78L79 61L82 60V57H83V56H84L83 59H84V60L86 59V58H85V55L82 56L81 54H79V52L82 53V52L84 51V50H83V51L81 52L80 50L85 49L86 47H85V48H82V47L80 46L82 49H79L80 47H78V48L76 49L75 52H77V50L79 49V52H77V53H78L79 55H81L82 57H81V56H78V55L76 56V58L78 57L77 60L81 57V58H80L81 60L77 61L78 64H77V63H74V62H76L75 60H73V61H74V62H73V61H71L72 59H70L69 61L72 63V66H73V67H72V66H70L71 63L68 61V58H69V57L67 56L68 53H66L68 50L66 51L67 47L64 45L65 43H64V44L61 43V44L64 45L63 48L66 47V49H65L64 52H65V54H66V56H67L68 58H67L66 56H64L63 53H61V54H63V57H66L67 60H66V58H63V59H62L60 53H55V54H51V53H50V52L52 51L51 49H54V50H55V48H53V46L56 45V43H55V44L53 43L52 48H51V45H50V47H48V49L50 48V50H51L50 52H48V49L45 48V47H43L44 50L42 51V49H41V48H42V45L39 44V41H38V46H37V45H36V47L33 46L34 43H35V44L37 43ZM47 41H48V39H47ZM65 41H66V40H65ZM68 41H69V40H68ZM80 41H81V40H80ZM80 41H78V42H80ZM82 41H83V40H82ZM85 41H86V40H85ZM140 41H141V44H142V43L144 44V46H145V44H146L145 49H146V48H149V49H150V48H154V47H157V46H158L157 48L160 49V47H161L160 45H161L162 43H163L162 45H164V43H166L165 46H164V48L167 46L168 49H167V48H166L167 50H166V49H163V50H164L163 52H162V49H160V50H158V49H151L152 51L149 50V52H148V51H147L148 49H146V50L143 49V48H144V47H143V44L140 45ZM181 41H182V40H181ZM193 41H195V38L191 41L192 44H193ZM198 41H199V43L201 42V41L198 40V38H197V42H198ZM204 41H202V43H203ZM214 41H216V40H214ZM228 41L230 42V41H232V40H228ZM235 41H236V40H235ZM237 41H238V40H237ZM253 41L251 40V41L246 42V43H248V45H247L246 43L244 44V45L247 46V48H245L246 46H244V48H243L241 44L235 46V45H233V42H232V43L230 42V44H231L232 46H235V47H232V46L229 44V42H228V46L230 45L229 47H230V48L232 47V49L235 48L234 50L237 49L236 51H240V50H242V49H244V50H249L248 48H250L251 43H253ZM11 42H12V43H11ZM28 42H27L25 45H27V44L29 45L30 42H29V43H28ZM45 42H46V41H45ZM59 42H60V41H59ZM62 42H63V40H62ZM66 42H67V41H66ZM153 42H156V43L154 44ZM157 42H158L160 45H159ZM185 42H186V40H185ZM197 42H195V43H196V46L198 45L197 48L199 49V48H201V44H197ZM209 42H210V40H209ZM2 43L4 44L3 46L1 45ZM57 43H58V42H57ZM67 43H68V42H67ZM67 43H66V44H67ZM83 43H84V42H83ZM86 43H87V41H86ZM118 43H117V44H118ZM125 43H126V45H127L129 48H132V49L127 48V46L125 45ZM152 43H153L154 45H156V44H158V45L154 46V45H152ZM191 43H190V44L188 43V46H189V45L191 46V45H192ZM205 43H206V42H205ZM211 43H212V42L209 43V44H210L209 48L206 47V49H205V46H206L207 44H204V45L202 46V48L205 50L204 53H202V48L198 51L197 48H196V46H195V44L192 45L193 47L191 46V47H192L191 49L193 50V49L195 48L193 51H195V52L198 51V53L200 52V56L203 55V54L205 55V53H206L207 51H208L207 54H208L209 52L211 53V52L213 51V50H212L213 48H211V51H210V47H211L212 44H213V43H212V44H211ZM225 43H226V41H225ZM236 43L238 44V42H236ZM242 43H243V41H242ZM23 44H22V45H23ZM31 44H30V45H31ZM76 44H77V43H76ZM80 44H81V43H80ZM88 44H89V43H87V45H88ZM168 44H169V45H168ZM180 44H181V43H179V45H177V46L184 47L185 44H187V43H182L184 46H183L182 44H181V45H180ZM215 44H216V43H215ZM234 44H235V42H234ZM45 45H46V44H45ZM47 45H49V44H47ZM59 45H60V44H59ZM68 45H69V46H70V45H74V46H75V43H74V44L69 43ZM83 45L85 46V44H83ZM124 45H125V46H124ZM134 45L136 46L135 48L141 46L142 50H144V51L140 50L139 48H138V51H137V50H133V49H134ZM172 45H173V46H172ZM213 45H214V44H213ZM39 46H40L41 48H40ZM43 46H44V45H43ZM78 46H79V45H78ZM115 46H116V45H115ZM132 46H133V47H132ZM153 46H154V47H153ZM170 46H171V47H170ZM190 46H189V49H190ZM199 46H200V47H199ZM24 47L27 48V49H24ZM31 47H32V49H34V48H37V49H38V48H39V52H38L39 55H40V53H41L40 51H42V53H43L44 55H45L46 53H48L47 56L52 55V57H54V58L56 57V58L54 59V61H51L49 58H48V60H46V57H47V56L45 57V56H41V55H40L41 57H39V55L37 54V51H38V50L35 51V49H34V51L36 52V53H35V52L31 49ZM33 47H34V48H33ZM56 47H57V45H56ZM60 47H61V50H60L59 52L62 51V46L60 45ZM70 47H72V46H70ZM70 47H69V49H70ZM118 47H116V48H118ZM186 47H187V46H186ZM212 47L215 48V46H212ZM236 47H237V48H236ZM239 47H241L242 49L240 48V50H238ZM13 48H14V49H13ZM16 48H17V50H16ZM18 48H19V49H18ZM29 48L34 52V53H33V56H34V54H37V55H38L37 60L40 61L41 64H40V62H39V65H38V63H37V64L34 63V62L36 61V59H34V57L32 56V54H31L32 52H29V51H31ZM57 48H59V47H57ZM174 48H172V50H173ZM28 49H29V50H28ZM86 49H87V48H86ZM175 49H174V52H176ZM183 49H184V48H183ZM183 49L181 48V49L178 51V52H180V53L182 52V54H181L182 56H183L184 54H185L184 56H186V53H188L187 57L190 56L189 54H191L190 57H192V58H193L195 55H197V56L199 57V54H196L195 52H194V53H195V54H194V53H193L191 50H189V49H188L189 51L187 50L188 52H184L186 48L184 49V51H181V50H183ZM207 49H209V50H207ZM15 50H16V51H15ZM24 50H26V52H23ZM46 50H47V51H46ZM74 50H75V48H74ZM87 50H88V49H87ZM114 50H115V49H114ZM129 50H130V53L128 52ZM131 50H132V51H135V52H133V55H130V56H129V54H131V52H132ZM154 50H155V51H154ZM196 50H197V51H196ZM244 50H242V51H244ZM44 51H46V52H44ZM57 51H58V50H55V52H57ZM69 51H70V50H69ZM71 51H73V50H71ZM71 51H70V52H71ZM89 51H90V50H89ZM118 51H119V49H118ZM118 51H117V53H119ZM124 51H125V50H124ZM156 51H157V52L160 51V54H158ZM214 51H215V50H214ZM224 51H225V50H224ZM255 51H256V50H255ZM262 51L264 52V50H262ZM27 52H28V54H27ZM52 52H53V51H52ZM62 52H63V51H62ZM70 52H69V53H70ZM73 52H74V51H73ZM136 52H138L139 54L136 53ZM151 52H152V53H151ZM161 52H162V53H161ZM171 52H172V51H171ZM183 52H184V54H183ZM191 52H192L193 54H192ZM216 52H217V51H216ZM23 53H25L24 55L27 54L26 56H28V57H32V58H33V61L31 62V59H32V58H31V59H29L28 57L26 58V56H24ZM42 53H41V54H42ZM49 53H50V54H49ZM71 53H72V52H71ZM71 53H70V54H71ZM115 53H116V52H115ZM117 53H116V54H117ZM120 53H121V52H120ZM126 53H125V54H126ZM134 53H135V55H134ZM146 53H145V55H146ZM150 53H151V54H150ZM153 53H157V54H153ZM172 53H173V52H172ZM176 53H177V52H176ZM210 53H209V56L207 55L208 58L212 55V54H210ZM222 53H223V52H222ZM229 53H230V52H229ZM244 53H245V52H244ZM257 53H258V52H257ZM43 54H42V55H43ZM116 54H115V55H116ZM137 54H138L139 57H140V56H141V57L139 58V57L137 56ZM143 54H142V55H143ZM149 54H150V55H149ZM152 54H153L154 57L151 56ZM164 54H165V53H164ZM170 54H171V53H170ZM173 54H174V53H173ZM173 54H171V56H173V57H171V58L174 59V55H175V54H174V55H173ZM177 54L180 55L179 53H177ZM217 54H219V53H215L216 56H217ZM220 54H221V53H220ZM37 55H35V57H37ZM68 55H69V54H68ZM71 55H73V54H71ZM75 55H76V53H75ZM204 55H203V56H204ZM213 55H214V52H213ZM213 55H212L211 58H213ZM222 55H224V53H223ZM222 55H221V56H222ZM226 55H227V53H226ZM226 55H225V56H226ZM20 56H21V59H22V57H23V60H24L25 62H26V59H27V62H29V63L31 62V63H30L31 65H29V63H27V66H28V67L26 66V63L23 65L22 62H24V61L20 59ZM59 56H60V58L62 59V61H63V60H64V61L61 62V63L58 62V64H57V60H56L57 58H58L59 61H61V60L59 59ZM123 56H124V57H123ZM131 56H132V57H133V56H135V57L137 56V59L139 58V59H138L139 61L136 60V58H135V63H134V60H133V59H132L131 62H130V58H131ZM143 56H144V55H143ZM147 56H146V58H147ZM149 56H151V57H149ZM159 56H158V57H159ZM168 56H169V55H168ZM175 56H176V55H175ZM182 56H180V57L182 58ZM203 56H202V57H203ZM207 56H206V57H207ZM216 56H215V57H216ZM225 56H223V59H224V60H226V59L224 58ZM248 56H249V55H248ZM72 57H74V56H72ZM72 57H70V58H72ZM86 57L88 58L87 55H86ZM164 57H165V56H164ZM177 57H179V56H177ZM204 57H205V56H204ZM230 57H231V56L228 55V58H230ZM25 58H26V59H25ZM39 58H40L41 60H40ZM42 58H43V59H42ZM44 58H45V60L47 61V63H49V61H51V62H55L54 65H55V64H56V65L61 64V65H59V66L63 67V64H67V63L69 62V66H67L66 69H65V65H64L63 69H62L61 67H60V69H58V67H57V68H56V67H53L52 69H51L50 67H48V68H49V69L47 68V71L49 70V71H48L49 74H48V72L45 71L46 69H45V70L43 69V68H45V66L42 65V64H43L42 62L45 61ZM50 58H51V56H50ZM114 58H115V56H114ZM116 58H117V56H116ZM125 58H126V62L124 63ZM133 58H134V57H133ZM160 58H159V59H160ZM168 58H169V57H168ZM171 58H170V59H171ZM221 58H222V57H220L219 59H221ZM228 58H227V59H228ZM231 58L233 59V55H232ZM236 58H237V56L235 57V55H234V59H236ZM244 58H246V57H244ZM244 58H242V59H244ZM255 58L257 59V61H258V60L260 61V59H258V58H259L258 56H255ZM51 59L53 60V58H51ZM74 59H75V58H74ZM120 59H121V60H120ZM122 59H123V62H121ZM127 59H129V60H127ZM144 59H145V58L143 57V63H142V61H140V63H141L140 66H142L141 68L144 67V65H143V64L145 63V60H144ZM159 59H158V62H156V63H159ZM175 59H176V58H175ZM179 59H180V58H179ZM187 59H188V58H187ZM197 59H200V57L197 58ZM201 59H202V58H201ZM232 59H231V60H232ZM240 59H241V58H240ZM256 59H254V61H253V59H251V60H252L251 62H254V63H255V62H256V61H255ZM20 60L22 61L21 63H19ZM34 60H35V61H34ZM84 60H82V61H84ZM86 60H87V59H86ZM86 60H85V62H87ZM111 60H112V59H111ZM146 60H147V59H146ZM168 60H169V59H167L166 61H168ZM181 60H182V59H181ZM193 60H195V58H194ZM193 60H192V61H193ZM213 60H214V58H213ZM213 60H212V62H214ZM231 60H230V61H231ZM245 60H247V58H246ZM38 61H37V62H38ZM116 61H117V60H116ZM116 61H115V63H117ZM166 61H165V63H166ZM171 61H172V60H171ZM173 61H174V60H173ZM176 61L179 62L178 60H176ZM182 61H183V60H182ZM186 61H187V60H186ZM189 61H190V59H189ZM192 61H191V62H192ZM203 61H204V60H203ZM206 61H208V60H206ZM206 61H205V62H206ZM216 61H217V60H216ZM216 61H215V62H216ZM218 61H219V60H218ZM218 61H217V62H218ZM227 61H228V60H226L225 62H227ZM230 61H228V62H230ZM232 61H233V63H234V60H232ZM232 61H231V62H232ZM261 61H262V60H261ZM5 62H6V63H5ZM51 62H50V63H51ZM85 62H82V63H85ZM168 62H170V61H168ZM174 62H175V61H174ZM193 62H194V61H193ZM193 62H192V63H193ZM217 62H216V63H217ZM225 62H224V64H225ZM228 62H227V63H228ZM231 62H230V63H231ZM241 62H242V61H241ZM241 62H240V63H241ZM247 62H248V61H247ZM249 62H250V61H249ZM249 62H248V63H249ZM18 63H19V64H18ZM33 63H34L35 65H34ZM47 63L44 62V65H47ZM50 63H49V64H50ZM80 63H81V62H80ZM122 63H124V64L122 65ZM184 63H185V62H183L181 65L183 66ZM189 63H190V62H189ZM200 63H201V62H200ZM207 63H208V62H207ZM216 63H215V64H216ZM221 63H222V61H221ZM227 63H226V64H227ZM243 63L246 64V62H244V61H243ZM243 63H242V64H243ZM248 63H247V65H248ZM257 63H258V62H257ZM13 64H14V65H13ZM21 64H22L24 67H25V66H26V67L24 68L23 66H20ZM49 64H48L47 66H49ZM75 64H77V65H76L77 67H75ZM85 64H86V63H85ZM120 64H121V65H120ZM162 64H163V63H162ZM190 64H191V63H190ZM194 64H195V63H193L192 65H194ZM218 64H220V63L218 62ZM228 64H229V63H228ZM250 64H251V63H249V65H250ZM9 65H10V66H9ZM16 65H19V66H16ZM32 65H33V66H32ZM36 65H38V66H36ZM50 65L53 66V63H51ZM78 65H79V66H78ZM88 65L91 66V64H88ZM113 65H114V64H113ZM126 65H124V66H126ZM172 65L175 66V64H172ZM197 65H198V64H197ZM201 65H203V64H201ZM209 65H210V64H209ZM220 65H221V64H220ZM231 65H232V63H231ZM238 65H239V64H238ZM238 65H236V66H238ZM240 65H241V64H240ZM240 65H239V66H240ZM247 65H246V66L241 65V67L244 68V67H247ZM249 65H248V67H249ZM29 66H30V67H29ZM31 66H32V67H31ZM39 66H40L41 68L43 67V68H42L43 70L40 69ZM82 66H83V70H80V68H82ZM129 66H130V65H129ZM137 66L134 67V69L136 68L135 70H137V72H139L141 68L139 69L138 67H140V66H138V67H137ZM154 66H155V65H154ZM154 66H152V67L154 68ZM176 66H177V65H176ZM203 66H204V65H203ZM216 66H217V65H216ZM216 66H214V67H216ZM221 66H222V65H221ZM226 66H227V65H226ZM239 66H238V68H240ZM8 67L11 68V69L13 68L12 70L10 69L11 71H9V73H8V70H9ZM18 67H19V69L23 67V69L18 70ZM68 67H70V69L72 68L71 71L73 70V68H74V69L77 68L76 70H73V71H77L78 74H77V75L75 74V75H74L75 77L72 76V78H71V79L75 78L74 81L68 80V77H69V79H70L71 75H73V74H70L71 71H70V69H69ZM130 67H131V66H130ZM147 67H148V69H150L149 66H146V68H147ZM150 67H151V66H150ZM164 67H166V65L163 66V68H164ZM168 67H169V66H168ZM170 67H171V66H170ZM184 67H186V68H184V72H186L185 69H187V66H184ZM196 67H197V66H195V68H196ZM211 67H212V69H213V65H212ZM222 67L225 68L224 66H222ZM230 67H231V66H229V68H230ZM248 67H247V68H248ZM7 68H8V70H6ZM14 68H15L16 71L14 70ZM29 68H30V69H29ZM34 68H35L36 70H34ZM37 68H38V69H37ZM54 68H55V69H54ZM122 68H123V67H122ZM132 68H133V67H132ZM158 68H159V67H158ZM163 68H162V69H163ZM172 68H173V67H172ZM177 68H181V67L179 66V67H177ZM190 68H191V67H190ZM192 68H194V67H192ZM199 68H200V67H199ZM217 68H218V67H217ZM229 68L227 67V69H229ZM235 68H236V67H235ZM247 68H246V69H247ZM249 68H251V67H249ZM26 69H27V70L29 69V70L26 71ZM50 69H51V70H50ZM53 69H54L55 71H53ZM64 69L67 70V71H65ZM89 69H90V68H88L87 70H89ZM110 69H111V68H110ZM125 69H127V68L125 67ZM125 69H124V71L127 72V70H125ZM144 69H145V68H144ZM148 69L143 70V71H146V72H147ZM174 69H175V67H174ZM181 69H182V68H181ZM218 69H219V68H218ZM218 69H217V72H218ZM220 69H221V68H220ZM230 69H231V68H230ZM31 70H32L33 72H32ZM40 70H41V71H40ZM56 70H58V71L62 70L63 73H64V72H65V73H66V72L68 73V71H69L68 75H66L67 73L65 74L67 78L65 77V75H62V74H60V76H57V75H56ZM63 70H64V71H63ZM120 70H119L118 72H120ZM129 70H130V68H129ZM138 70H139V71H138ZM152 70H153V69H152ZM154 70H155V68H154ZM154 70H153V72H154ZM156 70H157V68H156ZM166 70H168V69H166ZM169 70H170V69H169ZM169 70H168V71H169ZM171 70H172V69H171ZM171 70H170V71H171ZM188 70H189V69H188ZM197 70H198V69H197ZM199 70H200V69H199ZM206 70H207V68H206ZM213 70H215V69H213ZM232 70H233V69H232ZM235 70H236V69H234V71H232V72H235ZM248 70H249V69H248ZM253 70H254V69H253ZM17 71H18V72H17ZM42 71H43V74H41V73L39 74V72H42ZM44 71H45L46 73H45ZM78 71H82V72H78ZM90 71H91V69H90ZM109 71H110V73L112 72L111 74H113L114 77H116V79H115V78L112 76V79H113V78H114L115 80H117V79L119 80V79H120V78H118L119 76L117 77L118 72H117V74H114V70H113V71H112V70H109ZM124 71H121V72L123 73ZM131 71H132V70H131ZM157 71H160V68H159V70H157ZM174 71H175V70H174ZM174 71L172 72L173 74H174ZM176 71H177V69H176ZM179 71H180V70L178 69V73H181V72H179ZM190 71H192V69H191ZM190 71H189V72H190ZM194 71H196V69H195ZM201 71H202V70H201ZM201 71H200V72H201ZM204 71H205V70H204ZM222 71H223V69H222ZM226 71H227V70H226ZM241 71H242V70H241ZM258 71H259V70H258ZM2 72H3L4 74H3ZM6 72H7V74H8L9 76H10V75H13V76H10V77L7 76V78H6V77H5V76L7 75ZM10 72H11V73H10ZM15 72H16V74H18V75H16L17 77H16V79H15V82L19 81V82H17L19 85L16 84V83H14V78H15L14 75H15ZM50 72H52L53 74L55 73V74H54V77L52 76L53 74L50 73ZM91 72L93 73V71H91ZM116 72H115V73H116ZM126 72H125V73H126ZM150 72H151V74L153 73V72L151 71V69L149 70V73H150ZM220 72H221V71H220ZM223 72H224V71H223ZM237 72H238V69H237ZM237 72H236V73H237ZM239 72H240V71H239ZM239 72H238V73H239ZM255 72H256V71H255ZM23 73H24V74H23ZM26 73H27V74L29 73V74L27 75ZM36 73H37V74H36ZM44 73H45V74H44ZM60 73H61V71H60ZM83 73H84V72H83ZM128 73L131 74V72H129V71H128ZM132 73H133V72H132ZM134 73H135V71H134ZM141 73H142V72H141ZM154 73H155V72H154ZM159 73H160V72H159ZM163 73L165 74V72H163ZM170 73H171V72H170ZM182 73H183V72H182ZM186 73H187V72H186ZM192 73H193V72H192ZM214 73H216V72H214ZM214 73H213V74H214ZM224 73H225V72H224ZM228 73H229V72H228ZM230 73H231V72H230ZM51 74H52V75H51ZM57 74L59 75V73H57ZM79 74H82V75L79 76ZM84 74H85V73H84ZM111 74H110V75H111ZM130 74H129L128 76H130ZM145 74H147V73H145ZM166 74H167V76H168V73H166ZM218 74H219V73H218ZM218 74H217V75H218ZM231 74H232V73H231ZM242 74H244V73H242ZM22 75H21V76H22ZM26 75H27V76H26ZM39 75H40V76H39ZM43 75H44V76H43ZM50 75H51V77H50ZM115 75H116V76H115ZM119 75H120V74H119ZM123 75H127V74H124V73H123ZM133 75H134V74H133ZM133 75H132V76H133ZM135 75H137V74H135ZM138 75H139V74H138ZM148 75H149V74H148ZM152 75H153V74H152ZM169 75H170V74H169ZM176 75H178V74L176 73ZM176 75H175V76H176ZM179 75H180V74H179ZM189 75H190V74H189ZM194 75H195V74H194ZM199 75H200V73H199ZM222 75H223V74H222ZM229 75H230V74H229ZM234 75H235V74H234ZM240 75H241V74H240ZM240 75H239V76H240ZM263 75H264V74H263ZM30 76H31V75H30ZM32 76H34V75L32 74ZM45 76H47V77H45ZM48 76H49V77H48ZM63 76H64V77H63ZM77 76H78V77H77ZM81 76H82V77H81ZM93 76H94V75H92V77H93ZM121 76H122V74H121ZM121 76H120V77H121ZM128 76H127V78H128ZM132 76H131V77H132ZM149 76H150V75H149ZM149 76H146V77L144 76V77H145V80H146V78L148 79ZM160 76H161V74H160ZM175 76H174V78H173V76H171V77H172L173 79H175ZM180 76H181V75H180ZM180 76H179V78H180ZM183 76H184V74H183ZM183 76H181V77L183 78ZM187 76H188V75H187ZM227 76H228V75H227ZM250 76H251V75H250ZM252 76H253V74H252ZM36 77H37V76H34V80H35ZM39 77H40V78H39ZM56 77H59V78H56ZM80 77H81V78H80ZM133 77H134V76H133ZM135 77H136V76H135ZM139 77L143 78V80H144V77H142V76H140V75L137 76L136 78H138V80H141V78H139ZM152 77H153V76H152ZM169 77H170V76H169ZM208 77H209V76H208ZM217 77H218V76H217ZM219 77H222V76L220 75ZM228 77H229V76H228ZM235 77H236V75H235ZM10 78H12V79H10ZM20 78H22V77H20ZM46 78H47V79H46ZM108 78H109V76H108ZM108 78H105V79L107 80ZM110 78H111V77H110ZM110 78H109V79H110ZM121 78L124 79L125 77L122 76ZM150 78H151V76H150ZM153 78H158V77H153ZM161 78H162V76H161ZM172 78H171V79H172ZM177 78H178V77H177ZM179 78H178V79H179ZM182 78H181V79H182ZM186 78H187V77H186ZM186 78H185V80H186ZM192 78H193V77H192ZM197 78H198V77H197ZM200 78H201V75H200ZM211 78H212V77H211ZM213 78H214V77H213ZM222 78L225 79V76L222 77ZM7 79H8V80H11L12 83H11L10 81H8ZM30 79L33 80V78H31V77H30ZM48 79H49V80H48ZM60 79H59L57 82H55V81H56V80H55V81H54V84H53V82L49 81V83H51V84H50L51 86L49 85L50 87H49L47 84L44 85L42 82H40V83H42L41 85L43 86V88H45V89H43V88L41 87V88L43 89L44 93H47V94H48V92H52V91H53V92H55V94H56V91L52 90V86H53V85H56V83H58V82L60 81ZM91 79H92V78H91ZM109 79H108V81H109ZM112 79H110V80H112ZM130 79H131V78H130ZM151 79H152V78H151ZM159 79H160V78H159ZM159 79H158L157 82H159ZM173 79H172V80H173ZM189 79H190V78H189ZM205 79H206V78H205ZM224 79H222V80H224ZM6 80H7V81H6ZM12 80H13V81H12ZM34 80H33V81H34ZM47 80H48V81H47ZM62 80H61V82H62ZM87 80H86V81H87ZM131 80H132V79H131ZM134 80H135V78H134ZM134 80H132L133 83H134ZM152 80H153V79H152ZM154 80H155V79H154ZM161 80H162V79H161ZM167 80H168V79H166V81H167ZM185 80H184V81H185ZM191 80H192V79H191ZM212 80H213V79H212ZM214 80H215V79H214ZM230 80H232V79L230 78ZM33 81H31L33 87L37 85V84L35 85L36 82H38V85L41 86V85L39 84V81H36V80H35L34 83H33ZM45 81H46V82H45ZM67 81H68V83H67ZM81 81H82V80H81ZM84 81H83V82H84ZM96 81H97V80H96ZM112 81H113V80H112ZM120 81H121V79H120ZM122 81L124 82V81H126V79H125V80H122ZM122 81H121V82H122ZM146 81H147V80H146ZM148 81H149V80H148ZM162 81H164V79H163ZM220 81H221V80H220ZM225 81H226V80H225ZM61 82H60V84H61ZM71 82H73V83H71ZM89 82H91V81H89ZM92 82H93V81H92ZM117 82L119 83V81H117ZM135 82H137V81H135ZM142 82H144V81L141 80V83H142ZM155 82H156V81H155ZM155 82H154V83H155ZM178 82H181V81H178ZM178 82H177V83H178ZM222 82H224V81H222ZM228 82H229V81H228ZM3 83H4V84H3ZM8 83H10V84H8ZM23 83H22V85H23L22 87L24 88V87L26 86V84H25L26 82L24 83L25 86H24ZM64 83H62V86H61V87H63V85H64V87H65V84H64ZM115 83H116V82H115ZM125 83H127V82H125ZM129 83H131V82H129ZM133 83H131V84H133ZM141 83H140V84H141ZM144 83H145V82H144ZM168 83H169V82H168ZM170 83H172L171 80H170ZM185 83H186V82H185ZM192 83H194V82L192 81ZM211 83H212V82H211ZM220 83H221V82H220ZM226 83H227V81H226ZM230 83H231V81H230ZM253 83H254V82H253ZM13 84H14L15 86H14ZM72 84H74L73 87H75V88H77V89L72 88ZM82 84H83L84 86H82ZM87 84H89V83L87 82ZM87 84H85V83H81V86H82L81 88H82V89L84 88L85 91H86V87L89 86V85H87ZM93 84H94V82H93ZM93 84L91 83V85H93ZM95 84H96V83H95ZM104 84H105V83H104ZM107 84H108V82H107ZM109 84H110L109 86L107 85L108 87H110L112 84H113L112 86H114V83L111 84L110 81H109ZM119 84H120V83H119ZM119 84H118V85H119ZM135 84H137V83H135ZM148 84H150V82H148ZM148 84H146V85H148ZM160 84H161V83L159 82V85H160ZM173 84H174V83H173ZM173 84H172V85H173ZM181 84H182V83H181ZM194 84H195V83H194ZM194 84H192V85L194 86ZM196 84H197V82H196ZM196 84H195V85H196ZM209 84H210V83H209ZM227 84H228V83H227ZM8 85H10V86H12V87L14 86V87H13V88L11 87L12 89H10V88H8V87H10V86H8ZM16 85H18V86H16ZM38 85H37V86H38ZM96 85H97V84H96ZM121 85H122V84H121ZM125 85H126V84H125ZM125 85H122V86H124V88H125ZM127 85H128V83H127ZM137 85H138V84H137ZM137 85H135V86H137ZM142 85H143V84H142ZM146 85H145V86H146ZM159 85H158V87H159ZM170 85H171V84H170ZM177 85H178V84H177ZM222 85H223V84H222ZM229 85H230V84H229ZM254 85H255V84H254ZM261 85H262V84H261ZM7 86H8V87H7ZM28 86H29V85H28ZM46 86H47V88H46ZM58 86H59V85L57 84L56 87L58 88ZM122 86H120V87H122ZM129 86H130V85H128L126 88L128 89ZM133 86H134V85H133ZM133 86H131V87H133ZM148 86H149V85H148ZM151 86H152V85H151ZM162 86H163V85H162ZM166 86H167V85H166ZM179 86H180V85H179ZM179 86H178V87H179ZM183 86H185V85H183ZM207 86H208V85H207ZM225 86H226V85H225ZM231 86H232V85H231ZM231 86H230V87H231ZM48 87H49V88H48ZM56 87H54V89H55ZM61 87H59V90L62 91L63 89H62ZM105 87H106V86H105ZM115 87H116V86H115ZM115 87H113V88L115 89ZM138 87H139V85H138ZM140 87H141V86H140ZM143 87H144V86H143ZM153 87H154V86H153ZM156 87H157V85L155 86V88H156ZM158 87H157V88H158ZM221 87H222V86H221ZM223 87H224V86H223ZM236 87H237V86H236ZM261 87H262V86H261ZM0 88L2 89L3 87H0ZM34 88H37V89H38V87H34ZM39 88H40V87H39ZM41 88L39 89L40 91H42ZM50 88H51V89H50ZM57 88H56L55 90H57ZM87 88H88V87H87ZM91 88L94 89V87H92V86H91ZM96 88H98V87H96ZM100 88H101V87H100ZM102 88H103V87H102ZM111 88H112V87H111ZM118 88H119V87L117 86V89H118ZM150 88H151V87H148V90H147L146 88H145V89H146L147 91H149ZM165 88H166V87H165ZM174 88H175V87H174ZM174 88H173V89H174ZM183 88H184V87H182L181 89H183ZM189 88H191V87L189 86ZM189 88H188V89H189ZM196 88H197V87H196ZM198 88H200V86H199ZM215 88H216V87H215ZM226 88H227V87H225V89H226ZM232 88H233V87H232ZM242 88H243V86H242ZM3 89H4V88H3ZM3 89H2L1 91L5 92ZM26 89H27V90H26ZM29 89H31V88H29ZM46 89H47V92H45ZM49 89L52 90V91H50ZM84 89H83V90H84ZM88 89H89V88H88ZM103 89H104V88H103ZM108 89H109V88H108ZM117 89H116V90H117ZM134 89H135V87H134ZM137 89H138V88H137ZM137 89H135V90L138 91ZM139 89H140V88H139ZM151 89H152V88H151ZM159 89H160V88H159ZM162 89L164 90V87H163ZM167 89H168V87H167ZM184 89H185V88H184ZM186 89H187V88H186ZM203 89H204V88H203ZM207 89H208V88H207ZM218 89H219V88H218ZM222 89H223V92H224V88H222ZM234 89H235V88H234ZM16 90H17V88H16ZM32 90H33V89H32ZM39 90H38V91H39ZM105 90H107V88H106ZM112 90H113V89H111L110 91L107 90L109 95L111 94V91H112ZM120 90H121V88H120ZM131 90H132V89H131ZM153 90H155V89H153ZM163 90H162V91H163ZM177 90H178V89H177ZM204 90H205V89H204ZM204 90H203V91H204ZM226 90H227V89H226ZM235 90H236V89H235ZM239 90H240V89H239ZM241 90H242V89H241ZM1 91H0V95H1V93L3 94V92H1ZM14 91H15V94H14ZM23 91H24V92H23ZM38 91H35V90H34V92H38ZM40 91H39V93H40ZM43 91L41 92L42 94H44ZM66 91H64V92L66 93V94H65V97H67V98H74L73 95L70 94V92H69V94H67ZM78 91H77V92H78ZM87 91H90V90H87ZM87 91H86V92H87ZM100 91H101V89H100ZM113 91H114V90H113ZM113 91H112V92H113ZM127 91H128V90L124 91V90L122 89V91H119V92H120V93L123 92V94H124V93L127 94V93H126ZM140 91H141V89H140ZM143 91H144V89H143ZM147 91H146V92H147ZM151 91H152V90H151ZM151 91H150L149 93H152V92H153V91H152V92H151ZM160 91H161V89H160ZM160 91H159V92H160ZM164 91H165V90H164ZM169 91H170V90H169ZM172 91H173V90H172ZM200 91H202V85H201V90H200ZM210 91H211V90H210ZM219 91H220V90H219ZM219 91H218V92L214 91V92L219 93ZM231 91H232V90H231ZM34 92L32 93V92L30 91L29 93H31V95H33L34 99L36 100V103H38V102H39L38 100L43 99V97L38 99L36 96H37V95L39 96V93H38V94L35 93L36 95H34ZM102 92H103V91H102ZM109 92H110V93H109ZM117 92H118V91H117ZM117 92H116V93H117ZM119 92H118V93H119ZM129 92H130V93L132 92L131 95L134 94V93H133V90H132V91L129 90ZM141 92H142V91H141ZM154 92H155V93H158V92H156V91H154ZM182 92H183V90H182ZM182 92H181V93H182ZM195 92H196V91H195ZM198 92H199V91L197 90L196 93H198ZM211 92H212V91H211ZM214 92H213L212 94H214ZM41 93H40V95H41ZM59 93H60V96L57 95V97H58V96H59V97H58V98L56 97V98H57L60 102H62L63 104H64V103L66 104V102L69 103V101H66V102L64 101L65 99L63 98V97H64V96H63L64 94H62L63 92H60V91H59ZM78 93L80 94V97H82L83 99H84V97H86V96L88 97V94L83 95V94L80 93V92H78ZM105 93H106V95H107V92H104V94H105ZM118 93L115 95L116 98H117V100H118L117 95H120V96H119L120 98L122 97L121 94H118ZM135 93H136V92H135ZM137 93H140V92L138 91ZM142 93H144V92H142ZM147 93H148V92H147ZM147 93H146V94H147ZM149 93H148V94H149ZM155 93H152V94H155ZM167 93H168V91H167ZM169 93H170V92H169ZM176 93H177V92H176ZM229 93H230V89H229ZM234 93H236V92H234ZM5 94H6V93H5ZM5 94L1 95V97H0L1 100H2V98L4 99V97H2V96H4ZM49 94H50V93H49ZM49 94H48V95H45L46 98H48V100L44 97V99H46V100L43 99L45 102L42 101V100H40V101H41V102H40L41 104H39V103H38V104H39V105H43V106H45L46 103H47L46 101H50L49 97H52V96H53V95H50V96H49ZM92 94H93V93H92ZM92 94H90V95H92ZM94 94H96V93L94 92ZM104 94H103V95H104ZM114 94H115V93H114ZM144 94H145V93H144ZM144 94H143V95H144ZM160 94H161V93H160ZM171 94H172V93H171ZM178 94H179V93H178ZM204 94H205V93H204ZM209 94H210V93H209ZM6 95H7V94H6ZM31 95H30L29 97L27 96L26 101H27L28 98H29L28 100H30V98L33 99V97H31ZM67 95H68V96H67ZM70 95H71V97H70ZM98 95L101 96L102 93H101V95H100V94H98ZM109 95H107V96H109ZM112 95H113V94H112ZM112 95H110V96H112ZM137 95L139 96V94H137ZM143 95H142V96H143ZM163 95H164V93H163ZM172 95H173V94H172ZM176 95H177V94H176ZM176 95H175V96H176ZM181 95H182V94H180V96H181ZM183 95H184V93H183ZM215 95H216V94H215ZM256 95H257V94H256ZM7 96H9V95H7ZM7 96H5V99L7 98L6 100H8V102H11L12 99H13V102L15 101V104H16L17 101H19V102L22 101V102H23L22 104H21V103L18 104L17 107L15 106V104H14L13 102L10 103V104L13 103V107L15 106V110H16V111H17V109H18V107H19L20 105H23L24 102H26V101H23V100H25V98H24L25 96L21 99V101H20L19 98H15L14 96H13L14 98H12V99L10 98V96H9L10 99H9ZM17 96H18V94H17ZM21 96H20V97H21ZM55 96H56V95H54L53 97H55ZM61 96H63V97H61ZM83 96H84V97H83ZM92 96H94V95H92ZM134 96H136V94H134L132 97H134ZM142 96H141V94H140L139 97H142ZM166 96H167V95H166ZM169 96H170V95H169ZM188 96H189V95H188ZM200 96H201V95H200ZM200 96H199V97H200ZM206 96H207V95H206ZM18 97H19V96H18ZM35 97H36L37 99H36ZM75 97H76V96H75ZM87 97H86V98H87ZM89 97H90L89 99H91V96H89ZM95 97H96V96H95ZM95 97H94V98H95ZM124 97H126V95L123 96V99H124ZM139 97H138V98H139ZM176 97H178V96H176ZM181 97H182V96H181ZM184 97H185V96H184ZM186 97H187V96H186ZM191 97H192V96H191ZM194 97H195V96H194ZM197 97H198V96H197ZM204 97H205V96H204ZM204 97H203V98H204ZM209 97H210V96H208L207 98H209ZM216 97H217V96H216ZM78 98H79V97H78ZM78 98H77V99H78ZM96 98H97V97H96ZM111 98L115 99V97H111ZM111 98L109 97L110 100H111ZM128 98H129V96L127 97V99H128ZM138 98H136V99L134 98V99L137 100ZM143 98H145V97L143 96ZM146 98H147V95H146ZM153 98H154V97H153ZM163 98H164V97H163ZM168 98H169V97H168ZM195 98H196V97H195ZM15 99H18V100H15ZM61 99H64V100H63L64 102L61 101ZM75 99H76V98H75ZM79 99H80V98H79ZM121 99H122V98H121ZM121 99H120V100H121ZM131 99H132V98H131ZM148 99H149V98H148ZM157 99H158V97H157ZM157 99H156V100H157ZM160 99H161V98H160ZM166 99H167V98H166ZM166 99H165V100H166ZM186 99L188 100V97H187ZM196 99H197V98H196ZM204 99H205V98H204ZM204 99H203V101H204ZM210 99H211V98H210ZM213 99H214V98H213ZM215 99H216V100H213V101H217V98H215ZM220 99H221V98H220ZM227 99H228V98H227ZM237 99H238V98H237ZM9 100H10V101H9ZM51 100H52V101H51L52 103H55V104H56L57 100H56L55 102L53 101V100H55L54 98H51ZM66 100H67V99H66ZM70 100H71V99H70ZM86 100H87V99H86ZM95 100H96V99H95ZM98 100H102V98L100 97V99L98 98ZM103 100H104V97H103ZM106 100H107V99H106ZM106 100H104V101H106ZM115 100H116V99H115ZM125 100H126V99H125ZM135 100H134V101H135ZM139 100H140V98H139ZM139 100H138V101H139ZM146 100H147V99H146ZM173 100L175 101V98L172 99L171 101H173ZM181 100H182V99H181ZM190 100H191V99H190ZM92 101H93V100H92ZM113 101H114V100H113ZM113 101H109V100H108L107 102L109 103V102H113ZM118 101H119V100H118ZM134 101H133V103H134ZM144 101H145V100H144ZM152 101H153V100H152ZM163 101H164V100H163ZM167 101H168V100H167ZM178 101H179V100H178ZM178 101H177V103H179ZM183 101H184V100H182V101H180V102H183ZM192 101H193V100H192ZM194 101H195V100H194ZM205 101H206V100H205ZM205 101H204V102H205ZM258 101H259V100H258ZM1 102H2V101H1ZM1 102H0V104H1L0 106H2V103H1ZM5 102H6V101H5ZM43 102H44L45 104H44ZM51 102H49L51 105H50L49 103H48V105H50V106L52 107V103H51ZM72 102H73V99H72ZM74 102H76V101L74 100ZM79 102H80V101H79ZM93 102L96 103V101H93ZM99 102H100V101H99ZM140 102H141V101L138 102V106H139V103H140ZM148 102H149V101H148ZM155 102H156V101H155ZM155 102H153L154 105H155ZM158 102H159V101H158ZM199 102H201V99H200ZM208 102H209V100H208ZM211 102H212V101H211ZM218 102H221V101H218ZM233 102H234V101H233ZM17 103H18V102H17ZM42 103H43V104H42ZM57 103H58V102H57ZM62 103H61V104L58 103L56 106H59V104L62 105ZM84 103H85V101H84ZM102 103H104V102H102ZM116 103H117V101H116ZM121 103H124V101L121 102ZM121 103H120V104H121ZM126 103H128V102H126ZM126 103H124V104H126ZM133 103H132L131 105H134V104H135V103H134V104H133ZM153 103H152V104H153ZM163 103H164V102H163ZM165 103H166V102H165ZM174 103H175V102H174ZM206 103H207V102H206ZM206 103H205V104H206ZM213 103H214V102H213ZM213 103H212V105H213ZM216 103H217V102H216ZM221 103H222V102H221ZM258 103H259V102H258ZM28 104H29V102H28V103L26 102V104H24L23 106L25 107V109H26V108L28 109V107H29V108H30V111L33 112L34 109H35V107H32L33 109H31V106H32V105H31V102H30V105H28ZM32 104H33V103H32ZM55 104H53V109H55V108H54V107H55V106H54ZM69 104H70V103H69ZM71 104H72V103H71ZM71 104H70L69 106H71ZM88 104H89V103H88ZM124 104H123V105H124ZM129 104H130V100H129ZM129 104H128V105H129ZM136 104H137V101H136ZM136 104H135V105H136ZM140 104H141V103H140ZM142 104H143V103H142ZM142 104H141L140 106H142ZM149 104H151V102H150ZM159 104H160V103H159ZM161 104H162V103H161ZM169 104H170V103H169ZM171 104H173V103H171ZM184 104H185V101H184ZM188 104H189V103H188ZM197 104H198V102H197ZM244 104H245V103H244ZM260 104H261V103H260ZM7 105H8V104L5 103V106L3 105L2 107H0V109L2 108V109L0 110V145H4V144H5V145H4L5 147L2 146V147L5 148V150H6L7 148H10V146H12V148H11L12 150L10 149V151H13V150L15 149V147H16V144H17V149H15L13 152H8V153H6V152H4V148H2V147L0 146V147L2 148L1 150H3V151H0V255H1V256H0V260H2V261L0 262V264H16V263L18 264V262H20V261L23 262V260H25V262H26V258H27V261H30V262H31V261L34 262V260H35V264H39V263L41 262V260L45 261V263L47 264V261L50 262L51 259H49V258H50L51 256L54 258V260L52 259V263H53L54 261H56L55 259L58 258V260L61 259V260L64 262L63 264H67V263H68V264H72V263L74 264V261H76V260H78V259H79L80 262H82L81 264H83V263H84V264H88V263L90 264V262H91V264H96V263H98V262H99L100 264H102L103 262L105 263V261H107V260L109 261L110 258H111L110 261H112V262L110 263V261H109V262L107 261V263H109V264H113V263H114V264H121V263H122V264H126V263H127V264H132V263H134V264H138V263H140V264H141V262H143L144 264H145V263H146V264H153V262H154V264H156V262L158 263L159 261H160L161 263L163 262L164 264H186V262H187V264H188V263H189V264H192V263H193V264H215V262L217 263V261L220 260L219 257H217V255H218L217 253H218V252L216 253V251H221L220 248H219V250H217V249H218L219 245H220V246L222 245L221 242H223V240H222V239H219V238H222L221 236H224V235H223L224 231H226V230L229 229V230H228V232H229L230 229L232 228V229H235V232H236V231H237V232L242 231V232L244 233L243 230H244L245 227L252 226V225H254L253 223H256V222H255V221H256V218H255V216L253 215V213L255 214V212H253V213H251V212L253 211V207H254V206H257V205L260 204V202L258 201V199H260V198H258L259 195H260V193H259V194L257 193L258 195L255 194V195H256V197H254V198H256L255 201L257 200V201L259 202V204H258V203L256 204L255 201L253 202V201L251 200L252 196L254 195L252 192H255V191L253 190L254 188L252 189V187H255V185H256V184H254V182H253L254 186H253V184L251 185L250 183H248V184L251 185V189H252L253 191H252V190H250V191H252V192H249V191H248V188H247L248 186L246 185V189H245L243 186H242V187H243L244 190L241 189L243 192L246 190V191L244 192V194L242 193V194L239 195L240 192H239L238 190L241 188V186H240L239 184H236V182L234 181V180H236V176H235V178L232 177L233 175H235V173H234V170H235V169H234V170L232 169V170H233V174H232V176H231V175H226L227 173H223V174H225V179L227 178L228 180H231L230 178L232 177V179L234 178V179H233V182L235 183V186H236V185H237V186H240V188H237V189H238V190H237L238 194H237V195L234 194V195L239 196V197L237 198V197L234 196V195H232V197H234V199H239L240 197H243V196L245 197V196L247 195L248 192H249V194L252 193V195L250 194L251 196L247 195V196H248V199H249V197H250V199H249V200L247 199V200H248V201L251 200L255 205L253 206V205L251 204V205H252V207H251L252 211H251V210L249 209V207H250L251 205H249V207H248V206H246V204H245L244 207H246V208H243V206H242L243 204H242V205L240 204V207H239V203H238V202H239L241 199H240V200H233V198H232V199H230V201H228L227 199L225 200V198H227V197L231 198L230 193H232V194H233V193H236V189H235V191H234V189L231 188V191H230V187H231V186L234 187V186H233L234 184L231 185V186H230V185H225V186H223V185L225 184V182L228 181V180H227V179H226V180L224 179V176H222L223 174L220 175V173H221L223 170H224L223 172H225V170H226V172L232 173V172L230 171L231 169L229 170V169L227 168V166H230V162H228L227 159H226V160H227V162L229 163V165H228L227 163H225V164H227V165L225 166L223 162H222L223 166H220V164H219V163H221L220 160H222V159H223L222 161H225V162H226V160L224 159V158H225L224 156H226V154H225L224 156L222 155V157L220 156V157H221V158H220V157H218V154H219L221 151L217 154V150H216V152H214V154L216 153L217 156H214V154H213V151H214V150H212V151H211L212 153L209 152V153H211V155L208 153V158H207V160H209V157L211 158L212 155H213V156H214L213 163H212V161H211V163H210V165H209V162H210V161H209L208 163H205V162H207V161L203 162V161H204V158H203V161L200 163L201 165H204V163H205L204 166L209 165V167H207V166H206V167H203V166H202V168H201V165H199L198 162L196 161L195 163L198 164V165L195 164V165L198 167L197 169H195V168H196L195 166H194V168L191 167L192 169H191L190 167H189L190 169H187V167H185V168H186L187 172L190 173V175H191V173H192V172H190L191 170H192V171H197V172H196L197 174H195V172H193V173H194L193 176H190L189 173L187 174L186 171H183V170H185V168L183 169V167L186 166L188 163H190V166H191V164L194 165V164H193L194 162L191 163V161L196 157L195 155H196L197 152H199V151H200V152L198 153V157H197L198 159H197V160L199 161V160L201 159V158L199 157V156H200L199 154L203 153L202 148H203L204 145H203L202 143H203V141H205V138H204V137H203L204 139L202 140V143H201L203 146L201 147V145H200L201 149L198 150L196 153H195V150L193 149V150H194V153H195V155H194L195 157H194L192 160L190 159V157L193 156V153H192L193 151L191 152L192 154H191L190 156L188 155L190 152H188V154H187L186 152H184L185 154H187V156H189V157H188L189 159L187 158L188 161L190 160V161L188 162L187 159H185L184 157H183L184 160L181 159L183 162L186 160V161L184 162L186 165H185L181 160H180V161H181V163H182V166H181V164H177V163H179L180 161H177V163H176L178 166H177L176 164L174 165V161H172L171 159L169 160V159L166 158L167 156H171L172 153H171V155H170V154H169L170 151H169V153H168L169 155H168V154H166L167 152H165V154H166L167 156L163 153V154L166 156V157H165V156H164V157L167 159V162H165V164H164L163 162H164L166 159H163L164 161L162 162V161H161L162 157H161V159L159 158L160 162H158L159 160H158V161H155V164H156V163H157V164L159 163V164H160V165L158 164L159 166H161V167L164 166V168H162V169H164V170H163L164 172H162V173H159L160 171L157 170V168H159V166L156 167L157 164L155 165V164L153 163V161H152V166H151V165L148 163L149 160H145V161H147L146 163H148L151 167H150L149 165H146L145 161L143 162V164L145 163L143 166L145 167V165H146L145 168H147V169H148V168H149V169L153 168L152 171L149 170L150 172H147V174H145V173H146V170H145L144 167H141L142 164H140L139 162H138V163H135V165H136V164H140L139 166H140L141 169L136 168L135 165H134V163H133V158H134V157H137L138 155H137V156H133V155H132L133 158H132L131 161H132V163H133V165H134L133 167H135V168L133 169V167H128V166H132V164L130 165L131 162L128 163V162H129L128 159H130L132 156L129 155L130 158H127V160L124 159L125 161H128V162H124V161L122 160V158H124L125 155H124V157H120V158H121V159H120V158L118 157V156H119V152H117V153H118V154H117L118 156H116V158L118 157L119 160H122V161L124 162L125 165L122 163V161L120 162L119 160H117L118 158H117V159H114V158H113V160L110 158V159H111L110 161H112V162H109V163L111 164V165H110V164L107 162L108 159L106 158V160H105V157H104V160H105L104 163L101 164V163H102V160H103V159H102L103 156L101 157V156H100L101 154H100L98 157L96 156L97 158H100V157H101L102 160H101V163H100L99 160H96V159H95V156L92 157V154H91V153H89V154L87 153L85 158H88V157L90 156V154H91V159L94 158L95 160L92 159V161L89 160V161L87 162V159L85 160V159H80V158H78V159L81 160V161H78V159H75V157H74V155L76 156L77 153L75 154V152H73V155H70V156H71V157H72V156L74 157L75 162H76V161L79 162V163L81 162V163L78 165L79 167L81 166V164H82V166H83L82 168H79L77 165H76L77 167L75 166V163H74V159H73V157L70 158V156H69V153H72V152H69V151H72L71 149H73L74 147L71 148V146H70L71 149H68V146H67L66 144H67L68 140H71V136H70L69 134H71L72 130H74L75 128L78 129L77 122H75V119H77V117H78V119H77L78 123H81V121H80L81 119H79L80 115L77 114L76 117H75V119L73 120L74 123L77 125V127L73 128V129H72L71 127H69V126H68V128H67V127H64L65 124H66L67 122L65 123L64 121H62V123H61L60 120H59V119L61 118V117H59L60 115H61V116L63 115L62 117H64V115L66 114V111H67V110L65 109V106H64V108L62 107V110H65V112L63 111V112H64L63 114L60 113V114L58 115L59 119H57L58 117H57V115H55V116L57 117V118L54 119L55 122L59 120L58 122H59L60 124H63V122L65 123V124H63L64 126L62 125V126L64 127V128H63L58 122H56V123H57V126L60 125V126H59L60 128L57 127V128L59 129V132H61L62 130H66V131H64V135H65V137L62 135L63 138L67 139V136H66V134L68 133L67 130H68V129H69V130L72 129V130H70L69 133L67 134V135H69V136H68V139L66 140L67 142L65 141V142H66L65 145L67 146L66 148H67L68 153L66 152V150H65L66 148H65V149H63V150L65 151V154H64V155L62 154V155L59 156L58 154H61L62 152L64 153V151H63V150H59V151H58L59 147H56V148H55V146H57V145H54L55 143H53V141L51 142V143H53L52 146H50V145H49L50 147H48L47 145H46V146H47L48 148H50L51 150H54V151H55V149H56L55 152H54V151H49V150H47V148L44 147L45 145L42 146V145H40V142H38V141H37L38 143L36 142V140H40L39 137L42 138V137H44V136H43V135L41 136L40 133H41L42 131L39 132L40 130L37 129L38 132H39V133L37 132V133H38V136L40 135V136L38 137V136H37V133L35 132L36 129L34 130L33 127H34V126L36 127V125L41 124V123L44 122V126H42V127L44 128L45 125H46V123H47V122L45 123V121H43V118H41L42 115H38L39 112H40L39 110H40V109L43 110V108H39V109L37 108L38 111L36 110V112H38V114L35 113V111L33 112V113L36 114L35 116H32L33 119H34V117L36 118V116H37V117L40 116V119L38 118L39 121H32L31 119H28V117L31 116V115H30L31 112H28V113H29V114H28L27 111H23V112L26 113V116H27V118H26V116H25V117L22 116V117H24V119H26V120H30V121L33 122V123L35 122V124H33L34 126H32V123L28 124L29 126L31 125V127H29V126H27L26 122H24L25 124H22L23 122L20 123L22 120H21V118H20L21 116H19V115H20V111H19V110H18L19 113L16 112V114L18 113L19 115L17 114V115H15V117H12V118H11V117H10L11 114L14 116V113H15V112L13 111V109H12L13 107H12L11 105H10L9 107H8ZM25 105H26V106H25ZM39 105H38V107H40ZM48 105L45 106V107L48 108V107H49ZM86 105H87V104H86ZM90 105H94V104H93V103H92V104L90 103ZM96 105L98 106V105H100V103H98V104H96ZM96 105H95L94 107H96ZM103 105H104V104H103ZM103 105H101V106H103ZM109 105H111V104L109 103ZM114 105H116V104H115V101H114ZM114 105H113V107H115ZM117 105H118V104H117ZM117 105H116V106H117ZM143 105H144V104H143ZM145 105H146V104H145ZM162 105H163V104H162ZM181 105H182V104H181ZM190 105H191V104H190ZM190 105H189V106H190ZM195 105H196V103H195ZM201 105H202V104H201ZM206 105H207V104H206ZM208 105H209V104H208ZM212 105H211V106H212ZM214 105H215V104H214ZM217 105H218V104H216V106H217ZM219 105H221V104H219ZM219 105H218V106H219ZM6 106H7L8 110H9L10 107H12V108H10V109H12V110H9L11 114L8 112V113L10 114V116H8L9 114L7 113V109L5 108ZM33 106H34V105H33ZM77 106H78V105H76V107H77ZM79 106H80V105H79ZM79 106H78V107H79ZM84 106H85V105H84ZM105 106H106V105H105ZM118 106H119V105H118ZM126 106H127V105H126ZM146 106L148 107V104H147ZM146 106H145V107H146ZM151 106H152V105H149L150 108H151ZM158 106H159V105H158ZM167 106H168V105H167ZM170 106H171V105H170ZM170 106H169L168 108H170ZM178 106H179V105H178ZM184 106H185V105H184ZM209 106H210V105H209ZM222 106H223V104H222ZM236 106H237V105H236ZM239 106H240V105H239ZM239 106H238V107H239ZM248 106H249V105H248ZM20 107H22V106H20ZM60 107H61V106H59L58 108H60ZM72 107H73V105H72ZM74 107H75V106H74ZM76 107H75V108H76ZM78 107H77V108H78ZM86 107H87V106H86ZM86 107L82 108V106H81L82 109H85ZM91 107H92V106H91ZM94 107H92L93 109H90V110H93V111H94V109L97 108V107H96V108H94ZM98 107H99V106H98ZM103 107H104V106H103ZM103 107H102V108H103ZM119 107H120V106H119ZM136 107H137V105H136ZM153 107H156V108H157V106H153ZM153 107H152V108H153ZM161 107L163 108V106H161ZM161 107H160V110H161ZM171 107H173V105H172ZM174 107H175V106H174ZM186 107H187V106H186ZM190 107H191V106H190ZM192 107H193V105H192ZM205 107H206V106H205ZM219 107H220V106H219ZM219 107H218V109H219ZM224 107H226V106L224 105ZM242 107H243V106H242ZM4 108H5V109H4ZM16 108H17V109H16ZM69 108H71V107H69ZM77 108H76V109H77ZM79 108H80V107H79ZM81 108H80V109H81ZM105 108H106V107H105ZM105 108H104V109H105ZM111 108H112V107H111ZM115 108H116V107H115ZM126 108H128V107H126ZM126 108H125V110H126ZM129 108H130V107H129ZM134 108H135V107H134ZM140 108H141V107H140ZM152 108H151V111H152ZM156 108H155V109H156ZM194 108H195V107H194ZM202 108H203V107H202ZM213 108H214V107H213ZM240 108H241V107H240ZM246 108H247V107H246ZM19 109H20V108H19ZM53 109H52V111H53ZM60 109H61V108H60ZM67 109H68V108H67ZM87 109H89V108H87ZM99 109H100V107H99ZM99 109H98V110H99ZM106 109H109V107L106 108ZM106 109H105V110H106ZM112 109H113V108H112ZM112 109H111V111H113ZM121 109H122V108H121ZM130 109H131V108H130ZM153 109H154V108H153ZM173 109L175 110V108H173ZM192 109H193V108H192ZM205 109H206V108H205ZM210 109H211V107H210ZM228 109H229V107H228ZM228 109H227V110H228ZM237 109H238V108H237ZM2 110H3V111H2ZM42 110H41V111H42ZM55 110L60 111L59 109H57V107H56ZM55 110L53 111V113L56 112ZM100 110H101V111H98V112L101 113L103 110H102V109H100ZM109 110H110V109H109ZM109 110H108V111H109ZM114 110H115V109H114ZM118 110H119V109H118ZM133 110H134V109H133ZM135 110H136V109H135ZM135 110H134V112H135ZM137 110H138V109H137ZM139 110H140V109H139ZM141 110L143 111V109H141ZM147 110H148V109H147ZM147 110H146V111H147ZM149 110H150V109H149ZM157 110H158V109H157ZM157 110H156V111H157ZM160 110H159V112H160ZM164 110H166V109H164ZM183 110H184V109H183ZM183 110H182V111H183ZM196 110H197V108H196ZM219 110H220V109H219ZM224 110H225V108H224ZM229 110H230V109H229ZM229 110H228V111H229ZM231 110H232V109H231ZM231 110H230V111H231ZM11 111H13L14 113L11 112ZM52 111L50 110L49 112H46L45 109L43 110V112L45 113V116L48 115V114H46V113H49V114H50V112H52ZM58 111L56 112V114H58ZM68 111L70 112L71 109H70V110L68 109ZM78 111H80V110H77L76 112L78 113ZM86 111H89V110H86ZM86 111H85V113H86ZM108 111H107V112H108ZM111 111H110V113H113V112H114V111H113V112H111ZM116 111H117V110H116ZM119 111H120V113L122 114V112H121L122 110H119ZM129 111H130V110H129ZM129 111H128V113H129ZM144 111H145V110H144ZM177 111H178V110H177ZM180 111H181V110L179 109V112H180ZM197 111H198V110H197ZM201 111H202V110H201ZM211 111H212V110H211ZM240 111H241V110H240ZM246 111H247V110H246ZM3 112H4V113H3ZM43 112H41V114H44ZM60 112H61V111H60ZM69 112H68V113H69ZM71 112H72V111H71ZM76 112H75V113H76ZM81 112H83V111L81 110L79 113L81 114ZM98 112H97V113H98ZM107 112H106V113H107ZM132 112H133V111H132ZM132 112H131V113H132ZM140 112H141V111H140ZM140 112H139V113H140ZM153 112H154V111H153ZM168 112H170V111L168 110ZM187 112H188V111H187ZM194 112H196V111H194ZM203 112H204V111H203ZM216 112H217V111H216ZM219 112H220V111H219ZM53 113H52V114H53ZM72 113L74 114V110H73ZM100 113H99V114H100ZM103 113L105 114L104 111H103ZM108 113H109V112H108ZM110 113H109V115H110ZM114 113H115V112H114ZM124 113H125V112H124ZM124 113H123V114H124ZM128 113H127V114H128ZM147 113H149V112H147ZM155 113H156V112H155ZM164 113H165V112H164ZM175 113H176V112H174V115L177 114V113H176V114H175ZM183 113H185V112L183 111ZM198 113H199V112H198ZM209 113H210V112H209ZM220 113H221V112H220ZM225 113H226V111H225ZM238 113H241V112H238ZM23 114H24V113H23ZM23 114H21V115H23ZM87 114H88L89 116L91 115V114H89V113H87ZM101 114H102V113H101ZM115 114H116V113H115ZM117 114H118V112H117ZM123 114H122V115H123ZM127 114H124L123 117H124L125 115L128 116ZM133 114H134V113H133ZM136 114H137V112H135V114H134L135 117H134V118L137 117ZM160 114H161V113H160ZM160 114H159V115H160ZM167 114H168V113H167ZM167 114H166V115H167ZM202 114H203V113H202ZM204 114H205V112H204ZM204 114H203V115H204ZM206 114H207V113H206ZM214 114H215V112H214ZM66 115H67V114H66ZM66 115H65L64 118L67 119L68 117H66ZM82 115H83V113H82ZM92 115H93V113H92ZM107 115H108V114H107ZM109 115H108V117H109ZM112 115H113V114H112ZM153 115H154V114H153ZM155 115H156V114H155ZM178 115H179V114H178ZM185 115H186V114H185ZM207 115H208V114H207ZM219 115H220V114H219ZM223 115H225V114L223 113ZM223 115H222V116H223ZM239 115H240V114H239ZM239 115H236V116H239ZM7 116L9 117V119L11 118L10 121H9V119H8V123H7V121H5V120L8 118ZM16 116H17V117H16ZM18 116H19V118H18ZM55 116H53V117L50 116V117H51V119H52V118H54ZM83 116H84V115H83ZM94 116H95V113H94ZM105 116H106V114H105ZM115 116H116V115H115ZM126 116H125V118H126ZM130 116H132V115L130 114ZM150 116H151V115L149 114V117H150ZM169 116H170V115H169ZM180 116H181V112H180ZM182 116H183V114H182ZM186 116H187V115H186ZM192 116H193V114H192ZM194 116H195V115H194ZM196 116H198L197 113H196ZM196 116H195V118H197ZM199 116H202V115L200 114ZM199 116H198V118H197L198 120H199V118H204L203 116H202V117H199ZM204 116H205V115H204ZM215 116H217V115H215ZM232 116H233V113H232ZM241 116H242V115H241ZM241 116H240V117H241ZM5 117H7V118L5 119ZM50 117H47V118L49 119ZM87 117H88V116H87ZM87 117L84 118V119L86 120ZM96 117H97V115H96ZM110 117H111V116H110ZM123 117L121 116L122 119H123ZM140 117H141V116H140ZM158 117H160V116H158ZM162 117H163V116H162ZM172 117H174V120H170L171 123H172V121H173V122L176 121V120H175V116H172ZM177 117H178V116H177ZM177 117H176V118H177ZM189 117H190V116H189ZM207 117H208V116H207ZM212 117H213V116H212ZM229 117H230V116H229ZM248 117H249V116H248ZM16 118H17V119H16ZM73 118H74V117H73ZM80 118H81V117H80ZM82 118H83V117H82ZM104 118H105V117H104ZM112 118H113V117H112ZM125 118H124V119H125ZM145 118H148V117L145 116ZM151 118H155V116H153V117H151ZM163 118H165V117H163ZM168 118H169V117H168ZM179 118H180V117H179ZM205 118H206V117H205ZM218 118H219V116H218ZM221 118H222V117H221ZM232 118H233V117H232ZM235 118H236V117H235ZM237 118H238V117H237ZM243 118H244V117H243ZM12 119H14V120H12ZM19 119H20V120H19ZM45 119H46V118H44V120H45ZM48 119H46V121H49V120H50V119H49V120H48ZM61 119H62V118H61ZM70 119L72 120V117L70 118V116H69V120H70ZM99 119H100V117H99ZM102 119H103V117H102ZM105 119L107 120V118H105ZM105 119H104V120H105ZM109 119H110V118H109ZM113 119H115V117H114ZM116 119H117V118H116ZM118 119H120V117H119ZM122 119H120V120L122 121ZM127 119H128V117H127ZM136 119L138 120V118H136ZM142 119H143V116H142ZM148 119H149V118H148ZM148 119H147V120L145 119V120L147 121V123H148V121H149ZM156 119H157V118H156ZM159 119H160V118H159ZM170 119H171V118H170ZM181 119H182V118H181ZM186 119L189 121L188 118H186ZM186 119H185V120H186ZM197 119L195 120V122L198 121ZM212 119H213V118H212ZM214 119H216V118H214ZM225 119H226V118H225ZM239 119H240V118H239ZM245 119H246V118H245ZM34 120H36V119H34ZM40 120H41V121H40ZM54 120H52V121H53L52 124L54 123ZM67 120H68V119H67ZM71 120H70V121H71ZM82 120H83V119H82ZM85 120L82 121V123L84 122V123L86 124ZM90 120L93 122L92 119H90ZM94 120H95V118H94ZM97 120H98V118H97ZM97 120H95V121H97ZM100 120H101V119H100ZM100 120H99V121H100ZM104 120H103V121H104ZM131 120L134 121V119H131ZM131 120H128V121L131 122ZM140 120H141V119H140ZM143 120H144V119H143ZM151 120H152V119H151ZM151 120H150V121H151ZM157 120H158V119H157ZM160 120H161V119H160ZM163 120H164V119H162V123H163ZM166 120H168V119H166ZM183 120H184V119H183ZM190 120H192V119L190 118ZM201 120H202V119H200V121H201ZM203 120H204V119H203ZM226 120H228V119H226ZM237 120H238V119H237ZM12 121H13L14 124L11 123ZM15 121H16L17 123H15ZM50 121H51V120H50ZM50 121H49V122H50ZM70 121H69V122H70ZM79 121H80V122H79ZM117 121H118V120H117ZM125 121H126V120H124V122H125ZM128 121H127V122H128ZM135 121H136V120H135ZM146 121H144V123L142 122L143 125H144V124H145V125L147 124V123H145ZM152 121H153V120H152ZM204 121H205V120H204ZM207 121H208V120H207ZM207 121H206V122H207ZM209 121H211V120H209ZM215 121H216V120H215ZM215 121H214V122H215ZM217 121H218V120H217ZM241 121H242V119H241ZM244 121H245V120H244ZM255 121H256V120H255ZM38 122H40V123H38ZM88 122H89V121H88ZM88 122H87V123H88ZM92 122H91V123H92ZM97 122H98V121H97ZM100 122H101V121H100ZM107 122H111V120H110V121H107ZM107 122H106V123H107ZM113 122H114V121H113ZM113 122H112V124H113ZM115 122H116V121H115ZM155 122H156V121H155ZM164 122H165V121H164ZM168 122H169V121H168ZM185 122H187V121H185ZM189 122H190V121H189ZM235 122H236V121H235ZM9 123H11V124L9 125ZM37 123H38V124H37ZM70 123H71V122H70ZM74 123H73V124H74ZM84 123H83V124H84ZM98 123H99V122H98ZM131 123H132V122H131ZM133 123L135 124V123H137V122H133ZM133 123H132V124H133ZM142 123L139 122V124H142ZM160 123H161V122H160ZM171 123H168V124H171ZM175 123H176V122H175ZM179 123L182 124V122H180V120H179ZM192 123H193V121H192ZM207 123H209V122H207ZM215 123H216V122H215ZM227 123H229V122H227ZM231 123H232V122H231ZM231 123H230V124H231ZM12 124H13V125H12ZM19 124H22V127L24 126V127H23V128H24V131H21V129H19V128H21V127H19V126H21V125H19ZM71 124H72V123H71ZM73 124H72V126H73ZM83 124H81V125H82V128H81L80 130H79V129H78V130H79V131H82V132H86V131H83V130L85 129V127L83 126ZM85 124H84V125H85ZM89 124H90V122H89ZM89 124H87V125L89 126ZM94 124H96V123H94ZM94 124H93V126H94ZM101 124H102V123H101ZM104 124H105V121H104ZM114 124H115V123H114ZM120 124H122V123H120ZM120 124H119V122H118V125H117V123H116V125H117L118 127L120 126V127H124V128H125V126H121ZM132 124H131V125H132ZM134 124H133V125H134ZM149 124H150V122H149ZM151 124H152V123H151ZM153 124H154V123H153ZM184 124H185V123H184ZM187 124H189V123H187ZM190 124H191V123H190ZM190 124H189V125H190ZM196 124H200V123H199V122H196ZM196 124H195V125H196ZM203 124H204V123H203ZM232 124H233V123H232ZM247 124H248V123H247ZM14 125H15V128H13ZM25 125H26V126H25ZM41 125H42V124H41ZM41 125H40V126H41ZM48 125H49V124L47 123V127H48ZM66 125H69V124L67 123ZM81 125L79 124V127H80ZM109 125H111V123H109ZM123 125H125V124H123ZM126 125H127V124H126ZM131 125H129V127H131ZM143 125H142V127H143ZM147 125H148V124H147ZM157 125H160V124L157 123L156 126H157ZM164 125H166V122H165ZM164 125H163V128H164ZM175 125H176V124H175ZM189 125H188V126H189ZM204 125H205V124H204ZM227 125H228V124H227ZM234 125H235V124H234ZM9 126H10V127L12 126V128H13L14 130L12 131V130H11L12 128H8ZM38 126H39V125H38ZM49 126L51 127V129H53L52 126H56V125L53 124V125H49ZM74 126H75V125H74ZM85 126H86V125H85ZM96 126L98 127L99 125H96ZM104 126H106V125H104ZM107 126H108V125H107ZM113 126H114V125H113ZM113 126H110V127H112V129H113V128L115 127V126H114V127H113ZM117 126H116V127H117ZM148 126H149V125H148ZM156 126H155V127H156ZM171 126H172V125H171ZM179 126H180V125H179ZM188 126H185V127H188ZM206 126H207V124H206ZM208 126H209V125H208ZM210 126H211V125H210ZM216 126H217V125H216ZM222 126H223V125H222ZM239 126H241V125L239 124ZM25 127H26L27 130L25 129ZM47 127H46V129H47ZM83 127H84V128H83ZM91 127H92V126H91ZM101 127H103V126H101ZM110 127H108V128H110ZM116 127H115V129H116ZM126 127H127V126H126ZM137 127H138V126H137ZM139 127H140V125H139ZM142 127H141V128H142ZM146 127H147V126H146ZM146 127H145V129H144L145 131H146ZM153 127H154V126H153ZM153 127H152V128H153ZM173 127H174V125H173ZM175 127H176V126H175ZM175 127H174V128H175ZM198 127H199V126H198ZM198 127H197V128H198ZM220 127H221V126H220ZM228 127H229V126H228ZM236 127H237V126H236ZM241 127H242V126H241ZM30 128H31L32 132L35 133L36 137H35L34 134L31 132V130H28V129H30ZM54 128H55V129H53V131L51 130L52 133H54V131L57 130L56 127H54ZM66 128H67V129H66ZM95 128H96V127H95ZM106 128H107V127H106ZM106 128H103V129H106ZM108 128H107V129H108ZM141 128H140V129H141ZM169 128L171 129L172 127H169ZM174 128H173V130L176 129V128H175V129H174ZM178 128H180V127H178ZM215 128H216V127H215ZM225 128H226V127H225ZM9 129H10V131H9ZM46 129H45V130H46ZM48 129H49V128H48ZM61 129H62V130H61ZM77 129H76V131L74 130V132H76V133L79 132V131H77ZM86 129H87V127H86ZM89 129H90V128H89ZM96 129H97V128H96ZM115 129H114V130H115ZM117 129H118V128H117ZM132 129H133V131L135 130L134 128H132ZM154 129H155V128H154ZM158 129H159V128H158ZM170 129H169V130H170ZM210 129H212V128H210ZM216 129H217V128H216ZM219 129H220V128H219ZM234 129H235V128H234ZM234 129H233V130H234ZM6 130H8V133H9V132H13V133H11V136H14V135L16 134V135L14 136V138L11 137V138H13V139L10 138V134H8L7 132H6L7 134L5 135V131H6ZM19 130H20L21 132H24V133H23L24 135H25V133L28 134L29 137H30V133L33 134L32 136H33L36 140H34L32 137H31V138L36 142V147H37V148L39 149V151H41V152L39 153L38 149H35V148H33V147H32V148L35 149V150L39 153L38 156H37L36 151L33 150V149H31V147H30L31 145H34V146H35V144L32 143L33 140H32V142L30 141L31 138H30V140H28L29 138H28L27 135L24 136V135L22 134V136H18V135H21V132H19ZM22 130H23V129H22ZM33 130H34V131H33ZM87 130H88V129H87ZM92 130H93V127H92ZM98 130H99V129H98ZM98 130H97V131H98ZM120 130H121V128H120ZM124 130H125V129H124ZM124 130H123V131H124ZM144 130L141 131L142 134H143V132H145ZM147 130H148V129H147ZM149 130L151 131V130H153V129H151V128L149 127ZM149 130H148V132H149V133H152V132H150ZM156 130H157V129H156ZM161 130H163V129L161 128ZM165 130H166V129H165ZM169 130H168V131H169ZM212 130H213V129H212ZM230 130H231V128H230ZM14 131H17V132L14 133ZM88 131H91V130H88ZM88 131H87V132H88ZM93 131H94V130H93ZM95 131H96V130H95ZM95 131H94V132H95ZM105 131H106V130H105ZM111 131H112V130H111ZM116 131H117V130H116ZM118 131H119V130H118ZM127 131H129V130H128V127H127ZM133 131H132V133H133ZM136 131H137V130H136ZM138 131H139V130H138ZM170 131H171V130H170ZM170 131H169V132H170ZM179 131H180V130H179ZM197 131H198V130H197ZM226 131H227V130H226ZM28 132H29V133H28ZM57 132H58V130H57ZM65 132H67V133H65ZM74 132H73V133H74ZM108 132H109V129H108ZM113 132H114V131H113ZM120 132H121V131H120ZM141 132H140V133H141ZM180 132H181V131H180ZM182 132H183V131H182ZM184 132H185V131H184ZM218 132H219V131H218ZM17 133H18V135H17ZM49 133H51V132H49V130H48L47 134H48L49 137L52 139V137L50 136ZM52 133H51V135H52ZM61 133H62V132H61ZM61 133H59L60 136H61ZM73 133L71 134L72 137H73V136H74V137L77 136V137L79 138L78 135H76L75 133L73 134ZM88 133H89V132H88ZM91 133H92V132H91ZM96 133H97V132H96ZM98 133H100V132H98ZM98 133H97V134H98ZM105 133H106V135L108 136L107 132H105ZM115 133H116V134L113 133V135H116V136L119 135V136H120V134H121V133L118 134L117 132H115ZM122 133H123V132H122ZM125 133H126V135H127L128 132H125ZM125 133H123V134H125ZM136 133H137V132H136ZM153 133H157V131L154 132V130H153ZM153 133H152V134H153ZM164 133H165V132H164ZM166 133H167V132H166ZM166 133H165V134H166ZM175 133H176V131H175ZM186 133H187V131H186ZM186 133H185V134L183 133V135L186 136V135H187ZM190 133H191V132H190ZM12 134H13V135H12ZM47 134H45V137H46ZM78 134H79V133H78ZM85 134H86V133H85ZM85 134H84V136H85V138H86L87 135H85ZM89 134H90V133H89ZM97 134H96V135H97ZM102 134H104V132H103ZM137 134L140 135L139 133H137ZM144 134H146V133H144ZM167 134H168V133H167ZM172 134H173V133H172ZM203 134H204V133H203ZM232 134H233V133H232ZM7 135H8L9 137H8ZM54 135H55V136H58L57 139H60L58 133H56V134L54 133ZM82 135H83V134L80 133V136H82ZM92 135H93V134H92ZM94 135H95V134H94ZM106 135H105V137H107ZM109 135H110V132H109ZM121 135H122V134H121ZM138 135H136V136L138 137ZM148 135H151V134H148ZM154 135H155V134H154ZM154 135H153V136H154ZM161 135H163V134L161 133ZM179 135L181 136V134H179ZM204 135H205V134H204ZM23 136H24V137H23ZM52 136H53V135H52ZM88 136H89V135H88ZM90 136H91V135H90ZM110 136H112V134H111ZM110 136H109V137H110ZM116 136H115V138H116ZM119 136H118V137H119ZM130 136H131V134H130ZM133 136H134V135L132 134V138H133ZM141 136H142V137H146V135H145V136H144V135H141ZM157 136H158V134H157ZM168 136H169V135H168ZM170 136H173V135L170 134ZM176 136H178V135H176ZM185 136H184V137H185ZM188 136H191V135H188ZM193 136H195V135H193ZM225 136H227V135H225ZM248 136H249V135H248ZM257 136H258V135H257ZM6 137H7V139H6ZM16 137L19 138V141H20V142H21V141L23 142V140H22V137H23V138H24V142H23L24 145L27 143V145H25L26 147L28 146V143H29V144L31 143V145H29L27 148H26L25 146H20V142H18V139H16ZM25 137H26L27 142H25V141H26V140H25ZM37 137H38L39 139H37ZM45 137H44V138H45ZM49 137H47V139H48ZM69 137H70V139H69ZM77 137H76V138H77ZM103 137H104V136L100 137V138H101V140H100L101 142H102V138H103ZM105 137H104L103 139L106 140ZM118 137H117V138H118ZM165 137H167V136H165ZM178 137H179V136H178ZM221 137H222V136H221ZM8 138H9V139H8ZM27 138H28V139H27ZM53 138H56V137L53 136ZM93 138H94V136H93ZM96 138H97V137H96ZM124 138H126L127 140L130 139V137H129V139H128V136H126V137H124ZM124 138H123V139H124ZM149 138H150V137H149ZM158 138H159V137H158ZM174 138H175V137H174ZM185 138H186V137H185ZM187 138H188V137H187ZM198 138H200V137H198ZM198 138L196 139L197 141H199ZM217 138H218V137H217ZM228 138H229V137H228ZM10 139H11L12 141H13V140H16V141H17V142L15 141L16 144L13 143L14 141H13V142L9 141V142L15 144V147H14L12 144H10V145L7 144L8 140H10ZM47 139L45 138V140H47ZM51 139H49V140H51ZM57 139H55V142H56ZM61 139H62V138H61ZM65 139H64V140H65ZM86 139L88 140V138H86ZM94 139H95V138H94ZM123 139H122V140H123ZM140 139H141V138H140ZM142 139H145V138H142ZM142 139H141V140H142ZM156 139H157V137H156ZM159 139H160V138H159ZM161 139H162V137H161ZM163 139H165V138H163ZM163 139H162V140H163ZM168 139H169V138H168ZM168 139H167V140H168ZM170 139H171V138H170ZM170 139H169V140H170ZM183 139H184V138H183ZM188 139H189V138H188ZM191 139H193L192 136H191ZM42 140H43V139H42ZM49 140H48V141H49ZM64 140L62 139L63 142H64ZM73 140H74V139H73ZM92 140H93V139H92ZM122 140H121V141H122ZM133 140H134V139H133ZM133 140H132V141H133ZM141 140H138V141H141ZM146 140H147V139H146ZM149 140H150V139H149ZM154 140H155V139H154ZM165 140H166V139H165ZM165 140H163V141H164V144H165ZM175 140H176V139H175ZM189 140H190V139H189ZM211 140H212V139H211ZM216 140H217V139H216ZM219 140H220V139H219ZM224 140H225V139H224ZM28 141H29V142H28ZM40 141H41V140H40ZM43 141H44V140H43ZM43 141H42V142H43ZM60 141H61V140H60ZM62 141H61V142H62ZM76 141H77V140H76ZM78 141H79V140H78ZM82 141H84V140H82ZM82 141H81V142H82ZM85 141H86V140H85ZM96 141H97V140H95V143H96ZM129 141H130V140H129ZM136 141H137V139H136ZM163 141H162V142H163ZM173 141H174V140H173ZM173 141H171V142H173ZM180 141H181V139H180ZM185 141H186V140H185ZM192 141H194V140H192ZM214 141H215V139H214ZM214 141H212V142H214ZM222 141H223V138H222ZM225 141H226V140H225ZM225 141H224V142H225ZM228 141H230V139H229ZM9 142H8V143H9ZM42 142H41V144H44V142H43V143H42ZM45 142H47V141H45ZM49 142H50V141H49ZM49 142H48V143H49ZM57 142H58V141H57ZM63 142H62V143H63ZM81 142H80V143H81ZM113 142H114V140H113ZM116 142H118V141H116ZM116 142H114V143H116ZM125 142H126V141H125ZM143 142H144V141H143ZM151 142H153V141H151ZM157 142H161V141H157ZM157 142H154V143H157ZM169 142H170V141H169ZM190 142H191V141H190ZM199 142H200V141H199ZM205 142H206V141H205ZM207 142H209V141H207ZM215 142H216V141H215ZM23 143H21V144H23ZM48 143H45V144H48ZM71 143L73 144L72 141H71ZM80 143H77V144H80ZM85 143H86V142H85ZM91 143H92V142H91ZM93 143H94V142H93ZM107 143H108V142H106V144H107ZM123 143H124V142H123ZM134 143H137V142H133V144H134ZM138 143H140V142H138ZM148 143H149V142H148ZM148 143H147V144H148ZM166 143H167V142H166ZM174 143H176V142L174 141ZM174 143H173V145L175 146L176 144H174ZM179 143H180V142H179ZM183 143H184V142H183ZM191 143H192V142H191ZM194 143H195V141H194ZM219 143H220V142H219ZM6 144H7V145H6ZM18 144H19V146H18ZM38 144H39L40 146H38ZM49 144H50V143H49ZM72 144H71V145H72ZM74 144H75V142H74ZM82 144H83V143H82ZM82 144H81V145H82ZM87 144H88V142H87ZM97 144L100 145L101 143H100V144L97 143ZM97 144H96V146H97V149H98V145H97ZM102 144L104 145V142H102ZM102 144H101V146H103ZM109 144H111V143H109ZM109 144H108V145H109ZM116 144H117V146H118V143H116ZM116 144H115V145H116ZM121 144H122V143H121ZM124 144H125V143H124ZM124 144H122V146H123ZM130 144H131V141H130ZM133 144H131V145H129V146L131 147ZM141 144H142V142H141ZM158 144H160V143H158ZM161 144H162V143H161ZM164 144H163V145H164ZM168 144H170V143H168ZM184 144H185V143H184ZM187 144H189V143H187ZM196 144H198V143L196 142ZM206 144H208V143H206ZM206 144H205V145H206ZM53 145H54V147H53ZM60 145H61V144H60ZM62 145H63V144H62ZM65 145H63V147H64ZM68 145H69V144H68ZM84 145H85V144H84ZM84 145H82V147H85ZM111 145L114 147L113 143H112ZM136 145H137V144H136ZM136 145H135V146H136ZM138 145H140V144H138ZM153 145H154V144H153ZM163 145H161V146H163ZM173 145H172V146H173ZM181 145H182V144H181ZM181 145L179 144V146H181ZM192 145H193V143H192ZM192 145L190 144V146H191L190 148H192ZM198 145H199V144H198ZM198 145H197V146H198ZM212 145H213V144H212ZM215 145L218 146L219 144L217 145V144L215 143ZM215 145H214V146H215ZM224 145H225V144H224ZM41 146H42V147H41ZM58 146H59V144H58ZM76 146H78V145H76ZM76 146H75V147H76ZM96 146H95V147H96ZM101 146H100V147H101ZM104 146H105V145H104ZM119 146H120V145H119ZM119 146H118V147H119ZM129 146H128V148H127V145H126V146H125V149H126V148L129 149V148H130ZM141 146H142V145H141ZM145 146H146V144H145ZM145 146H144V147H145ZM151 146H152V145H151ZM164 146H166V145H164ZM172 146H170V147H172ZM183 146H185V145H183ZM206 146H207V145H206ZM209 146H210V145H209ZM214 146H213V147L210 146V150H211V148H214ZM242 146H243V145H242ZM19 147H21V149H20ZM23 147H25L24 150H23ZM29 147H30V150H32V152L29 151V153H28V149H29ZM40 147H41V148H40ZM43 147H44V148H43ZM52 147H53V148H52ZM87 147H88V146H87ZM90 147H91V144H90ZM95 147H94V149H95ZM107 147H109V146H107ZM136 147H137V146H136ZM139 147H140V146H138V150H139V149L141 150V148H139ZM155 147H157V146L155 145ZM158 147H159V146H158ZM158 147H157V148H158ZM195 147H196V146H195ZM200 147H199V148H200ZM45 148H46V150L49 152V154L51 153V154H53V155H50V156H49V155H47L48 153H47L46 151L41 150V149H45ZM57 148H58V149H57ZM61 148H62V147H61ZM61 148H60V149H61ZM78 148H79V146H78ZM85 148H86V147H85ZM85 148H84V149H85ZM103 148H104V147H103ZM105 148H106V147H105ZM111 148H112V147H111ZM120 148H121V146H120ZM145 148H147V147H145ZM148 148H151V147H148ZM148 148H147V149H148ZM160 148H161V147H160ZM174 148H175V147H174ZM176 148H178V147L176 146ZM190 148H189V150H190ZM196 148H198V147H196ZM205 148H206V147H204V150H205V152H206L207 149H205ZM220 148H221V147H220ZM19 149H20V150H19ZM76 149H77V148H76ZM87 149H89V148H87ZM94 149H93V150H94ZM107 149H109V148H107ZM121 149H122V148H121ZM127 149H126V150H127ZM133 149H135V148L133 147ZM151 149H152V148H151ZM151 149H150V150H151ZM161 149H162V148H161ZM161 149H160V150H161ZM172 149H173V147H172ZM180 149H181V148H180ZM7 150H8V149H7ZM16 150H17V151H21V152L24 151V152H23L24 155H22L21 153H20V155H19V152H17V153H18V154H17V153L15 152ZM79 150H83V149H80V148H79L78 151H79ZM113 150H114V149H113ZM116 150H117V149H116ZM122 150H123V151H121V150L119 149V151L121 152L120 156H123V153H124V152H125L124 154H126V151H124V148H123ZM136 150H137V149H136ZM136 150H135V151H136ZM143 150L146 151L144 148H143ZM165 150H166V149L164 148L163 151H165ZM196 150H197V149H196ZM208 150H209V147H208ZM229 150H230V149H229ZM231 150H232V149H231ZM237 150H238V149H237ZM245 150H246V149H245ZM33 151H34V152H33ZM57 151H58V152H57ZM76 151H77V150H76ZM86 151H87V150H86ZM86 151H84V154H85ZM91 151H92V150H91ZM98 151H100V150L98 149ZM104 151H105V150H104ZM104 151H103V152H104ZM106 151H108V150H106ZM109 151H110V150H109ZM109 151H108V152H109ZM128 151H129V150H128ZM128 151H127V152H128ZM152 151L154 152V150H152ZM157 151H158V150H157ZM161 151H162V150H161ZM161 151H158V152H161ZM166 151H168V145H167V150H166ZM174 151H175V150H174ZM186 151H187V149H186ZM218 151H219V149H218ZM25 152H27L28 155H29V154H30V155H33L34 153H36V154L33 155L34 157H33V156L31 157V156H28L27 154L25 155ZM30 152H31L32 154H31ZM56 152H57L58 154H56ZM59 152H60V153H59ZM82 152H83V151H82ZM103 152H102V155H103ZM112 152H115V150L112 151ZM122 152H123V153H122ZM137 152H138V154H139V151H137ZM147 152H148V150L146 151L145 154H147ZM158 152H157V154H158ZM176 152H177V151H176ZM182 152H183V149H182ZM182 152H181V154H182ZM207 152H208V151H207ZM207 152H206V153H207ZM222 152H223V151H222ZM238 152H239V151H238ZM242 152H243V151H242ZM242 152H241V153H242ZM15 153H16V154H15ZM41 153H42L43 155H42ZM45 153H47V154L45 155ZM79 153H80V154H79ZM79 153H78V154L81 156V154H82L81 151H80ZM105 153H106V152H105ZM109 153H110V152H109ZM131 153H132V152H131ZM131 153H130V154H131ZM134 153H135V152H134ZM141 153H142V152H141ZM141 153H140V154H141ZM148 153H149V152H148ZM150 153H151V152H150ZM150 153H149V154H150ZM173 153H174V152H173ZM179 153H180V150H179ZM179 153H177V154H179ZM112 154H113V157H114V154L116 155V153H112ZM112 154H111V155H112ZM140 154H139V155H140ZM142 154H143V153H142ZM142 154H141V155H142ZM145 154H144V155H145ZM154 154H156V151H155ZM157 154H156V155H157ZM163 154H162V152H161V155H163ZM177 154H175V155L177 156ZM181 154H180V155H181ZM216 154H215V155H216ZM222 154H223V153H222ZM230 154H231V157H232L233 154H232V153H230ZM230 154H229V155H230ZM40 155H42V156L39 157ZM44 155H45V157H46V156H47V157H50L49 160L47 159V157H46V159H44V158H45ZM65 155H66V158H67L66 161H65V158H64ZM67 155L69 156V160H68V156H67ZM79 155H77V156H79ZM105 155H106V154H105ZM111 155H110V156H111ZM134 155H135V154H134ZM144 155H142V157H143ZM147 155H148V154H147ZM161 155H160V156H161ZM183 155H184V154H183ZM209 155H210V156H209ZM219 155H221V153H220ZM227 155H228V154H227ZM36 156H37V157H36ZM52 156H54L55 158H54V157L52 158ZM84 156H85V155H84ZM84 156H83V154H82L81 157L84 158ZM126 156H127V154H126ZM160 156H159V157H160ZM176 156L173 155V157H176ZM181 156H182V155H181ZM244 156H245V155H244ZM43 157H44V158H43ZM56 157H57V158H56ZM59 157H60L62 160H64V161H62ZM62 157H63V158H62ZM127 157H128V156H127ZM139 157H141V156H139ZM139 157H138V158H139ZM164 157H163V158H164ZM179 157H180V156H178V158H179ZM215 157H218V159L220 158V159H219V163L217 162V161H218L217 158H216L217 161L215 160ZM238 157H239V156H238ZM41 158H42L43 160H42ZM178 158H177V159H178ZM199 158H200V159H199ZM212 158H213V157H212ZM226 158H228V159H232L233 157L230 158V156H229V157H226ZM242 158H243V157H242ZM40 159H41V160H40ZM50 159H51V160H50ZM58 159H59V162H58V163L55 162V161L58 160ZM88 159H89V158H88ZM135 159H136V158H135ZM135 159H134V160H135ZM173 159H174V158H173ZM177 159H175V160H177ZM195 159H196V158H195ZM195 159H194V160H195ZM205 159H206V157H205ZM39 160L41 161V163L39 162ZM45 160H46V161H45ZM52 160H53V161H52ZM67 160H68V161H67ZM83 160L85 161V164H86V163L89 164V162H90L91 165H92V163H94V167H95L94 171H93V170H90V168H91V169L94 168V167L91 166V165H90V166L88 165V166H85V167H84L85 164L83 165V163H82V162H84ZM116 160H117V161H116ZM138 160H139V159H137V161H138ZM178 160H179V159H178ZM201 160H202V159H201ZM201 160H200V161H201ZM210 160H212V159H210ZM50 161H51V162H50ZM60 161H61V162H60ZM70 161H71V162H70ZM96 161H97V162H96ZM98 161H99V162H98ZM214 161H216V162L219 164L220 167L217 166L219 169H217V167H214V165H218L216 162L214 163ZM229 161H230V160H229ZM45 162H46V163L48 162V163H50V164L48 165V164H46ZM62 162H63V164H60V163H62ZM64 162H65V163H64ZM105 162H107V163L105 164ZM113 162H114V163H118V162H119V163H118V164H115L116 166H114V163H113ZM135 162H136V161H135ZM141 162H142V161H141ZM161 162H162V163H161ZM232 162H233V161H232ZM249 162H250V161H249ZM44 163H45V164H44ZM52 163H53V166H52ZM55 163H56V164H55ZM67 163H69L70 166H69V164H67ZM71 163H72V164H71ZM120 163H121V165H120ZM126 163H127V164H126ZM150 163H151V161H150ZM202 163H203V164H202ZM253 163H254V162H253ZM64 164H66V166H65ZM73 164H74V165H73ZM76 164H78V163H76ZM95 164L97 165V167H96ZM98 164H101L100 166H103V167H100ZM104 164H105V165H104ZM112 164H113L114 167H117V170L113 169ZM128 164H129V165H128ZM161 164H162V165H161ZM183 164H184V166H183ZM212 164H214V165H212ZM222 164H221V165H222ZM233 164H234V162H233ZM237 164H238V163H237ZM247 164H248V163H247ZM247 164H245V167L247 166ZM251 164H252V163H251ZM251 164H250V165H251ZM50 165L52 166V167H51L52 169H50V167H49ZM55 165H56V166H55ZM57 165H58V166H57ZM61 165H64V166H61ZM108 165L111 166L112 169L109 168ZM119 165H120V166L124 165L125 168L121 167V168H123V170H122V169L120 168ZM153 165H154L155 167H154ZM179 165L181 166V168H182L183 170H182L181 168L178 169V168H179ZM235 165H236V164H235ZM67 166H68V167H67ZM71 166H75V167L73 168V167H71ZM148 166H149V167H148ZM174 166H175V168H174ZM187 166H188V165H187ZM210 166H212V167L214 168V172H213L212 168H210ZM231 166H232V164H231ZM237 166H238V165H237ZM240 166H241V165H240ZM253 166H254V165H253ZM255 166H256V165H255ZM257 166H258V165H257ZM259 166H261V165H259ZM54 167H55V168H54ZM60 167H61V169H62V172H60V171H61V170H60ZM64 167H65V169H64V171H63V168H64ZM86 167H90V168H87V169H86ZM104 167H105V169H102V168H104ZM126 167L130 168L129 171H130L131 173H130L129 171H127L128 169H127ZM137 167H138V166H137ZM161 167H160V169H161ZM224 167H226L227 169H225ZM233 167H234V166H233ZM238 167H239V166H238ZM238 167H237V169H238ZM243 167H244V166L242 165V168H243ZM248 167H249V164H248ZM250 167H251V169H253L252 166H250ZM250 167H249L248 169H250ZM53 168H54V169H53ZM57 168H58L59 171L57 170ZM84 168L86 169V171L83 170ZM99 168H101L100 171H99ZM107 168L111 169V171L109 172V169H107ZM118 168H119V169H118ZM142 168H144V169H142ZM154 168H155L158 172H157ZM199 168H200V169H199ZM203 168H204V169H207V168L209 169V168H210L212 171L209 169L207 172H205L206 170H204ZM231 168H232V167H231ZM242 168H240L241 170L238 169V170L240 171V173H241V171H242V173H243V171H245V170H244L245 168H243V170H242ZM263 168H264V167H263ZM48 169H50V170L48 171ZM66 169H67L68 171H71V173L67 172ZM72 169H73V170H72ZM74 169H75L76 171H74ZM79 169H80L81 171L83 170L84 172H83V171H82V172L79 171ZM96 169H97V171H98L97 173H96ZM124 169L128 172V173H127V172L125 171L127 174L124 172V174H126V176H127V175H128V176L134 175V176H131V178L129 177V179H128V176L126 177V176L123 175V173H122V172L124 171ZM138 169H139V171L137 172L136 170H138ZM173 169H174V170L177 169L176 171H178V170L180 171V170H181V171H180V172H181V173H180V176H179L178 174H177L178 176H176V173H175V175H174V174H173V171H174ZM194 169H195V170H194ZM215 169H216V170H220V171L217 172V173H219V174L216 173ZM246 169H247V168H246ZM251 169H250V170H251ZM257 169H260V167H259V168L257 167ZM261 169H262V168H261ZM52 170H53V171H52ZM65 170H66V172H65ZM89 170H90V171H89ZM102 170H103V171H102ZM107 170H108V171H107ZM113 170H115V172L119 171V174H117L118 172H117V173L112 172ZM132 170H133V171H132ZM141 170H142L143 172H142ZM144 170H145V171H144ZM188 170H190V171H188ZM198 170L200 171V175H201V174H202V175L204 174V176H202V175H201V176H202V177H207V179H205V180L203 179V180H202V177L199 175V176L201 177V181H200V177L198 176V174H199V171H198ZM202 170H204V172H202ZM238 170H237V171H238ZM250 170H248V171H250ZM254 170H256V169H253V171H254ZM55 171H56V172H55ZM72 171H74V173H73ZM87 171L91 172L92 175H93V177H92L91 173H89V172H87ZM92 171H93V172H92ZM104 171H105V173L107 172V175H106L105 173H103ZM134 171H135L136 173H135ZM140 171H141L142 174L140 173ZM154 171H155V172H154ZM182 171L186 173V174L184 173V174H185L184 177H185L186 179H184V177H183V178L181 177V176L184 175ZM237 171H235V172L237 173L236 175H238V173H239V171H238V172H237ZM248 171H247V172H248ZM260 171H263V170H260ZM57 172H58V174H57ZM63 172H64V174L61 175V176H59V175L62 174ZM78 172H80V173H78ZM85 172H86V174H84ZM94 172H95V174H94ZM156 172H157V173H156ZM166 172H167V173H166ZM168 172H170V173H168ZM174 172H175V171H174ZM201 172H202V173H201ZM209 172H211V173H209ZM50 173H51V174H50ZM53 173H55V174H54V177L52 176ZM68 173H69V174H68ZM72 173H73V175H74V178H73V175L70 176ZM99 173H100V174H99ZM109 173H110V176H111L112 178H113V176H114L115 178L118 176V177L116 178V179H118V180H116V179H114V178H113V179H112V178L110 179V176L108 175ZM112 173H113V174H112ZM114 173L117 174V175L115 176ZM133 173H135V174H133ZM139 173H140V174H139ZM149 173H152L153 175H152V174L150 175ZM177 173H178V172H177ZM208 173H209V175L212 174V173H214V176H216V177L220 176L219 178H220L221 180H219V181H221L220 183H222V184H223V181L225 180V182H224V184L222 185V187H225V188H226L227 186H229V188L227 187V189H229L230 192H229V191L226 192L227 189H226V191H224L225 188H224V189H221V190H223V192H225V194L223 195V192L219 190L221 186H220L219 183H217L219 178L216 179V177H212L213 175H211V177H210V176H207ZM215 173H216V175H215ZM240 173H239V174H240ZM245 173H246V172H245ZM248 173H249V172H248ZM251 173H252V172H251ZM251 173H249V174H251ZM257 173H258V171H257ZM65 174H66V175H65ZM75 174H76V175H75ZM80 174H82V175L84 176L83 178L85 179V181H84L83 178H82V179L80 178V177H82ZM88 174H90V175H88ZM103 174H104V175H103ZM143 174H144L145 176H143ZM162 174H163V175H162ZM171 174H172L173 177L175 176L177 179H179V181H177L176 179L174 180L175 182H178V183H179V184L177 183V186H176L177 190H176L175 187H174L176 183L172 181L175 177L172 178ZM182 174H183V175H182ZM255 174H256V171H255ZM255 174L252 173V175H255ZM258 174H259V173H258ZM258 174H256V175H258ZM261 174H262V173H261ZM56 175H57V176H56ZM67 175L70 176V178H65V180L67 181V182H65L63 179H64V176H67ZM99 175H100V176H99ZM139 175H140V177H141V175L144 177L143 181H141V178H140V177H139V179H138L139 182L137 181V178H138ZM146 175H149V176L151 177V178H150V177L148 176V177L150 178L151 181L149 180V178H148ZM157 175L160 176V177H159L160 179H161V176H162V180H160V179L157 177ZM164 175H165V176H164ZM168 175H170L172 179H171V178L168 179V178H167V177H169ZM196 175H197V176H196ZM205 175H206V176H205ZM217 175H218V176H217ZM241 175H242V174H241ZM243 175H244V173H243ZM245 175L250 176V175H248V174H245ZM245 175H244V176H245ZM252 175H251V176H252ZM256 175H255V176H256ZM62 176H63V177H62ZM68 176H67V177H68ZM75 176H76L77 178H76ZM86 176H89L90 178H89V177H86ZM95 176H96L98 179H96ZM102 176H104V177H102ZM105 176H106V177H105ZM152 176H154L153 180H156V181H154V183L152 182ZM155 176H156L161 182H160L159 180H157ZM166 176H167V177H166ZM189 176H190V177H189ZM194 176H195L196 178H193L194 180L191 179V177H194ZM258 176H259V175H258ZM261 176H262V175H261ZM51 177H52V178H51ZM71 177H72L73 179H71ZM85 177H86V178H85ZM94 177H95V178H94ZM99 177H100V179H101V181H100L101 183L98 181V180H100ZM101 177H102L104 180H105V178H106L105 183L108 182V181H109V183H106V185H104L105 183H103L104 181L102 180ZM107 177H109V180H108V181H107V179H108ZM119 177L121 178V181H122V182L125 181V180H128V181L130 180L132 183H129V184H128V181H126L127 183H122V182L119 180ZM124 177H125V178H124ZM133 177H135V178L137 177V178L134 179V180H136L138 183H140L138 186H137V184H138L137 182H134V183H133L134 180H133V181L131 180V179H133ZM145 177H146V178H145ZM187 177H188V178H187ZM208 177H209V178H213V179H211L213 182L216 181L215 184L213 183V184H214L213 187H214L215 185H216L215 187H217L218 184H219V188L217 187V189H218L219 192H222V194H220V193H219V194H220V197L223 196V197H222V200L224 199L223 201H225V202H221L222 204H223V203L225 204L226 202H228L229 206L232 205V207H236V208H237V206H234V205H236L235 203H238V207H239V209L241 208L242 211H243V209H244V211H245L244 213L242 212V214H244L243 217H247V216H248V215L246 216V212H247V210L249 209V210H250V213L252 214V215H251V216H252V219H251L250 217H249L250 219H249L248 217H247V218H243V219H242L241 217H240L241 219H240V218H238V219H234L235 216H236V214L234 215L235 212L232 213V212H231L232 210H230V209H227V210H230V214H232V216L234 215L233 217L231 216V218H230V215H229L228 213H226V214L229 215V218H228V217L226 218V217H223V216L218 217V215H215V214H218V213H221V212H224V211L227 212V210H225V208H223L224 211H223V209L220 210V209H221L222 207H224L227 203H226L225 205H220V203H218L219 200L217 199L218 202H216V203H218V205H220V207H221V208H220L217 204H215V203L210 199V198H212V196H210V195L208 194L207 189H208V186H211V185H209V184L212 183V182H211V180H209ZM237 177H238V176H237ZM242 177H243V176H242ZM245 177H246V176H245ZM245 177H244V178H245ZM259 177H260V176H259ZM53 178H54V179H53ZM56 178H58L57 181H55ZM60 178H61V180H59ZM78 178H79L80 181L77 180ZM91 178H92V179H91ZM126 178H127V179H126ZM147 178H148V180H147ZM164 178H165V181H164ZM180 178L182 179V180H181V183H180ZM198 178H199V181H200L201 184L198 183L199 181L197 182L196 179H198ZM214 178H215L216 180H214ZM251 178H252V177H251ZM88 179H91V180H88ZM189 179H190V180H189ZM223 179H224V180H223ZM248 179H249V178H248ZM248 179H247V177H246V180H248ZM261 179H262V177H261ZM72 180H73V181L76 180V181L73 182ZM82 180H83L84 182H82ZM87 180H88V181H87ZM92 180H93V181H92ZM110 180H111V181H110ZM112 180H115V181H112ZM167 180H168V181H167ZM183 180H187V181L189 180L190 182H191V181L194 182V184H193V182H191L192 185H191V183L188 184V189H189L190 186H192L191 190H190V189L188 190V189H187V186H186V187H185V186H184V187L182 186V185H184V184L187 185V183H188V182H187V183H182ZM239 180H242V179L239 177ZM246 180H245V182H246ZM249 180H250V179H249ZM252 180H253V179H252ZM256 180H260V179H257V178H256ZM59 181H61V182L64 181V182L61 183V182H59ZM71 181H72V182H71ZM77 181H78V182H77ZM91 181H92V182H91ZM97 181L99 182V183H97V184L100 185V187H102V188H100V190H99V188L96 189V190H98V192L101 191V189L104 190L103 188H107V187L109 186V184H110L109 187H111V186H112V187H113V186L116 187V186H118L117 183L119 182V183H121V184H120L121 186L124 185V186H123L124 189H122V187H119V189H117V191H118V190L120 191V189H121V191H120V192H119V191H118V192L116 191V192H114V193H115V195H116L117 193L120 195L123 191H124V193H122V195H120V196H118V197L116 196V198L113 197V199H112L111 197H112V195L115 196L114 193H113V194H112V193L110 194V193H108V192L105 191V190H104V194H103V192H99V193H98V192L95 190V187H96V186L98 187V185L95 184ZM163 181H164L165 183H164ZM169 181H170L169 184H172V185H173L172 187H171V185H169V186H170V187H169L168 184L166 183V182H169ZM171 181H172V182H171ZM195 181H196V182H195ZM203 181H205V182H203ZM207 181H208V182H207ZM237 181H238V178H237ZM253 181H254V180H253ZM262 181H263V180H262ZM58 182H59V183H58ZM114 182H115V183L117 182V183L115 184ZM141 182H142V183H141ZM156 182H158V183L160 182L161 184H160V183H159L160 185H159L158 183L155 184ZM183 182H184V181H183ZM209 182H210V183H209ZM249 182H250V181H249ZM255 182H256V181H255ZM119 183H118V184H119ZM135 183H136V186H137V187L134 186ZM152 183H153L154 185H153ZM162 183H163L164 185H163ZM174 183H175V184H174ZM196 183H197V184H196ZM202 183H203V185H204V183H205L206 185H208V186H207V189H206V187H203V186H202ZM207 183H208V184H207ZM228 183H232V181H231V182L228 181ZM238 183H239V182H238ZM241 183H242V182H241ZM241 183H240V184H241ZM263 183H264V182H263ZM263 183H261V184H263ZM107 184H108V185H107ZM133 184H134V185H133ZM166 184H167V185H166ZM195 184H196V185H195ZM244 184H246V183H243L242 185H244ZM259 184H260V182H259ZM259 184H258V185H259ZM261 184H260V185H261ZM115 185H116V186H115ZM129 185H130V186H129ZM131 185H132V186H131ZM152 185H153V187H152ZM156 185H157V186L159 185L160 187L157 188ZM165 185H166L167 187H169V188H167ZM178 185H179L180 188L178 187ZM189 185H190V186H189ZM104 186H105V187H104ZM154 186H155V187H154ZM163 186H165L166 189H165ZM193 186H194V187H193ZM197 186H198V187H197ZM199 186H200V187H203V188H200ZM204 186H205V185H204ZM244 186H245V185H244ZM161 187H162L163 193L161 192L162 190H159ZM213 187H212V188H213ZM215 187H214V189H215ZM258 187H259V186H258ZM84 188H85V189H87V188H92V189H89L88 191H89V192H90V191H94V192H93V193L91 192V193L89 194L88 191L86 192V190H85V191L82 190V189H84ZM156 188H157V189H156ZM171 188H172V189H171ZM194 188H195V189H194ZM198 188H199V192H198ZM235 188H236V187H235ZM249 188H250V187H249ZM256 188H257V187H256ZM262 188H263V187H262ZM93 189H94V190H93ZM154 189H155V190H154ZM173 189H174V190H173ZM180 189H181V190H180ZM182 189H183V190H184V189H187V190H186V191L184 190V192H182ZM192 189H193V190H192ZM202 189H203V190L205 189L203 193L206 192V193H205V195L207 194V195L205 196L206 198L208 197V195L210 196V198H209V197H208V198H209V200H211V204H213V205H212L213 207H211V204L207 205V202H208V203H210V202H209L208 199H207V200H208V201H207V200L205 199V197H203L204 194L199 195V193L201 192L200 190H202ZM210 189H211V188H210ZM210 189H209V190H210ZM80 190H82L83 193H84V192H85V193H84V194H80V193L82 192V191H80ZM153 190H154V191H153ZM165 190L168 191V192H166ZM169 190H170L171 192H170ZM172 190H173V191H172ZM175 190H176L179 194H178L177 192H175ZM178 190H180V191H178ZM196 190H197V191H196ZM215 190H216V189H215ZM261 190H263V189H261ZM159 191H160L161 193H160ZM164 191L167 193V195H166V193H165ZM187 191H188L190 194H191V191H192V193L196 192V193L192 194L191 196H192V197H193V196H194V197H195V196L197 197V196L199 195L198 197L201 198V200H204L205 202H206V201H207V202H206V203H205V202L203 203L198 197H197L198 199H196V198H194V197H193V199H192V197L189 196L190 194H189ZM193 191H194V192H193ZM233 191H234V192H233ZM242 191H241V192H242ZM263 191H264V190H263ZM263 191H260V192H263ZM149 192H150V193H149ZM153 192H154V193H153ZM156 192H157V193H160V194H158L159 197H157V199H156V197H155V195H154V194H157ZM172 192H174L176 195H175L174 193H172ZM181 192H182V193H181ZM186 192H187L188 194H187ZM211 192H212V191H210V194H214V195H215V196H213L214 199L219 195L217 191H216V192L214 191L215 193H211ZM257 192H259V191H257ZM95 193H97V194L94 195ZM100 193H102L103 195L100 194ZM106 193H107V194H106ZM148 193H149V194H148ZM152 193H153V195H154L153 198L151 197V196H152ZM171 193L173 194V196H172ZM197 193H198V194H197ZM226 193H227V194H226ZM228 193H229L230 196H227ZM255 193H256V192H255ZM99 194H100L101 196H100ZM105 194H106V195H105ZM108 194H110L111 196L109 195V197H108ZM118 194H117V195H118ZM145 194H146V196H147V199L150 200V201H148V200L146 199ZM147 194H148V195H147ZM150 194H151V196H149ZM163 194H164V196H163ZM170 194H171V196H170ZM180 194L182 195L183 199H184V195H185V199H186V200H187L188 197H191V198H188V199H190V200H187V202H186V200H184V201L186 202V205H185V206H183L184 201H183V203H182ZM186 194H187L188 197H186ZM195 194H196V195H195ZM245 194H246V195H245ZM261 194H262V193H261ZM263 194H264V192H263ZM160 195H161V196H160ZM168 195H169V196H168ZM216 195H217V196H216ZM225 195H226V196H225ZM241 195H243V196H241ZM255 195H254V196H255ZM106 196H107L108 198H110V199H109V200H106L105 203H102L105 199H107ZM139 196H140V197H139ZM141 196H142V197H141ZM148 196L151 197V198H149ZM156 196H157V195H156ZM162 196H163V197H162ZM166 196H168L169 199H168V197H166ZM175 196H176V198H175ZM177 196H178L180 199L178 198V200H176V201L173 200V202H175V204H174V203L172 202L171 199H174V198L177 199ZM257 196H258V197H257ZM144 197H145V198H144ZM164 197H166V198H165V199H167L166 201H165V199H163ZM170 197H171V198H170ZM202 197H203L204 199H203ZM218 197H219V196H218ZM220 197H219V199H220ZM244 197H243V198H244ZM154 198H155V200H154ZM158 198H159V200H161V201H160L161 205H162L163 203H164V205H165L166 202L169 203V204H166L165 206L163 205L164 208L161 207V205H160L159 202H158L159 204L156 202L159 206L156 205L155 201H159ZM160 198H162V199H160ZM243 198H242V199H243ZM245 198H246V197H245ZM245 198H244V201H243V200L241 201L242 203L245 202V200H246ZM140 199H141V200L143 199V200H142V201H143L142 203H145L146 205H150V206L152 205V207H150L149 210H148V208L145 209L146 211H145V210H142V209H144V208H141L142 206H145V207H148V206H146L145 204L142 205ZM183 199H182V200H183ZM191 199H192V200H191ZM194 199H195V200H194ZM214 199H213V200H214ZM252 199H253V198H252ZM145 200H146L147 202H150V203H151V201L153 200L152 202H153L154 204H153V203H151V204L148 203V204H147V202H146ZM163 200H164V202L162 203ZM169 200H170V202H168ZM196 200H197V201H196ZM198 200H199L200 202H199ZM232 200H233V202H232ZM247 200H246V201H247ZM253 200H254V199H253ZM262 200H263V198L261 199V202H262ZM177 201H178V202H177ZM179 201H180V203H179ZM189 201H190V202H189ZM191 201H193V203H194V201H196V202H195V203H196L195 206H194V204L192 205V202H191ZM220 201H221V199H220ZM135 202H136V205H138L139 207H137V206L134 205ZM201 202H202V203H201ZM231 202H232L234 205H233ZM234 202H235V203H234ZM241 202H240V203H241ZM252 202H250V203H252ZM263 202H264V201H263ZM263 202H262V206H260L261 208L264 206V205H263ZM132 203H133V204H132ZM139 203L141 204V206H140ZM171 203H172V206H173V204L176 205V203H178L179 205L182 203V205H180L182 208H181V207H178V206H177L178 204H177L176 206H174V208L177 209V212H175V214H174V211H175L176 209H174V208L171 206ZM197 203H198L199 205H200V203H201L200 206H201V208L204 206L203 209H205V208H206V205H207V208H206V210H205V212H206V216H207V217H204V218H203V216H204L205 214H204V212L202 211V209L199 207V205H197ZM230 203H231V204H230ZM247 203H248V202H247ZM188 204H191V205H189V206H191V207L193 206V207H192V208H191V207H188ZM202 204H206V205H203V206H202ZM214 204L217 205V206L219 207V208L217 207V208L220 210L219 212H218V209H215L216 206L214 207ZM228 204H227L226 208L228 207ZM154 205H155V206H154ZM167 205H170V206L168 207ZM131 206H134V209H135V210H136V209L138 210V208H139V209L142 211V213H141V211H139V213H140L139 219H138V216H136V211H135ZM153 206H154V207H153ZM156 206H157V207H156ZM196 206L200 208V209L198 208V209H199V212H197L198 209H196ZM208 206L211 207V212H210V208L208 209ZM158 207H161L160 210H161L162 213L160 212V210H158V209H159ZM165 207H166V208L168 207V210H169V208H170L171 210H172V208H173V212L170 210V214H169L168 210H167ZM171 207H172V208H171ZM186 207H188V208H187V209H183V208H186ZM260 207L258 206L259 209H260ZM130 208H132V211H131ZM151 208H153V210H154V211L152 212V214H150L151 211H152ZM154 208H156V209H154ZM179 208H180V209H179ZM213 208H214V209H213ZM236 208H234V209L236 210ZM247 208H248V209H247ZM258 208H257V211L259 210ZM263 208H264V207H263ZM129 209H130V210H129ZM181 209H182V210H181ZM189 209H190V210H189ZM191 209H193V210L195 211V212H194V217H192V215H191V214H193V213L191 212V211H192ZM207 209H208L209 213H211V214H208ZM231 209H232V208H231ZM234 209H233V210H234ZM241 209H240V210H241ZM147 210H148V211H147ZM150 210H151V211H150ZM163 210H165V211H164L165 214L168 213L167 217H168L170 220L166 218L167 220L165 221V217H166V215H164ZM178 210H179V212H181V211H182V212L179 213ZM180 210H181V211H180ZM183 210H184V213H183ZM186 210H187V211H186ZM188 210H189L190 212H189ZM212 210H216V211H214V213H213ZM249 210H248V211H249ZM129 211H131L132 214H128ZM155 211L158 213L159 218H158V217L156 218V221H154V223H155V225H154L153 220H151V219H154V218L157 216V213H156ZM201 211H202L203 213H202ZM255 211H256V209H255ZM260 211H261V209H260ZM260 211H259V213H260L261 215H263V213L260 212ZM126 212H127V214H126ZM133 212H135V215L133 214ZM147 212H148V213L150 212V213H149L150 224H149V221H148V220H149V217H148V213H147ZM159 212H160V215H159ZM171 212H172V213H171ZM186 212H187V213H186ZM196 212H197L198 214H197ZM228 212H229V211H228ZM239 212H240V211H239ZM263 212H264V211H263ZM124 213H125V216H124ZM137 213H138V212H137ZM153 213L155 214V215H154L155 217L152 216V218H151L150 215H153ZM176 213H179L178 215L180 216V218H179V216H178V217H177V216L175 217V215H177ZM185 213H186V214H185ZM188 213H190V214H188ZM199 213H201V214L199 215ZM212 213H213V215H214V218H215V216L218 217V218H220L219 220L217 219V221H222V220H223V219H221L222 217L225 218V219H227V220H223V222H217V221H216V218H215V219H212ZM240 213H241V212H240ZM240 213H239V215H240ZM250 213L248 212V214H250ZM122 214H123V215H122ZM143 214H145V215H144L145 219H144V217H143ZM162 214L164 215L163 218H162ZM180 214H181V215H180ZM182 214H183L184 217L182 216ZM195 214H196V215H195ZM202 214H203V215H202ZM221 214H222V213H221ZM237 214H238V213H237ZM256 214H258V213H256ZM121 215H122L123 217H122ZM128 215H129V216H128ZM133 215H134V216H133ZM137 215H139V214H137ZM146 215H147V217H146ZM170 215H171V216L174 215V216H173L174 219H173V217H171ZM187 215H190L191 218H192V219H191V218L189 217L190 220H191V222H190L191 225H190V223H189V220H188V221H185V220H187V217H188ZM198 215H199L200 219L203 218V220H204V219L206 218V220L204 221L205 223L203 222L202 219H201V221H200V222H203L204 225L198 222V221L200 220L199 217H198L197 220H196V217H197ZM208 215L211 216L210 218L212 219L211 222H209V223L207 222V219H208V221H210V218H209ZM219 215H220V214H219ZM222 215H225V214H222ZM228 215H227V216H228ZM116 216H117V217H116ZM118 216H119V217H118ZM127 216H128V217H127ZM130 216H131V217L133 216V218H134V217H137L136 220L139 221V222L142 221L143 219H144L143 221H144L145 223L148 221V222H147L148 226H149V225H151V226L154 225V227H155L156 230H155L154 227H153V229H152L153 231H151V226L148 227V226L146 225V226H147V227H146L145 224H143L144 222H141V223H142V225H144L145 227L142 226V225H140V223H138V222L135 221L134 219H133V220H134V225H131V223L133 224L132 220L130 221V219H132V218L128 219V221H130V223H129V222H126L127 219H123V218H125V217H126V218H129ZM249 216H250V215H249ZM253 216H254V217H253ZM113 217L115 218V220H116L117 222L119 221V218H120V219L122 218V219H121V222H118V225L121 224V225H119V228H118V225H117V224H116V226H117V227H116L115 224L112 222V220H113L114 222H116V221L114 220ZM160 217H161V219H160ZM237 217H238V216H237ZM256 217H257V216H256ZM259 217H261V216H259ZM141 218H142V219H141ZM171 218H172V219H171ZM175 218H176L177 220L179 219V221H180V219H182V220L180 221V223H181L182 225H181L180 223H178L179 221L177 222ZM184 218H186V219H184ZM193 218L195 219L196 222H198V223L201 224V225L199 226V224L196 223V222L194 221ZM253 218H255V221H252V220H254ZM157 219H158V220H157ZM183 219H184V221L186 222L185 226L183 225V224H184V223H183V222H184ZM198 219H199V220H198ZM257 219L259 220V218H257ZM260 219H263V217L260 218ZM123 220H124V221H123ZM146 220H147V221H146ZM154 220H155V219H154ZM159 220H161V221H159ZM162 220H164V221H162ZM172 220H174V222H173ZM110 221H111V223L114 224V226H111V229H110V225H113V224H110ZM157 221H158V222H157ZM169 221L172 222V223H174V224L170 223ZM175 221H176V222H175ZM193 221L195 222V223H194L195 229H196V230L198 229V232H196V230L193 231V232H195V234L192 232V230H194V229H193L194 226L192 227ZM262 221H263V220H262ZM135 222H136V225H135ZM156 222H157V224H156ZM160 222H161V223H160ZM252 222H253V223H252ZM259 222H260V221H259ZM125 223H126V224H125ZM137 223H138V224H137ZM152 223H153V224H152ZM158 223L160 224V226H159ZM163 223H165V224L167 223V225H170V224H171V226H172V227H175L176 230H175V229H172V227L169 226V227H165L166 229H165V232H164V226H166V225L163 224ZM169 223H170V224H169ZM175 223H176V224L178 223V224L181 226V227H179L180 229L177 227V226H179V225H178V224L176 225ZM206 223H208V224H206ZM262 223H263V222H262ZM123 224H125V225L123 226ZM127 224H129V225H127ZM161 224H163V226H162ZM188 224H189V225H188ZM196 224H197V225H196ZM251 224H252V225H251ZM256 224H258V223H256ZM260 224H261V223H260ZM263 224H264V223H263ZM130 225H131V226H130ZM173 225H174V226H173ZM175 225H176V226H175ZM187 225L189 226V228H190V227H191V228H190V229H188V227L186 228ZM205 225H206V226H205ZM122 226H123V228H122ZM136 226H139V227H136ZM156 226L159 227L161 230L158 229ZM182 226H184V227L186 228V230H185L184 227L182 228ZM201 226H202L203 228H200ZM257 226H258V225H257ZM262 226H264V225H262ZM112 227H113V228H112ZM124 227H125V228H128L129 232H132V233H131L132 236H130L129 233H128V234H125V233L128 232V230L126 229L127 231H125ZM133 227H134V228H133ZM143 227H144V228H143ZM161 227H162L163 229H162ZM170 227H171V228H170ZM204 227H205V228H204ZM252 227H254V230H257V229H255V228H256L255 226H252ZM252 227L249 228V229H252ZM106 228H109V229H106ZM115 228H116V229H115ZM121 228H122V230H124V231L121 232V231H120ZM130 228H132L133 230L130 229ZM137 228H142V230H143L144 232L141 230L143 233L140 231V233H141V234H140V233H139V230H140V229H137ZM149 228H150V229H149ZM181 228H182L184 231H183ZM101 229H103L102 232H101ZM113 229H114V230H113ZM134 229H135V230H134ZM136 229H137V230H136ZM144 229H146V230H144ZM147 229H149V234L146 233V232H147ZM169 229H170V230H173L174 233H173L172 231H170ZM177 229H178V231H177ZM200 229H203V230L201 231ZM242 229H243V230H242ZM247 229H248V228H247ZM249 229H248V230H249ZM107 230H108V231L113 230L112 232H113V234H115L114 236H116V237H114V236L112 235V232L110 233V235H108L109 232H107ZM130 230H131V231H130ZM154 230H155V231H154ZM158 230H159V233H158ZM180 230H181V231H180ZM245 230H246V229H245ZM248 230H247V231H248ZM258 230H259V229H258ZM261 230H262V229H261ZM115 231H116V232H115ZM118 231H120V232L118 233ZM134 231H136V232H134ZM137 231H138V232H137ZM156 231H157V233H155ZM161 231H163L164 233L161 232ZM166 231H167V232H166ZM175 231H177V232L175 233ZM182 231H183V234H184V235L181 234ZM185 231H187V232H186L187 234L185 233ZM231 231H233V230H231ZM231 231H230V233H231ZM247 231H245V232H247ZM262 231H263V230H262ZM103 232H104V233H103ZM114 232H115V233H114ZM123 232H124V235H125V238H126V242H127V244H128V239H129V242H130V243H129L128 245H126V242H125V244H124V241H123V240H125V239H124V236H122V235H123V234H122ZM133 232H134V233H133ZM150 232H152V234H153V235L151 234L152 236H154V234H155V236H156V234H157V235L159 234V235H158V237H156V238H155V237H154V238H151L152 236L150 235ZM153 232H154V233H153ZM168 232H169V233H170V232L173 233L172 236H171L172 233L170 234V238L168 237V236H169V235H168ZM188 232H191V233H188ZM201 232H203V235H202ZM220 232H221V233L223 232V233H222V234H219ZM235 232H234V233H235ZM254 232H255V231H254ZM260 232H261V231H260ZM102 233H103V234H102ZM105 233H106V235L109 236V238H110V239L108 238L109 242L107 241V239H105V238L107 237V236L105 235ZM136 233H137V234H136ZM138 233H139V234H138ZM160 233H161L162 235H161ZM177 233H178V234H177ZM207 233L210 234V235H209V234L207 235V236H209L210 238L206 236ZM212 233H213V234H212ZM214 233H217V235L214 234ZM225 233L227 234V231H226ZM234 233H233V236L235 235ZM243 233H242V234H243ZM249 233H251V232H249ZM142 234H143V239H144V240H143V239H138V241H137L136 239L139 238V236L137 237V235H140V236H141ZM144 234H145L146 236H145ZM164 234L167 235V237H168V239H169L170 241L167 239V237H166ZM179 234H180V235H179ZM185 234L188 235V237H187ZM189 234H193V235H191L192 237H191ZM204 234H205V235H204ZM237 234H238V233H237ZM246 234H247V233H246ZM118 235H119V236H118ZM147 235H148L150 238H147ZM163 235H164V236H163ZM175 235H177V236H175ZM181 235H182V236H186V238H185V237H184V238L187 239V241H183V240H185V239L182 237V239H183V240H182V239L180 238ZM201 235H202L203 237H202ZM211 235H212V236H211ZM213 235H214V236H213ZM215 235H216V236H215ZM231 235H232V234H231ZM231 235H230V236H231ZM238 235L240 236V232H239ZM244 235H245V234H244ZM105 236H106V237H105ZM128 236H129V237H128ZM134 236H136V237H134ZM144 236H145V238H144ZM160 236H161V238H159ZM178 236H179V237H178ZM217 236H218V237H217ZM219 236H220V237H219ZM226 236H227V235H226ZM239 236H238V237H239ZM242 236H243V235H242ZM245 236H246V235H245ZM118 237H119V238H118ZM120 237L123 238L122 241H121L122 238H120ZM131 237H133L134 239L131 238ZM164 237H166V238H164ZM172 237H173V238H172ZM174 237H176V238H174ZM189 237H190V242H189ZM206 237H207L208 239H207ZM211 237H213V238H211ZM227 237H228V236H227ZM227 237H224L226 240L223 238L224 241H225V244H226V245L223 244L224 246L222 245L223 248H224L225 246H227V244H228ZM231 237H232V236H231ZM236 237H237V236H236ZM238 237H237V240H238V242H240V239H238ZM116 238H118V239H116ZM127 238H128V239H127ZM140 238H142V236H141ZM171 238H172L173 240H171ZM178 238H180V239H178ZM205 238H206L207 240H206ZM240 238H241V237H240ZM131 239H133L134 241H131ZM159 239H161V240H159ZM175 239H177V240H175ZM202 239H203V240H202ZM212 239L214 240V243H213V241H211ZM217 239H219V240H217ZM228 239H229V238H228ZM241 239H243V238H241ZM246 239H247V237H246ZM246 239L244 238V240L246 241L245 243H248L249 240H250L251 238L248 236V239H249V240H246ZM254 239H255V238H254ZM97 240L100 241V242H97ZM105 240H106V241H105ZM110 240H111L112 242H113V241H114V242L111 243ZM118 240H120V241H118ZM135 240H136L137 242H135ZM163 240H164V241H163ZM165 240H166V241H165ZM167 240H168V241H167ZM180 240H182L180 243H183V242H184L183 245H181V244L178 242V241H180ZM220 240H221V241H220ZM230 240H232V239H230ZM233 240H234V239H233ZM252 240H253V239H252ZM252 240H251V241H252ZM102 241H105V242H102ZM116 241H118V242L116 243ZM172 241H173V242H172ZM174 241H175V242L177 241L178 244H180V246H181V247H184V248H181V247L177 244L178 248L176 249V248H175L176 246H174V244H175ZM201 241L204 242V243H206V244H204V243L202 244ZM205 241H207V242H205ZM215 241H220V242H218V243H220V244L217 243V244H218V245H217ZM226 241H227V243H226ZM247 241H248V242H247ZM121 242H122V243H121ZM139 242H140V243H139ZM210 242H211V244H213V245L216 244V245H214L216 248H214V246H212V247L209 246L208 244H209ZM234 242H236V240H234ZM234 242H233V243H234ZM96 243H97V245H96ZM99 243L104 244V245H103L104 247L107 246V249H106V250H105L106 247H105V248L102 247V248L104 249V251H103L104 253H103V254H102V252L99 251V250H103L102 248L100 249V246H101L102 244L99 245V248H96V247L98 246ZM105 243H106V245H105ZM242 243L244 244V241H243ZM242 243H240L241 245H240V244H238V245H240V247H242V246H243ZM249 243H250V242H249ZM249 243H248V244H249ZM251 243H252V242H251ZM116 244L119 245V246H117ZM120 244H122V245H121L122 247L120 246ZM123 244L126 245V246L123 247ZM138 244L140 245V248L138 247ZM184 244H185V245H184ZM188 244H189V245H188ZM229 244L232 245V241H230ZM229 244H228V245H229ZM234 244L237 245V243H234ZM234 244H233V245H234ZM93 245H94V247H93ZM95 245H96V246H95ZM130 245L134 248V249H133V248L131 247L133 250H132L131 248H129ZM135 245H136V246H135ZM175 245H176V244H175ZM231 245H229L230 248H232ZM233 245H232V246H233ZM236 245H234V248H235V249H236V247L238 248V246H236ZM249 245H251V244H249ZM127 246H129V247L127 248ZM173 246H174V248H173ZM203 246H206L207 248H206V247L204 248ZM217 246H218V247H217ZM235 246H236V247H235ZM244 246H245V244H244ZM117 247H120V248H117ZM179 247H180V248H179ZM208 247H209V249H208ZM246 247L249 248L248 245H246ZM92 248H94V249H92ZM108 248H109V249H108ZM116 248L119 249V250H117ZM125 248H126L127 250H126ZM135 248H136V249H135ZM138 248H139L140 250H139ZM141 248H142V249H141ZM143 248H144V249H143ZM211 248L215 249L216 251L212 249V250H213L212 253H209V254H208V251L206 252L205 249H206V250H209V252H210V251H211ZM223 248H222V250H223ZM225 248H226V252H227V248H228V247H225ZM230 248H228V250H229ZM91 249L94 250V251H91ZM130 249H131L132 251H131ZM238 249H239V248H238ZM95 250H98V251H95ZM116 250H117L118 253H116ZM120 250H121V251H120ZM125 250H126L127 252H128V250H129V252H131V253L129 254V253L125 252ZM135 250H136V251H135ZM230 250H231V249H230ZM230 250L228 251L227 254H226V252H224V250H223V251L219 252L220 255H218V256L221 257V255L223 256V254L228 256V254L230 255ZM247 250H248V249H247ZM88 251H89L90 254L87 253ZM105 251H106V253H105ZM122 251H123V253L125 252L124 255L121 253ZM140 251L143 252V253H141ZM232 251H233V250H231V252H232ZM76 252H77V254H76ZM93 252H94V253H93ZM97 252H99V253H97ZM107 252H109L108 255H107ZM144 252H145V253H144ZM188 252L191 253V255H190ZM214 252H215V253H214ZM222 252H223V253H222ZM33 253H35V256H37V257H35L34 255H33V257H31ZM36 253H37V254H36ZM39 253L41 254L42 257L44 256L43 258H44L45 260H44L43 258L40 259V256H38ZM73 253H75L76 255H78V256H77L78 258L75 257V256H76L75 254H74V256L72 257ZM91 253H92V254H91ZM95 253H96V254H95ZM187 253H188V254H187ZM232 253H233V252H232ZM94 254H95V255H94ZM97 254H100V255L102 254V255H105V256H101V257H99V255H97ZM113 254H114V257H112ZM121 254H122L123 256H125V257H123ZM125 254H126V255L129 254V255L126 257ZM186 254L189 255V256H191V258H193V259H191V258L188 259V261H189V260H192V261L194 260V261H193V262H192V261H189V262H188V261H187V258H189V256L186 258V256H185ZM192 254H193V257H192ZM206 254H208V255H206ZM30 255H31V256H30ZM81 255H82V256H81ZM89 255H92V256L90 257ZM115 255H116V256H115ZM120 255H121V256H120ZM209 255H210V259H209ZM215 255H216V257H215ZM233 255H234V254H233ZM28 256H30V257H28ZM47 256H49V258L46 260V257H47ZM55 256H56L57 258H55ZM88 256H89V258H88ZM94 256H96V257H94ZM184 256H185V257H184ZM207 256H208V257H207ZM52 257H51V258H52ZM80 257H81V258H80ZM121 257H122V258H121ZM212 257H213V258L215 257V258L213 259ZM31 258H33V259L31 260ZM34 258H35V259H34ZM38 258L40 259V261L36 262V260H39ZM70 258H71V259L74 258V261L72 262V261L70 260ZM75 258H76V260H75ZM83 258L87 259L86 262L84 261L85 259H83ZM90 258H91V259L93 258L92 260H93V261H96V263H94L93 261H89ZM95 258H96V260H95ZM107 258H108V259H107ZM123 258H124L125 260H127V261L125 262V260H123ZM181 258H182V259H181ZM183 258H185V259H183ZM22 259H23V260H22ZM28 259H29V260H28ZM91 259H90V260H91ZM98 259H99V261H98ZM106 259H107V260H106ZM156 259H158V261H155ZM18 260H19V261H18ZM182 260H183V261H182ZM216 260H217V261H216ZM13 261H16V262L14 263ZM62 261H61V262H62ZM79 261H77L78 263L76 262L75 264H80ZM83 261H84V262H83ZM88 261H89V262H88ZM123 261H124V262H123ZM139 261H140V262H139ZM22 262H21L20 264H25V262H23V263H22ZM58 262L61 263L60 261H58ZM101 262H102V263H101ZM136 262H137V263H136ZM160 262H159V264H160ZM178 262H179V263H178ZM26 263L29 264V262H26ZM31 263H32V262H31ZM45 263L42 262V263H40V264H45ZM52 263H50V264H52ZM107 263H106V264H107ZM143 263H142V264H143ZM163 263H162V264H163ZM247 263H248V262H247ZM32 264H33V263H32ZM53 264H54V263H53ZM56 264H58V263L56 262ZM218 264H220V263H218ZM226 264H228V263H226ZM229 264H232V263H229ZM238 264H240V263H238ZM245 264H246V263H245Z\"/></svg>","mask_w":264,"mask_h":264}]
</instances>
